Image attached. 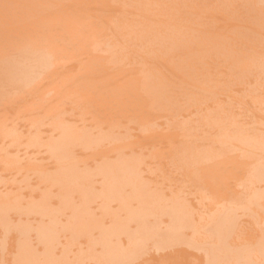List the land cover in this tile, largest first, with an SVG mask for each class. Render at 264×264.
I'll return each instance as SVG.
<instances>
[{
  "label": "rangeland",
  "instance_id": "374dc122",
  "mask_svg": "<svg viewBox=\"0 0 264 264\" xmlns=\"http://www.w3.org/2000/svg\"><path fill=\"white\" fill-rule=\"evenodd\" d=\"M3 1H4V3L5 4H2L3 3ZM12 1H13V3H12ZM18 2H23V4L22 3H17L16 2V0H7V2L5 1V0H2L1 1V3L0 4H2L1 6L3 7V8H10L9 9V12H8V10H6V9H3L1 6V10H0V12L2 13H0V33L3 35V37H6V38H4V40L2 39L3 37H0V39L1 40H3V42L2 41H0V112L2 113V112H4L5 114H3V115H1V113H0V197L1 196H3V197H1L0 198V200H2L1 202H0V239H2V241L3 242H0V251L2 252H0V264H8V260H10L9 261V264H10V262H11V264H17L18 262H19V260L21 259V257H20V252L19 251H21L20 249H26V243H28V244H30L29 245V247L30 246H34V247H27L28 249H31V250H33L34 249V251H36L37 253H36V257L35 258H33V259H36V260H34L32 263H29V264H40V262H39V260L40 259H42V257L43 256H41V257H38V258H40V259H38L37 260V255H38V253L39 252H43V248H45L46 246H45V242H43V240L44 241H46V240H49V239H44L43 237L45 236V232L46 231H49L48 233H50L51 232V235H52V230L50 231V230H47L46 228H50L51 229V226H53V227H55V225H56V227H57V231H56V229L55 228H53V229H55L54 230V232L56 231V234H54V235H52V236H55L56 235V240L53 238V237H50V238H52V239H54L52 242H51V240H50V242L53 244V252L54 251H56V252H54L55 254L53 255V257L55 258V262H53L54 260H52V258L53 257H51L50 255H51V253H49V255L47 254V253H43V255L44 254H47V255H44V257L43 258H45V256H49L48 258L54 263V264H63L62 262H64V264H75L76 263V260H77V257H78V260L80 259V261H82V262H80V261H78L77 262V264H98L99 263V260H100V263H103V261L101 262V260H103V259H106V257H104V255H103V259H101V257H100V259L98 258L97 259V253H99L100 254V256H101V253L103 252V254L104 253H106L107 251L109 252L110 250H108V249H111V251H113L114 249H115V247H116V245L118 244V243H120V242H122L123 244H121L122 246H123V248H122V250L125 248V247H127V246H132V245H134V243H136V242H134L133 241V243L130 241L132 238H135V240L137 241V238L138 237H141V236H146V235H143V234H141V233H146V230L145 229H142L143 227H145L144 226V223H143V227L141 228L140 226H139V224L136 222V221H134V222H136L137 224L136 225H138V226H136V225H134V224H132V221H130L129 223L125 220V215H126V213H124V211H122L121 209L118 211V213H112V212H115V210H117V200L115 201V202H111L112 200H110L109 202L110 203H112V204H108V206H110L111 205V207H108L107 206V210H106V207H104L105 205H107V204H105V205H103L104 204V201H106V195L105 194H103V200L101 199V197H96L97 195L98 196H102V195H100V191H101V193H102V189H104L103 187L104 186H107V183H108V181H107V179H105V174L103 173L104 171H105V169H104V167L106 168V166H102V168L104 169V171L102 172V174H104V175H102L100 172L98 173V169L101 167V165H104V164H110L111 162L112 163H116V162H120V160H121V162H123L124 161V163H125V161H133V160H136L137 161V163H138V165H139V168L141 167V169L140 170H143V172L141 171V173L143 174V176L142 177H144V181H149L150 183L152 182V184L149 186V183L147 184L148 186H147V190L150 192V190H151V192H153V194H159V190L161 191V187H162V189H164V190H162L161 192H162V201L163 202H165V204L167 203V206H168V203H169V205H171V200H172V204H173V206L171 207H169L170 209H168L167 207H166V209L164 208L165 207V204L161 201L159 204L160 205H162V208L164 209V210H169V212L171 213V211H172V213L173 212H177V208H176V210H174L173 208L176 206V207H178L179 205H178V203L180 204V206L178 207V209L180 208L181 209V211H182V215L187 219V220H182V218L180 217V215L178 216V213H175L174 215L177 217L176 219L177 220H171L172 219V216H171V214L170 213H168V215H170V216H168L167 215V211H164V210H162V208H160V210H158V212H157V215L158 216H160V218H161V220H162V223L159 221L160 219H159V217L156 215L155 216V214L153 215V217H155V219L153 218V217H151L150 216V218L151 219H148V223H149V221H150V223H152L153 221H158V223H156L155 222V224H154V222H153V224H151L150 226H152L153 227V229H151V230H155V226L158 228V224H160L159 225V227H162L163 229H165V228H170V225L171 224H173L172 225V227L170 228V230L172 229H174V231H178L177 229H179V228H181V227H183V230H182V228L178 231V232H175V234L177 233V235H178V233L180 232V234H181V236H179V237H181V238H179V241H177V242H173L174 241V239L176 238H172L173 239V241H172V239L170 240V241H172L173 243L172 244H174L173 245V248L174 249H177V250H175L176 251V254H175V251L173 250V249H171L172 247H170V246H172V244L170 243V241H166V239L165 238H168L169 236H170V234L169 233H171L169 230V233H167V234H169V236L167 237L166 235V232H168L167 230H166V232H163V231H165V230H163L162 228L160 229V231H159V229H156L155 231L157 232V231H159L160 233H157L159 236H162L161 235V233L163 234V233H165V235H163L164 237H162V238H164L165 240H163L164 242L166 241L167 243V245L169 246L170 244V248L168 249L167 247L168 246H166V244L163 246V243L161 244V242H163V241H161V237L159 238L160 240H158L157 239V241H160L159 243V247H160V245H161V248H159L158 249V245H156L157 247H155L153 244H155L157 241H156V239L155 240H153L154 238H158V235L156 234V235H154L155 233L154 232H152L151 230H149V233H151L152 232V236H155V237H153V239H152V236H151V238L150 239H152L153 241H155V242H153V243H151L152 242V240L150 241V239H148V237H146V239H143V240H145V241H147L146 243L145 242H143V243H145L146 244V246H149V247H145V246H143V249L141 248H139V247H137V248H139V251L135 248V250H137V251H134L133 249H134V247L132 246V252L134 251L135 252V255H133L134 253H131L129 250H127V252H130L131 253V257L130 258H126V257H129V254L130 253H128V255L126 254L127 252L126 251H122V252H126L124 255H127V256H125V258L123 257V253H121V251H119V249L118 250H115V254L117 253V255L118 256H120V254L122 255L121 257H118L116 260L118 261L119 260V258H124V259H128L129 260V262L127 261V260H125V262H124V259L122 260V261H120V262H118L119 264L121 263V264H131L132 263V261H133V263L134 264H182L183 263V261H184V263L183 264H204V263H207L208 264V260L210 259H208V255H210L209 253H211V255H212V253H213V251H214V253L213 254H215V252H216V249H212V247H208V250L210 251V252H208L207 251V249L205 248V246L207 247L208 245L210 246V245H212V244H210V243H212V241H211V239L210 238H212L213 239V237L211 236V235H215L217 238H215V239H213L214 241V246H215V244L217 243V241H219V233H217L218 234V236H217V234H214L213 232H216V231H220V237H222V239H224L223 241H221V239H220V243H222V242H225L224 244H219V242L217 243V244H219L220 245V247H221V245H222V247L224 246H227V245H230L231 244V246L234 244V245H239V243H240V246H241V244H242V242H244V240H245V244L243 243V245H248V247H249V250H251V248H253V245H255L256 246V244H254V242H255V239L254 238H259V237H262L261 236V234L262 233H264V208L262 207L261 208V210H260V207L262 206L261 204H263V206H264V203H262V197L264 198V186H263V188L261 187V183H262V185H264V181L262 180V178L264 177V175H262V173H264V160H262L261 162H257L254 166L257 168V170H260V166H262L261 167V171L259 172L258 171V173H257V175H259V177L258 176H255V177H253V178H255V179H258V180H255V179H253V182H252V180H251V175L249 176V174L248 173H250L251 171H250V169L248 170V169H246L245 171H243V170H241L240 171V173H238V175L236 174L235 176H234V178L231 180L230 179V183H231V189L229 188V190H228V192H227V190H225L223 193H224V195H226L225 193L227 192V195L229 196V197H232L233 199H234V197L233 196H240V194L242 193V195L237 199V200H233V199H230L227 195H226V197L227 198H229V199H227V198H224V200H226L225 202H222V203H226L227 204V206H229V207H227L226 206V204H225V207H227V209H228V213L226 212L227 210H226V208L224 207V209H225V212H224V209H223V207L222 206H224V204H222L221 203V205H219V203H217V204H215L217 201H214L215 203H213V201L211 200L212 199V195L211 196H209V197H207V195H210V191L211 190H209L208 191V189H206V190H204V187L202 188L204 191H202V192H204L205 193V195L206 196H200V195H203L204 193H202V192H199L198 194L196 193L197 191H196V187H194L195 186V184H193V182L191 183L190 181H188L183 175H181L182 173H181V171L180 170H178V168L176 167V165H175V162L173 161V158L169 155V153H168V151L166 150V149H164V150H161L162 148H165V146L166 147H170L171 145H172V143H173V141H174V139L175 140H177V141H181L180 139L182 138V140L184 139H186L187 137H188V139H190V141L193 139V140H195L196 139V137H195V134H198V133H202L203 134V131H208L209 130V128L206 126V125H204L205 124V122L204 121H206L205 120V118H207V116H208V114L209 113H213V114H215V113H217L219 110H228L229 108V110L230 111H233V112H236V113H234V115H235V117H237V115L239 114L240 115V117H238V118H235V117H233L234 115L232 114V113H230L229 115H227L228 113H226V115L225 116H227L226 118H228V120H229V118H231V120L232 121H236L237 122V120L239 119V121H241L242 120V123H246L247 121L248 122H250V120H256L260 115H258V114H261V113H264V109H263V107H264V94H263V96H262V92L264 93V86H261V85H264V73H262V72H264L263 71V67H264V64H263V67L261 66V68H263V69H261L262 70V72H261V74H260V71H258L257 70V73H255L256 72V70H254L255 72H253V70H252V74H250V72L249 73H247L248 72V67L247 68H243V66L241 67L242 69H247V72L246 73H242V72H245V71H242L241 72V68H239L238 69V66L239 65H237V63H236V61H235V58L237 57H239L241 54V52H242V50H244L242 53H244L245 52V50H246V47L244 46V45H241V46H244V49H242L241 48V46H240V49H242V50H240L239 52V56L238 55H236V56H233L234 54H236L237 53V51H238V49H239V47H237V44H240V43H243V44H245V42H248V40L247 41H245L246 39V37H247V35L248 36H250V33L251 32H253V35H252V33H251V35L252 36H250V40H252V39H255L256 37H258V36H260L261 35V33H260V31L262 32V33H264L263 31H264V21H262V20H260V19H263L264 20V15H263V13L264 12H262L261 13V11H260V5H261V9L262 8H264L263 6H264V3H259V4H257V1L258 0H252V1H255V2H251V1H249V4L251 3V5H249V4H247L248 3V1L247 0H245V1H247V3H245L244 2V0L243 1H241V0H234V1H231L235 6H236V2L235 1H237L238 3H240L241 4V7L239 6L238 8H236V7H234L233 6V4H230V3H226V10H227V7H228V9H230V8H232V9H235L234 11L232 10V9H230V11H226L225 9H223L224 11H225V18H228V20H226V22H227V24H224V23H222V22H224L225 20H223V19H225V18H223V19H221L222 20V22H221V24H222V26L221 27H219V26H217V24H219L217 21L220 19H217L218 17H220V16H222V15H220V13L221 12H219V10L220 9H222L224 6H225V3H224V0L222 1V4H224L223 5V7L221 6V5H219V3L217 4L216 2H213L216 6L218 5V15H217V12H216V9L215 10H209V11H211V14H208V16L210 17V15L212 16V13L214 12V14L216 15V16H218V17H216L215 18V16L213 15V17L216 19V20H214V23L212 22L213 20H211V18L209 19V17H208V19L206 20L207 22L209 21V20H211V22H212V24L211 25H213V24H216V22H217V24L215 25V26H217V27H219V29H218V32H221V33H219V35H221L219 38L220 39H227L226 41H228V40H230V41H232V42H234L235 43V41H236V46L235 47H237L236 49H237V51H236V53L234 52V51H232L231 49H232V45L234 44H232V42L230 43V41H229V44L231 45L230 47V49H229V51H226V53L227 54H229V52H230V50H231V52L233 53V58H231L232 56H230V57H228V58H231L232 59V61L230 60V59H228L227 58V56H222V54H221V52H220V50H215L214 52H213V54L212 53H210L209 51H208V48H209V44H207L208 46H206V43H205V40L202 38V40H204V41H202V42H204V43H202L201 42V45H200V47L202 46V51L204 52V54H205V57H202V55L201 56H198L197 57V59L195 58V56L193 55V56H191L192 55V53H191V51L189 52V54L186 52V53H183L182 55H183V58H184V63L185 64H187V63H194V64H197V67H196V69L197 70H199V68H202V69H204L205 71L206 70H209V71H211L210 69H212L213 71H214V73L211 71L210 73H213V74H211L212 75V77L213 78H210V74L207 72V74H209V75H207L206 73V75L203 77L202 75V77L200 76V78H199V80L201 79L203 82H201V81H197L198 80V77H197V79L195 78V77H193V78H191V76H190V74H187L186 76H184L183 77V74H182V76H175L176 75V73L175 72H177V70L176 71H172V68L171 67H173V69H176V67H178V70L179 71H181L182 70V65L180 64L179 65V62H177L176 61V59H177V56H174V54H173V57L174 58H171V60H168V61H166V60H164V59H159V57L160 56H158V58H157V60H156V58H155V54L152 52L153 50H154V48H152L153 47V45L151 46V44H155V46H157L156 44H158V43H160V45L163 43L162 41H165L166 39V41H167V44L168 43H174V45L176 44V46L178 45V44H180L181 46L184 44V45H186V44H188L189 46H192V44H191V40L194 42L195 40V38L197 37L196 35V33H198L201 29L203 30H205V29H208L209 27H207V24L205 25L204 24V20L207 18V16L205 15V13L204 14H202V15H205V16H203V17H205V19L204 18H201V13H203V12H201L202 11V9L201 8H203V7H205V5H203V7H201L200 8V6H202V5H200L199 3L198 4H196V2L197 1H199L200 3H201V1L200 0H192V1H194L195 2V5H194V2L193 3H186V1H183V2H185V3H183L181 0H176V2H177V4H178V1H179V5L181 6H183V4H185L184 5V7L188 4V6H186L185 7V9H187V7H188V9L186 10V12L189 10V12H192V11H190V10H195L193 7H195L196 8V10L197 11H199V10H201V11H199V13H200V15H199V13L197 12V14L199 15V16H197L196 14H194L195 13V11L194 12H192V16H190L191 18H194V15H196L197 16V18L198 17H200V20L202 19H204L203 21H200V22H203V24L200 26L197 22L199 21L198 19H197V21L196 22H194L195 20H192V19H190V21L188 22V20L186 21V18H184L185 19V21H183V12L180 10V9H182L179 5H176V2H175V0L173 1H171L170 0V3H169V1L167 0V1H165V0H163L164 2H168V3H166V5L167 6H165L164 4V2H162V0L161 1H159V5L161 4L162 5V8H167V7H170V8H172V5H176V6H178V7H180V9L179 8H177L176 9V6H175V9L176 10H174V12L175 11H181L180 12V15H177L176 13L174 14V15H169V14H173V13H170V11H167L169 8H167V10L166 9H163L165 12H166V15H165V13L164 14H161V15H159L160 13H162V12H164L162 9H160L159 8V6H158V10L160 9V11H157V9H156V5H154L153 7H155L154 9H156V10H154L153 8V10L155 11V12H157V14H155V12L154 13H142L143 15H141V12H139V11H137L136 9H133L131 6H126L125 8H123V11L120 9V7H117V6H115L114 7V3L112 4L113 5V7H112V5H111V7L109 8L108 6H106L105 7V11H104V6L103 5H101V4H98L99 2L98 1H93V0H91L90 2H89V0L87 1L89 4L88 5H84V6H82L81 5V2L80 1H83V0H77L78 1V3H77V1L76 0H61V1H59V0H55L56 1V4H55V2H53V0H46L47 2H45V3H48V4H51L52 5V2H53V6H55V7H53V6H51V5H44V0H43V2L41 3V1L42 0H36L37 2L39 1V3L41 4V5H43L44 7L43 8H41V5L39 4L38 6H37V4H36V2H35V0H17ZM27 1V2H26ZM31 1H32V3H33V1L35 2V4L33 3V5H32V3H31ZM64 1V2H63ZM72 2V5H78L79 7L80 6H82L83 7V9L84 8H88V7H90L89 9L91 10H93V8L96 6H93L94 4H96V2H98L97 4V6L99 7V6H101V7H99V9H98V7L96 6L95 8H97V11L94 9V11H92L91 10V14H88L89 16H86V14H85V12H83L84 14V16H85V18L86 17H88L86 20H87V22L85 21H83V20H85V19H81L83 22H84V24L82 23V24H78V20L75 22V24H73L74 22H68V20L66 21V23L64 24V26H63V23L61 24V26L60 25H58L57 27H54L55 26V22H54V20H52L54 17L53 16H49V15H52V10L53 11H55V12H59L60 10H62V9H60V8H62V7H64V10H63V12L65 11V9L66 10H68V5H66V8H65V4H67V2H68V4H70L71 2ZM180 1H181V3L182 4H180ZM207 1V0H206ZM210 1V0H209ZM214 1V0H213ZM216 1V0H215ZM218 1V0H217ZM220 1V0H219ZM225 1H227V0H225ZM229 1V2H230ZM8 2H10V3H8ZM25 2V3H24ZM57 2L60 4V6H58L57 7ZM63 2V3H62ZM76 2V3H75ZM80 2V3H79ZM91 2H95L94 4L92 3V7L91 6H89V5H91ZM123 2H124V0H123ZM161 2V3H160ZM188 2V1H187ZM191 2V1H190ZM202 2L204 3L205 1H203L202 0ZM12 3V4H11ZM124 3H126L127 5H128V0L126 1L125 0V2ZM172 3V5L170 6V4ZM175 3V4H174ZM202 3V4H203ZM207 4L209 3L208 1L206 2ZM205 3V4H206ZM210 3H212V0H211V2ZM253 3H255V4H253ZM22 4V5H21ZM31 4V5H30ZM58 4V5H59ZM62 4L64 5V6H62ZM80 4V5H79ZM245 4H247V5H245ZM252 4L253 5H257V6H259L258 8H257V6L255 7L256 9H258L257 11H258V13H259V11H260V13L263 15L262 17H261V14H259V18L257 19V16H256V14H257V12L256 13H254L255 11H256V9L254 10H251L250 11V9H251V7H253L252 6ZM7 5V6H6ZM11 5V6H10ZM13 5V6H12ZM14 5H15V7H14ZM71 4L69 5V6H72ZM161 5H160V7H161ZM165 7H164V6ZM169 5V6H168ZM198 5H200L199 7H198V9H197V6ZM213 5V4H212ZM212 5L210 6V5H207L206 7H207V9L206 10H208V6L211 8L212 7ZM230 7H229V6ZM5 6V7H4ZM8 6H10V7H8ZM19 6V7H18ZM21 6H23V7H21ZM25 6H27V7H25ZM30 6V7H29ZM33 8H32V7ZM37 6V7H36ZM48 6H49V10L47 9L46 11H44L45 10V8H48ZM78 6H76V7H78ZM86 6V7H85ZM191 6H192V8H191ZM214 6V5H213ZM219 6H220V8H219ZM232 6V7H231ZM250 6V7H249ZM13 7V8H12ZM18 7V8H17ZM36 7V8H35ZM38 7H39V9H42V11H44L43 13H45V14H47L48 12L47 11H49V15H46V17H44L43 15H41L42 14V12H41V10H40V12H37V11H39V10H37L38 9ZM51 7V8H50ZM57 7V8H56ZM81 7V8H82ZM190 7V8H189ZM215 7V6H214ZM214 7H213V9H214ZM234 7V8H233ZM24 8H26V10L24 9ZM35 8V10H37V11H34L33 9ZM81 8H79V9H81ZM100 8H101V10H100ZM128 10H131V12H134V14H137V16L136 15H133L135 18V20L134 19H132L133 18V16H132V14L133 13H131L130 11L128 12L127 11V9ZM130 8V9H129ZM209 8V9H210ZM216 8V7H215ZM254 8V7H253ZM15 9H17V12L18 13H16V15H13L15 12H16V10ZM23 9V10H22ZM31 11H30V10ZM50 9H52V10H50ZM60 9V10H59ZM83 9H81V10H83ZM85 9V10H86ZM89 9H87L88 11H90ZM109 9L110 10V13H111V15L114 17H111V15L110 16H108V18H110L111 17V20H113L114 21V19H115V21L116 20H118L119 19V17L120 18H122V21H124L125 23H123L122 21H121V24L119 23V26L118 25H116V24H111L112 26H110V27H113V29L112 28H109V30H108V28H107V24H108V21L110 20H107V16L106 15H108L109 14V11H108V13H107V10ZM116 10L117 9V12L116 11H112V10ZM119 9L123 12V14H124V12L125 11H127L126 12V14H131L130 16L129 15H126V18L123 16V14H121L122 12H120L119 11ZM174 8H172L171 10H173ZM204 9V8H203ZM3 10H4V12H3ZM26 12H25V11ZM57 10V11H56ZM78 10V9H77ZM99 10L101 11V13L99 12ZM102 10H103V12H102ZM162 10V11H161ZM264 10V9H263ZM262 10V11H263ZM5 11H7V12H5ZM13 11H15V12H13ZM22 11V12H21ZM70 11V10H69ZM72 11V10H71ZM74 11H75V9H74ZM78 11H80V10H78ZM84 11V10H83ZM87 11V12H88ZM120 13H119V12ZM254 11V12H253ZM12 12H13V14H12ZM25 12V13H24ZM35 12H36V14L39 16L40 15V18H41V20L42 21H44V23H42V21H39L40 20V18L35 14ZM47 12V13H46ZM61 12V11H60ZM66 12V11H65ZM68 12V11H67ZM81 12V11H80ZM80 12H77V14L78 13H80ZM93 12V13H92ZM106 12V13H105ZM136 12V13H135ZM160 12V13H159ZM184 12H185V10H184ZM189 12H187V13H189ZM235 12H236V14H235ZM3 13H4V15H3ZM12 15H11V14ZM20 13V14H19ZM21 13H23L24 15H22ZM27 13V14H26ZM28 13L30 14V15H28ZM34 13V15H32V14ZM40 13V14H39ZM75 13V12H74ZM90 13V12H89ZM100 13V14H99ZM112 13H114V14H112ZM116 13V14H115ZM159 13V14H158ZM167 13H169L168 14V19H167V22H163L164 23V25H163V23H162V21H164V19H165V16H167ZM187 13H184V14H187ZM208 13V12H207ZM206 13V14H207ZM210 13V12H209ZM227 13H229V17H232V16H235V18L233 19V17L231 18L232 20H230V18L229 17H227ZM253 13V14H252ZM6 14V15H5ZM11 16H10V15ZM44 14V15H45ZM61 14H62V12H61ZM61 14H55V15H61ZM81 14V13H80ZM78 15V17L80 16V17H83V15L81 16V15ZM98 14V15H97ZM103 14H105L104 16H106V17H104L103 16ZM118 14V15H117ZM182 14V15H181ZM191 14V13H190ZM221 14H223V13H221ZM254 14H255V16H254ZM21 16V19H24V20H26V21H24V20H22L21 21V19H18V17H20ZM25 15H27V18H26V16ZM35 15H36V17L38 18V19H35L34 17H35ZM90 15H91V17L93 16V18H95V19H97L96 21H95V19H92V18H90ZM122 15V16H121ZM145 15V16H144ZM163 15V16H162ZM165 15V16H164ZM188 15V14H187ZM258 15V14H257ZM34 16V17H33ZM48 16L50 17V18H52V19H50V18H48ZM77 16V15H76ZM98 16V17H97ZM100 16L102 17L101 19H100ZM143 16H144V18H143ZM154 16H155V18H154ZM157 16V17H156ZM170 16V17H169ZM171 16H173L174 17V19H176L177 17H182V18H178L179 20H181L182 19V23H180V31H181V29H182V27H184V26H186V25H188V26H194L195 28H196V37L193 39L192 37L190 38L189 36H191V35H189V33H185L184 32V35H183V37H180L179 35H181L180 34V32L178 33V30L177 29H175V28H179V23H177V22H175V21H179L178 19H176V20H174V21H172L173 20V17H172V20L170 21V28H169V24H168V20H170L171 19ZM188 16V17H189ZM5 17H6V19H5ZM10 17V18H9ZM12 17V18H11ZM16 17V18H15ZM30 19H29V18ZM97 17V18H96ZM131 17V18H130ZM137 17L139 18L137 21L138 22H141V23H146V21L148 20V18L150 19V18H153V19H155V20H160L161 22V24L158 22V21H154L153 19H151V22L150 23H148V24H155L154 26H156L157 25V27H159V26H163V27H161L162 29L161 30H164V31H161V30H159V31H157V30H155L156 28H154V30H152L151 32L152 33H155V34H153L152 35V33L151 32H149V33H151L150 35H152L153 37H155V35L157 34L158 35V33L161 35V32H162V36H161V38H163L162 40H161V38H160V35L159 36H157V39L155 40L154 38H152V36L150 37V35H149V33L148 32H145V31H142V28H141V31H142V34H144V35H146V33H148L147 34V36H148V40H150V41H148L147 40V37L146 36H143L142 35V37H144L146 40H144V41H146V42H148V46H147V43L145 42V45L147 46V49H146V51H145V49H144V47H145V45H144V43L142 42V43H140L141 41H138V40H141V39H143V38H139L140 36H141V31H140V29L137 31V28H139L141 25H139V26H137L135 23H132L131 21H135V22H137L136 21V19H137ZM145 17H146V19H145ZM148 17V18H147ZM158 17H159V19H158ZM163 18L162 20H161V18ZM186 17V16H185ZM223 17H224V15H223ZM4 18V20H2ZM34 20H37L38 21V23H40L41 22V24H37L38 25V27H37V25H36V27H35V25H34V23H33V25H34V27H33V25H31L32 24V22H30V20H32L33 21V19ZM44 18V19H43ZM47 18V19H46ZM71 18H73V17H71ZM84 18V17H83ZM89 18L91 19V20H89ZM123 18H125L126 19V21L123 19ZM157 18V19H156ZM167 18V17H166ZM196 18V17H195ZM256 18V19H255ZM9 19H11L10 21H9ZM15 19H17V20H15ZM103 19H106L107 21H103ZM143 19H145L146 21L145 22H142V20ZM188 19V18H187ZM213 19V18H212ZM6 20V21H5ZM29 20V21H28ZM52 21V22H54V24L52 23V24H50L49 25V23L50 22H48V21ZM81 20H80V22H81ZM102 22L103 21V24H99L100 22ZM111 20H110V22H111ZM120 20V19H119ZM128 20H130V21H128ZM221 20H219V21H221ZM255 20H257L256 22H262L261 23V27L263 28V31H262V28L260 27V26H257V24H255ZM259 20V21H258ZM6 23H4V22ZM18 21V22H17ZM19 21H20V23H19ZM47 21V22H46ZM133 21V22H134ZM192 21L195 23H193V25L192 24H190V23H192ZM228 21H230V23L228 24ZM231 21H232V24H231ZM13 22V23H12ZM22 22V23H21ZM60 22H62V21H60ZM60 22H58L57 20H56V23L57 24H59ZM68 22V23H67ZM79 22V23H80ZM117 22V21H116ZM129 22V23H128ZM173 22H175V24H172ZM180 22V21H179ZM185 22H188V23H185ZM210 21H209V23H211ZM29 24V25H27V24ZM71 23V25L72 26H70L69 24ZM76 23L78 24V26H76ZM92 23V24H91ZM97 23H98V25H97ZM104 23L107 25V26H105L104 25ZM123 23V24H122ZM167 23V24H166ZM197 23V24H196ZM206 23V22H205ZM208 23V24H209ZM260 23H258V24H260ZM7 24H9V25H7ZM10 24H11V26H10ZM13 24V25H12ZM23 24H25V25H23ZM56 24V25H57ZM66 24H68L67 26L68 27H66L65 25ZM93 24H95V25H93ZM133 24L134 25H136V29H135V27H133ZM173 25V27H174V25L176 26V27H174V29H175V31H176V33H175V31H173L174 29L172 28V25ZM181 24L183 25V26H181ZM190 24V25H189ZM220 24V25H221ZM254 24L256 25V28H255V26H254ZM263 24V25H262ZM73 25H75L76 27H73ZM79 25H81V26H79ZM100 25H104V26H100ZM114 25H116V26H118L117 28H115V26ZM120 25H121V27H120ZM210 25V24H209ZM208 25V26H209ZM1 26H2V28H1ZM41 26V27H40ZM43 26H47L46 28L45 27H43ZM60 26V27H59ZM90 26V28H88ZM93 27V29H92V27ZM97 26V27H96ZM124 26V27H123ZM153 25H152V27L151 28H153L154 27ZM164 26L167 28V29H169V30H166L165 28H164ZM178 26V27H177ZM202 26H206V27H202ZM214 26V27H215ZM6 29H4V28ZM10 29H9V28ZM12 27H15V28H17V29H14V28H12ZM21 27H23V28H21ZM25 27H27V28H25ZM29 27V28H28ZM49 27V28H48ZM59 27V28H58ZM69 27H71V29H68ZM102 27V28H101ZM106 29H105V28ZM130 27H132V28H134L132 31H133V33L135 34H137V32H139L140 34H137V35H132L133 33L131 32V29H129ZM261 28V30L259 29V28ZM36 30H35V29ZM99 28H100V30H99ZM103 28H104V31H102L103 30ZM115 28V29H114ZM120 28V29H119ZM160 28V27H159ZM164 28V29H163ZM171 28L173 29V30H171ZM185 28H189V27H185ZM216 28V27H215ZM15 31H14V30ZM21 29V30H20ZM31 29V30H30ZM50 29H52V30H50ZM67 29V30H66ZM112 29V30H111ZM126 29V30H125ZM184 29V28H183ZM212 29H213V26H212ZM256 29L259 31H257L258 32V34L256 33ZM4 30V31H3ZM13 30V31H12ZM20 30V31H19ZM50 30V31H49ZM76 30V31H75ZM107 30V31H106ZM113 30H114V32H113ZM116 30H118L117 31V33H116ZM134 30H136L137 32H134ZM171 30V31H170ZM185 30H187V29H185ZM189 30V32H190V29H188ZM188 30H187V32H188ZM202 30H201V32H199L198 34H201V33H203L202 32ZM216 30V29H215ZM70 31V32H69ZM131 33H130V32ZM165 31H167V32H169V33H166ZM174 32V34H177V36L178 37H180V38H183V39H181L182 40V42H179V43H177L178 41L177 40H180V38L178 39H175L176 38V35H174L173 33V35H174V39H172V38H170V39H168L167 37L169 36V37H173V35L171 36V35H169L171 32ZM198 31V32H197ZM30 32V33H29ZM109 34H108V33ZM125 32V33H124ZM129 32V33H128ZM157 32V33H156ZM182 32V31H181ZM193 31H191V33L190 34H193L192 33ZM206 33L208 32V30H206L205 31ZM254 32L256 33V35L257 36H255V34H254ZM16 33H17V35H16ZM19 33V34H18ZM21 33V34H20ZM80 33V34H79ZM111 33V34H110ZM115 33V34H114ZM121 33H122V35H121ZM105 34V35H104ZM120 34V35H119ZM130 34V35H129ZM165 34H167V35H165ZM186 34V35H185ZM208 34H211V32L209 31L208 32ZM208 34H206V35H208ZM216 34V33H215ZM12 35H14V37L12 36ZM18 35H20L21 36V38H19L18 37ZM165 35V36H164ZM203 35H205L204 33H203ZM205 35V36H206ZM224 35H227L228 37H225V38H223L224 37ZM263 35V34H262ZM261 35V36H262ZM35 36H37V37H34ZM77 36L79 37V38H77ZM108 36V37H107ZM115 36H119V38H118V40L115 38ZM131 36H134V37H131ZM243 36H245V38H243ZM254 36H255V38H254ZM261 36L260 37H258L257 39V41H256V39L255 40H252V42L253 41H255L257 44H260L259 42H261L262 40H261ZM110 37V38H109ZM128 37H130V39H132V38H135V37H138L139 39H132V40H129V42H128ZM158 37H159V39H158ZM164 37H166V39L164 38ZM190 38V40H189V38ZM251 37H253L252 39H251ZM20 40V42H18V39ZM32 38H34L33 40H32ZM76 38V39H75ZM88 38V39H87ZM248 38V37H247ZM260 38V39H259ZM263 38V40H264V36L262 37ZM11 39H12V41H11ZM91 39V40H90ZM122 39V41H119V40H121ZM249 39V38H248ZM6 40L7 41H9V42H6ZM13 40H14V42H13ZM17 40V41H16ZM41 40V41H40ZM53 40V41H52ZM66 40V41H65ZM95 40V41H94ZM115 40V41H114ZM176 40V41H175ZM184 40H185V42H184ZM249 40V42H250V44L249 43H247V44H249L248 46H250L251 45V41ZM260 40V41H259ZM16 41V42H15ZM83 41V42H82ZM92 41H93V43H92ZM157 41H161V42H158L157 43ZM190 41V42H189ZM4 42H6V43H4ZM18 42V43H17ZM40 42H41V44H40ZM94 42H96V43H94ZM120 42V43H119ZM125 42L127 43V44H125ZM133 42V43H132ZM139 43V44H141V45H143V49H144V54L147 52V55L145 56L144 54V57H143V55H141L143 52H141V50H142V48H140V47H142V46H139V45H137V46H135L137 43ZM188 42V43H187ZM192 42V43H193ZM239 42V43H238ZM255 42H253V45H255L253 48L255 49L256 48V43ZM263 42V45H264V41H262ZM262 42H261V44H262ZM1 43H3V44H5L4 46H3V44H1ZM8 43H9V45H8ZM11 43V44H10ZM13 43H15V44H13ZM17 43V44H16ZM44 43V44H43ZM52 43V44H51ZM88 45H87V44ZM181 43H183V44H181ZM186 43V44H185ZM255 43V44H254ZM13 44V45H12ZM66 44V45H65ZM92 44L94 45V46H92ZM114 46H113V45ZM130 44V45H129ZM166 44V45H167ZM167 45V46H165V48H167V47H170L171 48V46L173 45ZM195 44H200V43H196V41H195ZM203 44V45H202ZM247 44H245L246 46H247ZM260 44V45H261ZM1 45H2V47H1ZM15 45H17V46H15ZM41 45V46H40ZM62 45H65V46H62ZM97 45V46H96ZM150 45V46H149ZM159 44H158V46H160ZM183 45V46H184ZM198 45H196V46H198ZM211 45V44H210ZM252 45V46H253ZM9 47V48H6V47ZM122 46V47H121ZM128 47V48H126V47ZM132 46V47H131ZM164 46H162L161 45V48H163ZM175 46V48H177ZM181 46H178V48L179 49H175L174 51H179L180 49H183ZM187 47V45H186V47L187 48H191V47ZM193 46H194V44H193ZM192 46V47H193ZM239 46V45H238ZM262 46V45H261ZM118 47V49H116V48ZM123 47H125L126 48V50H125V48H123ZM134 47V48H133ZM148 47H151V49L149 50V48ZM199 46H198V48H200ZM208 47V48H207ZM234 47V45H233V49L235 48ZM258 47H259V45H258ZM264 47V46H263ZM5 48V49H4ZM63 48H65V49H63ZM70 48V49H69ZM158 50L156 51L155 50V53L156 54H158V51H159V54H160V52H161V57H162V54H163V56L165 55V56H171V55H169L170 53H168V49L170 50V48H167V49H161L160 47H156ZM160 48V49H159ZM187 48H185V46H184V49L183 50H187ZM248 48V47H247ZM253 48H252V50H253ZM3 51H2V50ZM12 49H14V51L12 50ZM115 49V50H114ZM130 49V50H129ZM248 49H250L251 50V47L250 48H248ZM257 49V48H256ZM251 50L252 52H254V55H256L255 54V52L257 51H259V52H263V51H260V50H264L263 48H261V49H259V50ZM125 50V51H124ZM128 50V51H127ZM148 50H149V53L151 52V54H152V56L148 53ZM162 50H164V51H167V53L165 54L164 52H162ZM225 50V49H224ZM228 50V49H227ZM249 50V51H250ZM11 51V52H10ZM15 52V53H13V52ZM45 51V52H44ZM49 51H50V53L52 54L50 57L48 56V54H50L49 53ZM122 51V52H121ZM124 51V52H123ZM247 52H248V50H246ZM3 52V53H2ZM5 52V53H4ZM10 52V53H9ZM46 52H48V53H46ZM57 52V53H56ZM116 52H121V54H120V57L122 58H118L119 57V53L117 54V56L115 55V53ZM127 52H129V53H131L130 55H129V53H127ZM141 54H140V53ZM173 52V51H172ZM246 52V53H247ZM256 52V53H257ZM258 52V53H259ZM7 53L9 54V55H7ZM12 53L14 54V55H12ZM98 53H100L99 55H104V56H102V57H107L106 59H107V61H108V59H110V57L109 56H107V55H109V53H110V55L113 57H116V58H118V60L116 61L115 59H114V62H112L111 61V63H110V61H108L109 63H108V66H109V64H116V65H118V64H120V60L122 61V60H130L135 54L137 55L136 57H139V59H136V58H134V60L135 61H132L133 62V64H134V66H131L132 68L134 67L135 69H137V70H134L133 72L135 73V74H137V75H141V73H140V71H138V69H140L141 70V72H143L142 74H145L144 73V71H143V69H141V66H143L142 68H144L145 66L147 67V66H149V68H150V65L148 64H146L148 61V63H150L151 64V60H153V61H159V63L161 64V66L163 67V69H165L164 71L165 72H167V73H169V75L171 76V79H172V81H171V83L169 84V85H167L166 87H165V97H164V101H166L167 102V104H165V102L163 101V103L161 102V99H160V101H158V102H160L159 104H158V106L159 107H162L161 109H163V108H165L166 107V105H168L167 107L169 108V106H170V109H168V111H166V112H162V111H165V110H167V109H164V110H160V108L158 107V106H155V105H153V106H155V107H153V109L154 108H156L157 110H154V111H156V113H155V115H158V116H154V120H152V118H153V116H152V118H150V116H149V114L152 112H150L149 110H151L152 108V106L150 107L146 102H145V104L143 103V102H141V101H138V100H136L135 99V93H133V92H131L130 90H128L129 88H127V87H130L129 85H131V84H133V83H131V81L130 80H128V79H126V83L124 84V85H127L128 83V85H127V89H125V90H127L128 91V94L127 93H124V89L123 88H120V89H118L119 91H121V93L126 97V98H123V100H121L120 102H121V104H120V106H118L117 104H118V100L116 99V101L114 102V103H116L117 101V104H116V106H118L119 108H117L116 106H115V104H114V108H111V107H113V104L112 103H110L111 101L113 102V98H117V96H120V95H117V94H121L120 92H117V94H115V92L117 91V89H116V91L115 90H111V92L110 91H108V92H110V96H109V99H108V104L106 103V99H105V101H104V97L106 98V96L108 97V95H107V93L106 94H104L103 95V97L102 96H99L100 94L102 95V93H99V95H98V84L96 83V78H97V76H100V75H104V74H106L107 72H105V73H98V72H96L95 70L97 69L96 67H94L95 66V64L96 63H94L95 61V59L93 60V57H95L96 56V54H97V56H99L98 55ZM138 53V54H137ZM174 53V52H173ZM232 53H230V55L232 54ZM251 53V52H250ZM257 53V54H258ZM264 53V52H263ZM263 53L261 54L262 56H263ZM112 54H114V55H112ZM134 54V55H133ZM148 54H149V56H148ZM154 54V55H153ZM252 54V53H251ZM6 56L7 55V58H5V60H3V56ZM11 55V56H10ZM124 55H129L130 56V59L129 58H127L126 59V56L124 57ZM139 55V56H138ZM140 55H141V57H140ZM243 55V54H242ZM245 56L247 55V54H244ZM254 55L252 56V57H254ZM63 56V57H62ZM123 56V57H122ZM128 56V57H129ZM147 56L151 59H149L148 60V58H147ZM151 56V57H150ZM164 56V57H165ZM167 56V57H168ZM229 56V55H228ZM250 56V55H249ZM12 57V58H11ZM46 57H49V59L50 58H52V60L50 59V63H49V59H45ZM70 57V58H69ZM109 57V58H108ZM166 57V58H167ZM247 57V56H246ZM255 57H257V55L255 56ZM254 57V58H255ZM10 58V59H9ZM42 58H43V60H42ZM55 58V59H54ZM63 58V59H62ZM65 58V59H64ZM99 58V57H98ZM125 58V59H124ZM133 58H132V60H133ZM141 58H145V59H147L146 61L144 60V62L145 63H142L140 60H141ZM154 58V59H153ZM240 58H242V57H240ZM259 57H257L256 59H258ZM263 58H264V56H263ZM11 59H13V61L11 62ZM142 59V60H143ZM182 59V58H181ZM242 59H244V56H243V58ZM248 59V62H251L252 63V59L249 57V58H247ZM247 59H246V61H247ZM249 59H251L250 61H249ZM10 61V62H8L7 64H6V61ZM45 60V61H44ZM46 60H47V62H46ZM53 60H55V62L53 61ZM57 60V61H56ZM78 60H80V61H78ZM254 60V59H253ZM259 60H260V58H259ZM258 60V61H259ZM261 60H263L262 58H261ZM5 61V62H4ZM42 61L44 62V63H42ZM75 61V62H74ZM78 61V62H77ZM240 61V59H238V61L237 62H239ZM242 61H245V60H242ZM241 61V62H242ZM14 62H16L15 64L16 65H18V66H16L15 64H14ZM45 62H46V64H45ZM77 62V63H76ZM123 63V65L125 64L126 65V63L124 62V61H122ZM138 62H141V63H138ZM234 62H235V64H234ZM3 65H2V64ZM128 63V62H127ZM240 63V62H239ZM254 63V62H253ZM255 63H256V60H255ZM254 63V64H255ZM257 63H259V62H257ZM9 64V65H8ZM14 65V67H13V65ZM47 64H49V65H47ZM90 64V65H89ZM137 64V65H136ZM138 64H141V65H138ZM146 64V65H145ZM162 64H165V65H162ZM4 65H5V67H4ZM7 65V66H6ZM11 65V67H9ZM50 66V68H48L47 66ZM63 65V66H62ZM72 65H73V67H72ZM113 65H112V67H113ZM121 65V64H120ZM125 65L123 66L124 68H123V72H121V73H124L123 74V76L125 75V73H127V71L129 70L130 72L133 70L132 68L131 69H129L130 68V66H126L125 67ZM154 66V64L152 63L151 64V66ZM168 65V66H167ZM240 65H242V63L240 64ZM22 66H24V68L26 67V68H28L29 69V67H30V70L33 72L32 74H37V75H32L31 73H29L30 75H32V78L34 79L33 81H32V78H26L28 75V72H30L28 69H26L25 68V70L26 71H28V72H26V71H24L23 69L24 68H21L20 69V67H22ZM115 66V65H114ZM137 66H139L138 68H137ZM152 66V67H153ZM165 66V67H164ZM167 66V67H166ZM8 67V68H7ZM15 68V69H13V68ZM18 67V68H17ZM61 67V68H60ZM112 67H111V69H112ZM120 66H118V68H119ZM145 67V68H146ZM9 68H12V70H13V72L12 73H10L11 71L10 70H8ZM73 68V69H72ZM90 68H93V69H90ZM114 68V67H113ZM128 68V70L126 71V69ZM144 68V69H145ZM251 68H255L254 67V65H252L251 66ZM250 67H249V69H251ZM260 68V67H259ZM258 68V69H259ZM6 69H7V71H6ZM114 69H117V68H114ZM125 69V70H124ZM147 69V68H146ZM256 69H257V66H256ZM15 70H16V73H15ZM20 70V71H19ZM36 72H35V71ZM17 71H19L18 73H17ZM23 72V75H24V78L23 77H21V78H23L22 80H21V78H19V79H17L19 76L18 75H15V74H20V72ZM87 72V74H86V72ZM112 72L114 71V70H111ZM116 71V70H115ZM148 70H145V72H147ZM204 71V72H205ZM41 72V75H40V77H39V73ZM56 72V73H55ZM133 72H131L133 75H134V73ZM14 73V74H13ZM260 75H259V74ZM7 74H10L9 76L10 77H8V75ZM62 74V75H61ZM254 74H258L259 76H262V77H259L260 79H258V76L256 77V75H254ZM11 75H12V77H11ZM15 75V76H14ZM21 75H22V73H21ZM20 75V76H21ZM22 75V76H23ZM25 75H27V76H25ZM49 75H51V77H53V78H51V77H49ZM53 75V76H52ZM55 75V76H54ZM58 75V77H56ZM122 75V74H121ZM121 75H118V77L121 79V81H122V79L123 78H125L126 76H124L123 78H122V76ZM127 75H129V72L127 73ZM139 75V76H140ZM18 76V77H17ZM36 76L38 77L37 79H36ZM45 76L47 77V78H45ZM71 76V77H70ZM77 76V77H76ZM240 76V77H239ZM244 76V77H243ZM255 76V77H254ZM43 77V78H42ZM51 78V79H49V78ZM61 77V78H60ZM76 77V78H75ZM10 78V79H9ZM15 78V79H14ZM77 78H78V80H77ZM80 78H86V80H88L89 82H85V83H83V84H85L86 85V87H87V89L85 88V85H82V83L80 82L78 85L76 84V81L75 80H77V82L78 81H81V80H79ZM135 78H136V76H135ZM217 78H219V80L217 79ZM16 79H17V82H16ZM24 79H25V81H24ZM30 80L29 82H28V80ZM41 79V80H40ZM44 79H46V80H44V81H46L48 84L50 83L49 81H51V83L48 85V84H46V82H42ZM49 81H48V80ZM69 79H71V80H69ZM119 79V80H120ZM252 81H251V80ZM18 80H19V82H18ZM26 80H27V82L28 83H26ZM108 80H113V76H112V79H110L109 77H108ZM107 80V81H108ZM115 80V79H114ZM123 80H125V79H123ZM215 80H217V82L215 81ZM248 80H250V81H248ZM261 80V81H260ZM41 81V83H42V85H41V83L39 84V82ZM61 83H60V82ZM110 81H109V83H110ZM206 81H208V84H207V82ZM209 81H212V82H210V83H214L213 81H215V85L213 84V86H211V85H209L210 83H209ZM239 81H241V82H239ZM15 82V83H14ZM23 82H25L26 84H28V85H25ZM32 82H34V85L32 84ZM53 82H55V84L53 83ZM73 82H75V84H73ZM101 82H102V79H101ZM123 82V81H122ZM201 82V83H200ZM244 82H248V85H246L247 83H245L244 85H246V86H244L243 84H241V83H244ZM37 85H36V84ZM46 84V85H44V84ZM131 83V84H130ZM202 83H206V84H202ZM253 84V85H251V84ZM263 83V84H262ZM21 84H23V85H21ZM60 84V85H59ZM255 84V85H254ZM34 86V89H32L33 88V86ZM41 85V86H40ZM51 85H53L52 87H51ZM63 85V86H62ZM123 85V86H124ZM37 86V87H36ZM40 86V87H39ZM43 86V87H42ZM49 86H50V88H49ZM57 86V87H56ZM81 86V87H80ZM120 86H122V85H120ZM253 86V87H252ZM22 87V88H21ZM46 87V88H45ZM67 87V88H66ZM247 87H249V88H247ZM40 88V89H39ZM134 88V91L136 90V88H138V85H136V86H134L133 87ZM245 88H247V89H245ZM25 89L27 90L25 93H24V91H25ZM95 89H96V93H94L95 92ZM260 89V90H259ZM21 90V91H20ZM36 90V91H35ZM122 90H124L123 92H122ZM23 91V92H22ZM31 91V92H30ZM87 91V92H86ZM91 91H93L92 93L93 94H91L90 93V95H88L89 94V92ZM114 91V92H113ZM127 91H125V92H127ZM249 91V92H248ZM23 94H22V93ZM28 92H30L29 94H28ZM33 92H34V94H33ZM52 92V93H51ZM73 92V93H72ZM74 92H75V94H74ZM77 92V93H76ZM141 92V91H140ZM19 93V94H18ZM55 93V94H54ZM83 93V94H82ZM87 93V94H86ZM105 93V92H104ZM111 93H113L112 94V96H111ZM143 93V92H142ZM261 93V94H260ZM26 94H28V95H26ZM32 94V95H31ZM53 94V95H52ZM61 94H62V96H61ZM74 94V95H73ZM80 94H82V95H80ZM85 94V95H84ZM96 94V96L98 95L100 98H98V96H97V98H98V102H97V99L95 98L96 96H94ZM147 94V93H146ZM145 93H144V97H147L148 98V96L146 95ZM152 94V93H151ZM150 94V95H151ZM49 95V96H48ZM51 95V96H50ZM66 95V96H65ZM93 95V96H92ZM123 95H121V97L123 96ZM143 95V94H142ZM33 96V97H32ZM34 96H36V97H38L40 100H37L38 98H35ZM76 98H75V97ZM78 96V97H77ZM80 96H82V97H80ZM262 96V97H261ZM61 97V98H60ZM92 97H94L95 99H93L92 100ZM101 97L103 98V100L101 99ZM113 97V98H112ZM128 97V98H127ZM151 97V96H150ZM77 98H78V100H77ZM89 98H90V100H89ZM119 98V97H118ZM146 98V99H147ZM153 98V97H152ZM239 99V101H238V99ZM79 99H81L82 100V102H81V100H79ZM112 99V100H111ZM150 99V98H149ZM148 99V100H149ZM154 99V101H155V99L156 98H153ZM162 99H163V97H162ZM241 99V100H240ZM44 100H45V103H44ZM53 100H55L54 102H52ZM96 100V101H95ZM100 100H102V101H100ZM115 100V99H114ZM120 100V99H119ZM131 100V101H130ZM138 101L139 102V104L140 105H142V106H138L137 104H136V101L135 102H133V101ZM157 100V99H156ZM159 100V99H158ZM231 100V101H230ZM233 100V101H232ZM245 100V101H244ZM262 100V101H261ZM28 101V102H27ZM78 101V102H77ZM94 101V102H93ZM125 101H130L129 103H126ZM154 101L152 102L153 104H156V102L154 103ZM261 101V102H260ZM119 102V103H120ZM229 102V103H228ZM82 103V104H81ZM102 103H104L105 104V106H104V104H102ZM123 103H125V105L124 106H122V104ZM232 105H231V104ZM245 105H244V104ZM247 103V104H246ZM61 106H60V105ZM81 106H80V105ZM112 104V105H111ZM78 105V106H77ZM85 105V106H84ZM108 105V106H107ZM111 107H110V106ZM157 105V104H156ZM233 106V107H231V106ZM36 106V107H35ZM94 106V107H93ZM122 106V107H121ZM262 106V107H261ZM41 107V108H40ZM79 107V108H78ZM85 107H87L86 109H85ZM229 107V108H228ZM245 107V108H244ZM250 107V108H249ZM27 108V109H26ZM70 109V110H68V109ZM71 108H74V109H71ZM159 108V109H158ZM231 108L233 109V110H231ZM262 108V109H261ZM33 109V110H32ZM87 109H89V111L87 110ZM246 109V110H245ZM14 110V111H13ZM46 110V111H45ZM62 110V111H61ZM71 110H73V111H71ZM248 110L250 111L249 113H248ZM258 110V111H257ZM263 110V111H262ZM10 111V113H9V115H8V112ZM11 111H13V112H11ZM32 111V112H31ZM38 111V112H37ZM83 111V112H82ZM92 111V112H91ZM145 111H149L150 113L147 115V117L148 118H150L152 121H149L148 119L146 120L145 119V116H144V112ZM247 111V112H246ZM22 114H21V113ZM29 112H31L30 113V115L31 116H29ZM41 112V113H40ZM62 112V113H61ZM64 112V113H63ZM72 112V113H71ZM89 112V113H88ZM91 112V113H90ZM94 112V113H93ZM96 112V113H95ZM158 112V113H157ZM59 113V114H58ZM93 113V114H92ZM112 113V114H111ZM6 114H7V116H6ZM21 114V115H20ZM26 114V115H25ZM33 114H35V115H33ZM37 114V115H36ZM89 114V115H88ZM99 114L102 116H99ZM152 114H153V112H152ZM152 114H150V115H152ZM5 115V116H4ZM20 116V117H18V116ZM56 115H57V117H56ZM81 115V116H80ZM88 115V116H87ZM98 115V116H97ZM258 115V117L256 118V116ZM24 117V119H23V117ZM26 116V117H25ZM46 116V117H45ZM53 116H54V118H53ZM91 116V117H90ZM97 116V117H96ZM109 116V117H108ZM245 116V117H244ZM255 116V117H254ZM4 117V118H3ZM11 117V118H10ZM13 117H15L16 119H14ZM45 117V118H44ZM65 117V118H64ZM94 117H96V119L94 118ZM106 117V118H105ZM108 117V118H107ZM115 117V118H114ZM254 119H253V118ZM2 118V119H1ZM13 118V119H12ZM19 118H22L23 120H20ZM33 118V119H32ZM48 118V119H47ZM92 118V119H91ZM102 118H104V119H102ZM111 118V119H110ZM244 118H245V121H244ZM7 119H8V121H7ZM19 119V120H18ZM40 119L42 120V121H40ZM45 119H46V121H45ZM69 121H68V120ZM75 121H74V120ZM103 120V122H102V120ZM108 121H107V120ZM111 121H110V120ZM114 119V120H113ZM38 120V121H37ZM53 120V121H52ZM59 120L60 121H62V124L59 122ZM65 120V121H64ZM88 120V121H87ZM101 120V121H100ZM258 121L257 122H259L260 123V121L259 120H264V114H263V117H262V119H257ZM15 121V122H14ZM44 121V122H43ZM71 121V122H70ZM186 121H188V122H190L189 124L186 122ZM238 121V122H239ZM14 122V123H13ZM50 122V123H49ZM89 123L88 125H87V123ZM108 122V123H107ZM149 122H151V123H149ZM155 122V123H154ZM184 122H186L188 125H186V123H184ZM256 121H255V123H257ZM5 123V124H4ZM17 123H19V124H17ZM22 123V124H21ZM28 123V124H27ZM42 124V126H41V124ZM44 123V124H43ZM65 123V125L63 126V124ZM73 123V124H72ZM152 123H153V125H152ZM158 123V124H157ZM177 124V126L179 127H177L176 129L178 130V132L180 131V129H182V131L181 132H183V133H181V132H179V134L181 135L180 137H178V138H180V139H176V137L174 136V137H171L172 139H173V141H171L169 138L167 139V138H165V137H162L161 135H163V134H166V135H170L172 132H174L176 129L174 128V125H172V124ZM182 123H184L185 125H186V127H184L183 126V124ZM239 123H241V122H239ZM259 123H257V124H254L255 125V127H257L259 130H261V131H264V121L262 122L261 121V123L259 124ZM14 124V125H13ZM72 124V125H71ZM91 124V125H90ZM107 124V125H106ZM110 124V125H109ZM180 124H182L181 126H179ZM194 127V129L196 130V129H199V132L197 131V133H194V129L192 128V126ZM12 127H11V126ZM22 125V126H21ZM27 125V126H26ZM39 125V126H38ZM46 125V126H45ZM68 125H70L69 127L70 128H68V130L70 129V132H72V135H71V133L67 130H64L65 129V127L67 126L68 127ZM87 125V126H86ZM100 125V126H99ZM116 125V126H115ZM190 125V126H189ZM259 125V126H258ZM14 126V127H13ZM34 126V127H33ZM60 126V127H59ZM61 126H63V127H61ZM72 126H74V127H72ZM84 126V127H83ZM96 126H99V127H96ZM108 126V127H107ZM149 128H148V127ZM153 126L155 127L154 128V131L152 130L153 129ZM173 126V127H172ZM187 126H189L190 128V130L189 129H187L188 127ZM17 127H20V128H18L19 129V131H18V129H17ZM33 128V129H31V128ZM37 127V128H36ZM40 127H41V129H40ZM117 127V128H116ZM120 127H122L123 129H121ZM146 127L148 128L147 130L149 131H147L146 130ZM181 127V128H180ZM183 127H184V129L186 128V130L187 131H189L188 133L191 135L192 133V135L190 136H188V134H187V132L185 133V130L183 131ZM4 128V129H3ZM23 130H22V129ZM30 128V129H29ZM61 128H63V129H61ZM74 128L76 129V132H78V134H76V132H74L75 130H74ZM90 128H92V129H90ZM103 128V129H102ZM106 128V129H105ZM111 128V129H110ZM170 128H173V129H170ZM37 131H36V130ZM42 129H44V132H46V133H42ZM46 129H48V132L46 131ZM52 129V130H51ZM71 129H73L72 131H71ZM84 129V130H83ZM108 129V130H107ZM110 129V130H109ZM113 129H114V132H113ZM116 129H119V133L121 134V133H125L126 132V135L125 134H119V136H121V137H119V136H117V134H115V133H118L117 131L118 130H116ZM9 130V131H8ZM39 130V131H38ZM83 130V131H82ZM89 130V131H88ZM112 130V131H111ZM174 130V131H173ZM192 130H194V131H192ZM201 130V131H200ZM21 131H23V132H21ZM34 131H35V133H34ZM65 133V135H64V133ZM66 131V132H65ZM79 131L80 132H83V134H79ZM88 131V132H87ZM100 131H102V132H100ZM148 133H151L152 135L154 134V136H152L151 134H148ZM195 131V132H196ZM215 130L214 129H212L210 132H211V134H209L210 132H207L206 134H205V136H208V137H210L211 139L209 140V142H212V144L213 145H220L219 143H218V140H217V137H215V135H216V133L214 132ZM60 132V133H59ZM67 132H68V134H67ZM84 132H86V133H84ZM31 133V134H30ZM39 133V134H38ZM42 133V134H41ZM69 133H70V135L73 137V139L71 138V140H69L68 141V145H69V147L67 148V149H69L70 147L71 148H73L72 150L76 153H73L72 151L69 153V155L68 156H66L68 153V151H67V149L66 150H63V155L64 154H66V155H64V159L62 160V158L61 159H59V161L57 160L58 159V154L60 153V154H62L61 153V147H62V144H63V141H62V139L63 140H65L64 142H67L66 140V138L69 136V137H71L70 135H69ZM89 135H88V134ZM93 133V134H92ZM95 133V134H94ZM99 133H101V134H99ZM103 133H107L106 135L105 134H103ZM144 133H145V135H144ZM147 133V134H146ZM176 133V132H175ZM205 133V132H204ZM29 134V135H28ZM48 134H50V135H48ZM54 134H55V136H54ZM60 134H62V136H60ZM86 136H85V135ZM127 134H130V135H127ZM131 134H133V135H131ZM161 134V135H160ZM201 134V135H202ZM20 135V136H19ZM24 135V136H23ZM26 135V136H25ZM35 135V136H34ZM43 135V136H42ZM67 135V137L65 138V137H63V136H66ZM76 135H82V137H77ZM84 135V136H83ZM90 135H93V136H95L96 137V141H94V142H90V145H89V142L87 143L86 141L88 140V138H90L91 137V139L92 140H90L89 139V141H93V136H90ZM111 135V136H110ZM112 135H114L115 137L114 138H112ZM140 137H142L144 140V143H143V141L141 142V140H142V138H138L139 136ZM152 137H151V136ZM187 135V137H185ZM2 136V137H1ZM39 136V137H38ZM42 136V137H41ZM46 136V137H45ZM74 136H76V138H74ZM90 136V137H89ZM104 138H102V137ZM109 136H110V138H109ZM185 138H184V137ZM193 136V137H192ZM198 136V135H197ZM7 137V138H6ZM28 137V138H27ZM44 137H45V139H44ZM61 137H62V139H61ZM68 137V138H69ZM84 137H88L87 138V140L84 138ZM119 137V138H118ZM131 137V141L132 142H130V141H128V140H130L129 138ZM192 137V138H191ZM195 137V138H194ZM198 137H200V136H198ZM1 138H2V140H1ZM37 138H40L39 140H37ZM43 138V139H42ZM57 138V139H56ZM77 138H79V139H77ZM80 138H82V140L80 139ZM102 138V139H101ZM109 138V139H108ZM9 139V140H8ZM17 139V140H16ZM24 142V143H26L27 144V142L28 143H34L33 144V146H31L32 144H30V146H29V144H27L28 145V147L30 148H28V147H25V144L24 143H22V141ZM25 139V140H24ZM32 139V140H31ZM70 139V138H69ZM74 139H75V141H74ZM76 139H77V141H76ZM101 141H100V140ZM106 139L107 140H109L108 141V143H107V141H106ZM113 139H115V140H113ZM119 139H121V140H119ZM132 139H135V140H132ZM153 139H154V141H155V143L153 142ZM156 139V140H155ZM27 140V141H26ZM43 140V141H42ZM57 140H60L59 142H61L62 144H60L59 143V145L58 146H60V148H58V151L57 150H55V149H57V144L56 143H58V142H55V141H57ZM72 140H73V142H72ZM82 141L81 143H80V141ZM125 140H126V142H125ZM138 140H140V142L142 143H140ZM198 140L201 142L202 141V138L200 137V139L198 138ZM20 141V142H19ZM83 141H84V145H83ZM100 141V142H99ZM105 141V142H104ZM111 141V142H110ZM113 141V142H112ZM136 141V142H135ZM148 141V143L149 142H151V143H145V142H147ZM186 142H189V140H185ZM184 141V142H185ZM21 143V144H19V143ZM36 142V143H35ZM45 142V143H44ZM48 142V143H47ZM54 142H55V146H56V148L54 149V147L55 146H53L54 145ZM80 144H78V143ZM130 142V143H129ZM133 142H135V143H133ZM42 143V144H41ZM52 143V144H51ZM71 143H72V145H71ZM74 143V144H73ZM80 146V148H81V150H80V148H79V146L77 145V144ZM100 144V145H98V144ZM101 143H102V145H101ZM105 143V144H104ZM117 143V144H116ZM128 143V144H127ZM137 143V145L135 146V144ZM10 144V145H9ZM23 144H24V146H23ZM50 145V149H49V145ZM66 144V145H67ZM86 144V145H85ZM93 144V145H92ZM115 146H114V145ZM120 144H121V146H120ZM130 144V145H129ZM140 144V145H139ZM145 144V145H144ZM16 147H15V146ZM26 145V146H27ZM38 145H40V146H38ZM46 145V146H45ZM64 145V144H63ZM106 145V146H105ZM108 145H109V147H108ZM110 145H111V147H110ZM120 147H119V146ZM139 145V146H138ZM143 145V146H142ZM146 145H147V147H146ZM158 145V146H157ZM5 146V147H4ZM22 146V147H21ZM47 146H48V148H47ZM51 146H53V148H51ZM75 146V147H74ZM84 147V146H86V147H84V149L82 148V147ZM90 146V147H89ZM95 147L94 149L92 148V147ZM97 146H99V147H97ZM101 146V147H100ZM126 146V147H125ZM130 148H129V147ZM135 146V147H134ZM175 146H176V144H175ZM174 146V147H175ZM11 147H13V148H11ZM18 147V148H17ZM21 147V148H20ZM64 147H65V145H64ZM63 147V148H64ZM78 149H77V148ZM139 147H142V149L143 150H145V151H143V152H141L142 150H139V149H141V148H139ZM66 148V147H65ZM64 148V149H65ZM75 148V149H74ZM86 148V149H85ZM90 148V149H89ZM92 148V149H91ZM98 148V149H97ZM112 148V149H111ZM122 148L124 149V150H122ZM138 148V149H137ZM145 148V149H144ZM151 148V149H150ZM178 148V147H177ZM12 151H11V150ZM33 149H35V151L33 150ZM49 149V150H48ZM100 149H102V150H100ZM118 149V150H117ZM126 149V150H125ZM129 149H130V151H129ZM132 149V150H131ZM159 149V150H158ZM28 152H27V151ZM43 152H42V151ZM45 150H48L50 153H49V156H50V154H52L51 156H53V158H50L49 156H47L48 155V151H45ZM54 150V151H53ZM69 150H71V149H69ZM83 150V151H82ZM90 152H89V151ZM94 152V153H92V151ZM108 152H107V151ZM113 150V151H112ZM115 150V151H114ZM123 151V153H122V151ZM45 151V152H44ZM54 153H53V152ZM60 151V152H59ZM64 151H67V152H65L64 153ZM79 151V152H78ZM85 151V152H84ZM96 151H97V153H96ZM101 151V152H100ZM104 151V152H103ZM117 151V152H116ZM118 151H120L119 153H121L122 155H120L119 153H118ZM149 151L151 152V153H149ZM154 151V152H153ZM18 152V153H17ZM26 152V153H25ZM33 152V154H31ZM36 152V153H35ZM55 152H57L58 154L57 155H54V154H56ZM80 152H82V153H80ZM99 152V153H98ZM103 152V153H102ZM113 152H115L116 153V156H115V153H113ZM135 152V153H134ZM139 152V153H138ZM161 152V153H160ZM28 153V154H27ZM30 153V154H29ZM41 153V156L39 155ZM42 153L44 154L43 156H42ZM47 153V154H46ZM71 153L74 155V157L71 155ZM88 153H90V154H88ZM113 155H112V154ZM118 153V154H117ZM130 153H131V156H130ZM133 153V154H132ZM155 153V154H154ZM157 153V154H156ZM4 154V155H3ZM6 154V155H5ZM20 154V155H19ZM27 154V155H26ZM59 154V155H60ZM78 154V155H77ZM87 154V155H86ZM91 154H92V157H91ZM96 154V155H95ZM100 154V155H99ZM129 154V155H128ZM149 154V155H148ZM152 154V155H151ZM166 154H168L169 156H170V160H172V161H170L169 160V157L167 158V156L168 155H166ZM3 155V156H2ZM34 155V156H33ZM75 155H77V156H75ZM81 155H82V157H81ZM89 155V156H88ZM94 155V156H93ZM102 155V156H101ZM106 157H105V156ZM109 155V156H108ZM127 155V156H126ZM148 155V157H149V159H147L148 157H146V156ZM154 155H156V156H154ZM158 155H160V156H158ZM164 155H166V158L165 157H163ZM16 156V157H15ZM21 156V157H20ZM23 156V157H22ZM32 156V157H31ZM41 157L40 159H39V157ZM73 157V160L72 161H70L71 159H72V157ZM85 156V157H84ZM122 156V157H121ZM126 156V157H125ZM144 156V157H143ZM30 157V158H29ZM55 157H57V158H55ZM60 157H62L61 155H60ZM59 157V158H60ZM68 157V158H67ZM88 157H89V159H88ZM103 157H104V160L106 161L105 163H104V160L102 161L101 159H103ZM108 157V158H107ZM115 157V158H114ZM120 159H119V158ZM141 159H140V158ZM146 157V158H145ZM150 157H151V159L154 161V163H155V165H157L156 166V168H155V165H154V163H153V161H149V160H151L150 159ZM153 157V158H152ZM159 157V159H157L156 160V158H158ZM162 157V158H161ZM14 158V159H13ZM26 158V159H25ZM29 158V159H28ZM34 158V159H33ZM41 161V164H40V161H38V159ZM50 158V159H49ZM55 158V160H53ZM70 158V159H69ZM77 158V159H76ZM85 158H86V160H85ZM107 158V159H106ZM114 158V159H113ZM117 158H118V160H117ZM139 158V159H138ZM36 159H37V161H36ZM49 161H48V160ZM66 159L69 161H66ZM129 159V160H128ZM147 159V160H146ZM162 159H163V161H162ZM5 160V161H4ZM23 161V163H22V161ZM34 160V161H33ZM45 162H44V161ZM47 160V161H46ZM52 160H53V162L55 161V163L54 164H52L53 162H52ZM60 160H62V163L64 162V163H68L69 164V166H65L66 167V170L68 171L69 170V168H70V165H74L75 163H76V161H78L79 160V163H76V165H78L77 166V168H75L76 167V165H74L75 167H73V169L75 170V169H77V170H75V172L76 171H79L82 167L85 169V171H84V169L82 168V170H80L78 173L76 172V173H74V171H73V169H72V167H71V169H72V172L73 173H71V170L70 171H68V172H70V174L69 175H67L68 177H69V179H68V177L67 178H64V180L62 179V178H58L59 180L58 181H65V180H67V181H69L70 180V177H71V180L72 179H74V178H72V177H74L72 174H75V179H76V175L77 174H84L85 172H86V170H87V167H88V171H91L90 172V174H89V172L85 175V176H88V174L90 175L89 176V178H90V182H89V184L87 183L89 180V178L87 177V181L85 180L86 179V177H81L80 179L83 181H81L80 179V182H82V183H87V184H83V186H86V188H87V191H89L90 192V194L88 193V192H86V188L85 187H83L80 183H79V180H76V181H78V184H76V183H74V180H73V182L70 180L69 181V183H68V185H70L69 187H71L72 185H73V187L75 186V184L77 185L76 187H78L79 188V190H78V188H77V190H76V188H75V190L73 189V191L71 192V190H72V188H71V190H69V192L70 193H66V191L68 192V189H69V187L67 188V184H66V182L64 183L63 182V184L65 185V188L66 189H64V185L62 184V182L60 183V184H62V186H61V188H60V186L58 185V181L55 179V174H56V172L54 173V171L55 170H57V169H60V167L59 166H61V165H63L62 163H61V161ZM75 160V163L73 162ZM98 160H99V162H98ZM112 160V161H111ZM146 160V161H145ZM167 160V161H166ZM36 161V162H35ZM66 161V162H65ZM84 161V162H83ZM88 161V162H87ZM108 161H111V162H108ZM148 161V162H147ZM158 161V162H157ZM165 161V162H164ZM8 162V163H7ZM29 162V163H28ZM42 162H44L45 163V165H43L44 163H42ZM48 162H52V163H49V164H47ZM59 162V163H58ZM73 163V164H71V163ZM94 162L96 163V164H98L97 165V168H96V166H95V164H94ZM139 162H142L143 164H141V163H139ZM150 162H151V164H150ZM163 164H162V163ZM171 162L173 163L172 165H171ZM5 163H6V165H5ZM26 163H28L27 165H26V169L24 168V166H25V164ZM60 163H61V165H60ZM104 163V164H103ZM146 163V164H145ZM149 163V164H148ZM158 163L159 164H161V166L160 165H158ZM167 163V164H166ZM258 163H261V164H259L258 165ZM83 164H84V166H83ZM3 165L5 166L4 167V169H3ZM48 165V166H47ZM56 167H55V166ZM59 165V166H58ZM65 165V164H64ZM85 165H87V166H85ZM90 165V166H89ZM140 165H142V166H140ZM147 165H150L149 167L150 168H148L150 171H148V169L146 168L147 167ZM22 166V167H21ZM30 166L31 167H33V170L35 169V171L33 172V170L30 168ZM43 166V167H42ZM45 166V167H44ZM52 166H54V167H52ZM95 166V167H94ZM98 166H100V167H98ZM144 166V167H143ZM154 166V167H153ZM165 166H167V167H165ZM173 166H175V167H173ZM58 167V168H57ZM69 167V168H68ZM157 167H158V169H157ZM42 168H45V171H44V169H42ZM47 168V169H46ZM55 168H57V169H55ZM68 168V169H67ZM80 168V169H79ZM94 168V169H93ZM143 168V169H142ZM153 168V169H152ZM162 168V169H161ZM174 168V169H173ZM23 169V170H22ZM25 169V170H24ZM39 171H38V170ZM93 169V170H92ZM157 169V170H156ZM166 169V170H165ZM29 172H28V171ZM50 170V171H49ZM100 170H102L101 168H100ZM145 170H146V173L144 174V172H145ZM164 170H165V172H164ZM21 171V172H20ZM38 171V172H37ZM51 171H53V172H51ZM58 171V170H57ZM66 171V172H67ZM84 173H83V172ZM95 171V172H94ZM148 171V172H147ZM153 171V172H152ZM173 171H175V172H173ZM263 171V172H262ZM6 172V173H5ZM20 172V173H19ZM27 172L28 173H30V174H27ZM40 172V173H39ZM65 172V171H64ZM97 172V173H96ZM173 172V173H172ZM179 172V173H178ZM246 174H245V173ZM4 173V174H3ZM8 173V174H7ZM25 173V174H24ZM39 173V174H38ZM49 173H53L52 175H53V177L54 178H52L51 177V174H49ZM60 172L58 171V174H59ZM96 173V176L94 175ZM162 173V174H161ZM169 173V174H168ZM261 175H260V174ZM2 174H3V176H2ZM32 174H36L35 176H32ZM40 174H42V176L40 175ZM46 174V175H45ZM50 176H49V175ZM60 174H62V173H60ZM93 174V176L96 178H94L93 176H91ZM149 174H152V175H149ZM157 174V175H156ZM174 174V175H173ZM177 174V175H176ZM179 174V175H178ZM240 174H241V176H240ZM247 175V179H249L250 180V182H251V184L252 185H250L249 186V188H251V189H246V187H245V185H247V182L246 183H244L243 182V180L244 181H246V176L244 177L243 175ZM7 175H8V177H7ZM29 175L31 176V177H29ZM38 175V176H37ZM40 175V176H39ZM43 175H44V177H43ZM71 175V176H70ZM97 175L99 176L98 178H97ZM100 175H102V176H100ZM154 175V176H153ZM164 175V176H163ZM169 175H171L172 177H174V178H170L169 179V177H171V176H169ZM49 176V177H48ZM57 176V175H56ZM59 176V175H58ZM84 176V175H83ZM260 176H263L262 178L260 177ZM12 177V178H11ZM23 177V178H22ZM32 177H33V179H32ZM43 177V181H45V182H43V181H41L42 178ZM63 177V176H62ZM65 177V176H64ZM77 177H79V175L77 176ZM94 178L95 179V181H94V179L93 180H91V178ZM151 177V178H150ZM156 177V178H155ZM159 177V178H158ZM164 177V178H163ZM179 177V178H178ZM239 177V179H238V181L240 180L241 181V183H240V181L238 182V184H241L240 186H238V184H237V178ZM258 177V178H257ZM16 178V179H15ZM20 178V179H19ZM35 178V179H34ZM39 178V180L38 181H40V182H37L36 180ZM45 178H47V179H49V180H51L50 182H49V180L47 181V179H45ZM57 178V177H56ZM102 178V179H101ZM107 178V177H106ZM158 178V179H157ZM244 178V179H243ZM259 178L263 181V182H261V180H259ZM29 181H28V180ZM56 180L55 181V183L58 185V187H55V186H57L55 183H53L54 182V180ZM60 179H62V180H60ZM78 179V178H77ZM101 181H99V180ZM165 179H167L166 181H165ZM173 179H180V180H174L173 181ZM184 179V182H185V179H186V183H184V185H183V182H181L182 180ZM264 179V178H263ZM12 180V181H11ZM32 180H35V181H32ZM97 180V181H96ZM151 180V181H150ZM153 180V181H152ZM17 181V182H16ZM20 181H22L21 183H20ZM27 181V182H26ZM75 181V182H76ZM96 183L97 182V184H93L94 182ZM158 181V182H157ZM169 181L171 182V183H169ZM178 183H177V182ZM261 183H260V182ZM19 182V183H18ZM41 182L43 183L42 185H41ZM52 182V183H51ZM71 182V183H70ZM91 182H93V183H91ZM105 182H107V183H105ZM156 182V183H155ZM159 182H160V184H159ZM165 182V183H164ZM259 182V183H258ZM24 183H26V184H28V185H26L25 184V186H24ZM31 183V184H30ZM32 183L34 184V185H32ZM37 183V184H36ZM38 183H40V184H38ZM47 183V184H46ZM50 183V184H49ZM100 185H99V184ZM104 183V184H103ZM146 183V182H145ZM155 183V184H154ZM196 183V182H195ZM72 184V185H71ZM92 185L91 187L89 186V185ZM159 186H158V185ZM165 185V186H162V185ZM169 184V185H168ZM172 184V185H171ZM180 184V185H179ZM188 184H190L189 186H188ZM260 184V185H259ZM2 185V186H1ZM30 185L33 187V188H31L30 187ZM36 185V186H35ZM40 185V186H39ZM44 185H45V189H44ZM49 185H51V186H49ZM55 185V186H54ZM88 185V186H87ZM174 185H176V186H174ZM186 185V186H185ZM249 185V184H248ZM256 185V186H255ZM259 185V186H258ZM10 186V187H9ZM12 186V187H11ZM19 186V187H18ZM21 186V187H20ZM100 186H102L101 188H100ZM152 186V187H151ZM156 186V187H155ZM161 186V187H160ZM172 186V187H171ZM180 186H182L183 187V189H182V187H179ZM184 186H185V188H184ZM251 186H254L253 188L251 187ZM3 187V188H2ZM6 187H9V188H6ZM13 187H15V189L13 188ZM51 187V188H50ZM53 187V188H52ZM63 187V188H62ZM82 187V188H81ZM90 187V189H88ZM94 187H95V189L96 190H98V191H96L95 192V189H94ZM151 187V188H150ZM158 187V188H157ZM164 187V188H163ZM174 187V188H173ZM178 187V188H177ZM256 187V188H255ZM260 188V190H258V188ZM12 188V189H11ZM27 188H28V190H27ZM31 188V189H30ZM39 188V190H40V188H41V192L39 191V190H37ZM59 188V189H58ZM84 188V189H83ZM156 188H157V192H155V190H156ZM9 189V190H8ZM22 189H24V191H22ZM32 190V191H30V190ZM33 189H35V190H33ZM43 189V190H42ZM47 189V190H46ZM50 189H52V190H50ZM61 189H63V191L61 190ZM94 190V191H92V190ZM106 189V188H105ZM153 189V190H152ZM170 189V190H169ZM186 189V190H185ZM195 189V190H194ZM4 190V191H3ZM14 190V191H13ZM17 190H19V192L20 193H18V191ZM44 190H45V193H44ZM60 190V191H59ZM82 190H84L83 191V193H82V195L80 194L81 192H82ZM175 190V191H174ZM190 190H191V192H190ZM249 190V191H248ZM253 190V191H252ZM6 191V192H5ZM9 191H11V192H9ZM28 191H30V192H28ZM35 191H37V192H35ZM50 191H52V192H50ZM65 191V192H64ZM75 191H76V193H75ZM78 191H80V192H78ZM126 192H130V188L129 187H127V190H125ZM168 191V192H167ZM194 191V192H193ZM243 191H245V192H243ZM252 191V192H251ZM254 191L255 192H257L256 194H258V192L260 191V194H258V195H256V197H255V195L254 194H252V193H254ZM261 191H263V192H261ZM4 192V193H3ZM8 192V193H7ZM25 192H27V193H25ZM47 192V193H46ZM53 193V194H49V193ZM60 192H63V193H66V194H61L60 196H59V194H60ZM93 192V193H92ZM166 194H165V193ZM170 192V193H169ZM172 192H173V194H172ZM176 192V193H175ZM182 192V193H181ZM187 192H188V194H187ZM210 192V193H209ZM234 192V193H233ZM19 195H18V194ZM39 193V194H38ZM55 193V194H54ZM71 193H73V194H71ZM79 194L80 195V197H79V195H77L76 196V194ZM85 193H87V194H85ZM94 193H96V196H95V194ZM178 193V194H177ZM190 193H192V195L190 194ZM196 193V194H195ZM202 193V194H201ZM229 193V194H228ZM246 193V194H245ZM251 193V194H250ZM2 194V195H1ZM10 194V195H9ZM24 194V195H23ZM31 194V195H30ZM41 194H44L43 196L41 195ZM48 194V195H47ZM94 194V195H93ZM161 194V193H160ZM165 194V195H164ZM170 194V195H169ZM180 194V195H179ZM189 194H190V196H189ZM237 194H239V195H237ZM5 195V196H4ZM20 195H22V196H20ZM26 195V196H25ZM38 195V196H37ZM68 195V196H67ZM69 195H72V196H69ZM90 195H93V196H95V197H93V196H90ZM105 195V196H104ZM169 195V196H168ZM187 196V197H185V196ZM200 197H204L203 198V200H202V202H205V204L206 205H204V203H203V205L201 206L200 204L202 203V202H200V204H197L196 202H198V199L197 198H199V196ZM223 195V194H222ZM231 195V196H230ZM233 195V196H232ZM250 195V196H249ZM252 195V196H251ZM10 196H12L11 197V199H10ZM41 196V197H40ZM58 196V197H57ZM73 196H74V199H73ZM166 196V197H165ZM170 197V199L168 198V197ZM173 196V197H172ZM243 196H244V198H243ZM246 196H247V198H250L249 199V208H247L248 207V205H247V201L246 200H248L247 198H246ZM253 196H254V198H253ZM14 197V198H13ZM28 197H31V198H28ZM38 197V198H37ZM67 197V198H66ZM79 197V198H78ZM108 197V196H107ZM178 200V202H176L175 201V203H174V200H175V198ZM181 198V200H179L180 198ZM182 197L184 198L185 197V199H186V201L185 202H187V204H188V206H190V204L191 203H193V204H191V206H192V208L191 207H188L187 206V204L183 201V200H185V199H182ZM192 197V198H191ZM197 197V198H196ZM211 197V199H210V201H212V204L210 203L209 205H207L208 204V202L209 201H205V199H207V200H209V198ZM17 198V199H16ZM24 198H25V200H24ZM43 198V199H42ZM47 200H46V199ZM53 198V199H52ZM57 198V199H56ZM67 200H66V199ZM81 198V199H80ZM90 198H92L91 200H90ZM108 198H110V197H108ZM108 198H107V200H108ZM194 198V199H193ZM251 198H253V200L251 201ZM5 199V200H4ZM33 199V200H32ZM38 201V207H39V205H41V206H43V208H45V210L44 209H41V208H38V209H34V208H32V207H34V204H37V202H36V200ZM43 201H45V202H43ZM71 199V201H73V202H71V201H69ZM88 199V200H87ZM93 199H94V202L96 203H93ZM96 199H97V201H96ZM100 199V200H99ZM111 199H113V198H111ZM167 199V200H166ZM200 199V198H199ZM240 199V200H239ZM243 201H242V200ZM255 199H256V201H255ZM260 199V200H259ZM17 201V203H16V201ZM32 200V201H31ZM80 200H82V201H80ZM195 200V201H194ZM223 200V201H224ZM227 200H232V201H227ZM238 200H239V202H238ZM20 201H22V202H24L23 204H22V207H21V203L22 202H20ZM39 201H41L42 202V204H41V202H39ZM90 201V202H89ZM91 201H92V203H91ZM167 201H169V202H167ZM180 201H182L183 202V204H181L182 202H180ZM188 201H189V203H188ZM193 201V202H192ZM200 201V200H199ZM222 201V200H221ZM233 201H235V202H238L237 204L234 202V205L236 204V205H238L239 204V206H240V204H242V202H243V204H244V207L246 206V209H247V211H245L244 210V208H243V210H242V207H243V204H242V207L241 208H237V206H236V208H235V206L233 205V206H230V205H228V203L229 204H231V202H232V204H233ZM257 201H259V204H257L258 202ZM4 202H5V205H4ZM27 202V203H26ZM36 202V203H35ZM65 202V204H63V203ZM98 202V203H97ZM241 202V203H240ZM253 202H255V203H253ZM264 202V201H263ZM14 203V204H13ZM33 203V204H32ZM60 203V204H59ZM72 203V204H71ZM84 203V204H83ZM88 203H90V206H89V204ZM106 203H108V202H106ZM117 203V204H116ZM177 203V204H176ZM195 203V204H194ZM253 203V204H252ZM261 203V204H260ZM7 204V205H6ZM19 204V205H18ZM28 204V205H27ZM32 204V205H31ZM48 204V205H47ZM57 204V205H56ZM67 204V205H66ZM70 204H71V206H70ZM74 204V206L72 207V205ZM88 204V205H87ZM97 206H95V205ZM102 204V205H101ZM138 203L137 202H133V205H137ZM188 207V209L189 210H191L193 213H191V215L188 213L189 211H188V209L186 208V210L188 211L187 213L189 214V217L191 216L192 217V219H191V222H190V220H188V216H187V213H184V211H185V209H183L184 207L183 206H185V205ZM196 204H197V206H199V207H197L196 206ZM215 205L214 207H219V209L221 210V208L223 209V213H222V211H220L217 207H216V209L212 206V205ZM231 204V205H232ZM250 204H252L253 206H255V207H253L252 205H250ZM46 205V206H45ZM50 205V206H49ZM84 205V206H83ZM101 205V206H100ZM175 205V206H174ZM178 205V206H177ZM181 205H183V206H181ZM211 205V206H210ZM256 205H258V206H256ZM14 206V207H13ZM15 206H18V207H15ZM23 206H25V207H23ZM27 206V207H26ZM29 206H31V207H29ZM36 206V205H35ZM54 206V207H53ZM60 206V207H59ZM79 206V207H78ZM134 206V207H135ZM207 206H210L209 208H207ZM238 206V207H239ZM68 207V208H67ZM70 207V208H69ZM75 207V208H74ZM85 207V208H84ZM87 207H88V209H87ZM95 209H94V208ZM104 207V208H103ZM115 208L114 210H112V209H110V208ZM183 207V208H182ZM202 207H204L203 208V210H202V212L204 211L205 212V214L204 213H202L201 211H200V213L198 212V210H201L202 209ZM206 207V208H205ZM211 207H212V211H211ZM221 207V208H220ZM230 207H233L235 210H236V214L235 213H232V212H234L233 210H232V208H230ZM254 209H253V208ZM257 207V208H256ZM5 208V210H3ZM49 208V209H48ZM84 208V209H83ZM91 208V209H90ZM103 208V209H102ZM172 208V209H171ZM191 208V209H190ZM196 210H195V209ZM197 208H199V209H197ZM250 208H252L249 212L250 213H248V210L250 209ZM41 209V210H40ZM78 209H80V212H78L79 210ZM81 209H82V212H81ZM86 209H87V211H86ZM104 209L106 210V211H108L109 209H110V211H111V213L112 214H108V213H110V212H106L107 214H108V218H107V214H104ZM118 209H119V207H118ZM179 209V210H180ZM215 209V210H214ZM15 210V211H14ZM24 210H25V212H24ZM33 210H35V211H33ZM40 210V211H39ZM44 210V211H43ZM74 212H73V211ZM171 210V211H170ZM184 210V211H183ZM207 210H210V211H208V213H207ZM216 210H218V211H220V213L218 212V215L219 216H217V215H215L216 213H217V211ZM230 210H232V212L230 211ZM253 210V212H251ZM19 211V212H18ZM22 211V212H21ZM28 211V212H27ZM31 211H32V213L34 214H32L31 213ZM52 211V212H51ZM90 211V212H89ZM97 211V212H96ZM122 211V213H120ZM216 213H215V212ZM230 211V212H229ZM254 211H255V214L257 213V215H255L254 214ZM2 212V213H1ZM4 212V213H3ZM10 213V216H8L9 215V213ZM40 214H39V213ZM77 212L78 213H80V214H78V215H80V216H82V215H85V217L86 216H88V218L89 217H93L94 215V212H96L97 214H99V215H97L96 213H95V216L93 217V218H89L88 220H90V219H92V221H93V223L91 222L90 223V225L89 226H91L92 228H90V227H88V225H86L87 227H88V229H86V228H84V230H85V232H83V233H81L82 231H80V230H82L83 228L82 227H78V225L76 224V223H79L81 220H80V216H79V218L77 217L78 215H77ZM102 212H103V214H102ZM117 212V211H116ZM162 212V213H161ZM163 212H164V214H163ZM166 212V213H165ZM198 212V213H197ZM20 214V215H18V214ZM23 213V214H22ZM52 213V214H51ZM56 213V214H55ZM91 213V214H90ZM101 213V214H100ZM214 213V215H211V214H213ZM225 213V214H224ZM232 213V214H231ZM253 213V214H252ZM29 214H31L30 215V218H29ZM69 214V215H68ZM77 215L76 217L74 216V215ZM82 214V215H81ZM117 214L118 216H115V215ZM120 214L124 217V218H122V216H120ZM160 214V215H159ZM201 214H204V215H201ZM208 214V215H207ZM221 214H224V216L223 215H221ZM228 214H231V215H228ZM242 214V215H241ZM8 217H6V216ZM12 215V216H11ZM26 215V216H25ZM35 215H37V216H35ZM38 215H40V216H38ZM44 215H46L47 217H45ZM61 215H64V217H62ZM66 215V216H65ZM91 215V216H90ZM105 215V216H104ZM186 215V216H185ZM197 217H196V216ZM206 215H207V217L209 218V219H211L212 218V220H209L207 217H206ZM210 215H211V218H210ZM225 215H227V216H225ZM235 215V216H234ZM236 215L238 216V218L236 217ZM14 216V217H13ZM17 216V217H16ZM21 216H22V218H21ZM32 216V217H31ZM50 218H49V217ZM57 216H59V217H57ZM110 216V217H109ZM113 216V217H112ZM162 216V217H161ZM199 216V217H198ZM201 216L203 217V219H204V225H205V227H203V224L199 227V225H200V221L201 220H203L202 218H201ZM204 216H205V218H204ZM213 216V217H212ZM214 216H216V217H218V219L220 220V218L222 217V219L219 221V222H215L214 224L216 225H214V227H212L213 226V223H212V221H214V219H216V218H214ZM229 216V217H228ZM231 216H233V217H235V219L237 218V221L239 222H237V221H235V219H233L232 221H231V219L233 218V217H231ZM5 217V218H4ZM9 217H10V219L12 220V218H14V221H15V223L13 222V220L11 221L10 219H9ZM16 217V218H15ZM25 217V218H24ZM34 217H35V219H34ZM44 217H45V219H44ZM56 217V218H55ZM73 217H75V219L76 218H78V220H80L79 222H77V221H75V219L73 220V219H71V218H73ZM84 217V216H83ZM83 217H81V218H83ZM100 217V218H99ZM104 217V218H103ZM111 217H112V220H111ZM115 217H117V219L115 218ZM121 217V218H120ZM156 217H158L157 219H159V220H157L156 219ZM174 217V216H173ZM179 217H180V219L182 220V221H180L179 220ZM183 217V218H184ZM230 218V221H229V219H227L226 221H228V222H226L225 221V219L226 218ZM2 218V219H1ZM19 218V220H17ZM27 218V219H26ZM29 218V219H28ZM33 218V219H32ZM39 218V219H38ZM48 218V219H47ZM65 218V219H64ZM69 218V219H68ZM87 218V217H86ZM94 218L96 219V221H94ZM102 218V220H100ZM118 218L120 219V220H122L123 222L124 221H126V223L128 224H125V225H127V226H125L124 228V230H122V229H120V230H122V232L123 231H126V233H128L127 231H129V233H131L132 231V236H131V234H130V236L129 235H126V233H122L121 231H119V233H118V231L117 232H115V235L118 233V236H115V237H117L116 239H114L113 238V240H112V242H111V244L113 243V241H114V244H115V241L116 242H118L117 244H112L111 246H112V248H111V246H109V248L107 249V246H105V245H103V249L101 248V246L99 245V244H101V242L99 243H96L98 240V238H99V236L101 235V232H104V231H100V229L103 227H101V225L99 224L100 223V221L103 223V225H104V227L103 228H105V229H108L109 230V225H110V228L113 226L114 227V222L116 223V222H119V220H118ZM149 218V217H148ZM153 218V219H152ZM168 218V219H167ZM194 218V219H193ZM198 218L200 219V221H198ZM208 219V221L207 220H205V219ZM25 219V220H24ZM32 219V220H31ZM42 219V220H41ZM58 219V220H57ZM63 219V220H62ZM84 219V218H83ZM111 221H110V220ZM113 219H116L117 221H113ZM217 219V220H218ZM247 219V220H246ZM249 219V220H248ZM5 220H6V222H5ZM24 222H23V221ZM36 220V222H34ZM39 220H41L42 222H40ZM50 220H52V221H50ZM55 220V221H54ZM65 220V221H64ZM75 222H73V221ZM86 220V219H85ZM84 220V221H85ZM97 220L99 221V223L97 222ZM152 220V221H151ZM179 220V221H178ZM194 220H195V222L196 223H199V224H197L198 225V231L200 230V229H202L203 231H205L207 228L208 229H210L211 231H212V229L210 228V227H212V228H215L216 227V231H212V232H209L210 230H206L205 232H206V236H207V233L209 232V239H208V237H206V236H203V234L205 235V232H203L202 230L201 231H199V232H196L197 230V228H195V232H194V229H193V225L196 227V223L194 222ZM217 220H215V221H217ZM224 220V221H223ZM246 220V221H245ZM261 220H263V223H261ZM3 221V222H2ZM17 221V222H16ZM20 221H22V223L20 222ZM31 221V222H30ZM54 221V222H53ZM60 221V222H59ZM91 221V220H90ZM109 221V222H108ZM169 221H171V222H169ZM173 221H175L174 223H176V225H174V223H173ZM176 221H178V225H179V223H180V226L181 227H179V226H177V222ZM185 221H186V223H185ZM188 221V222H187ZM194 223H193V222ZM205 221L206 222H208V223H206V224H208L209 225V221H211L210 223H212V226L210 225V227L208 226L207 228H206V224H205ZM233 221H235V224L233 223ZM29 222H30V224H29ZM58 222V223H57ZM64 222H66V223H64ZM68 222V223H67ZM72 222V223H71ZM86 222V221H85ZM88 222V221H87ZM85 223V224H88V223ZM94 222H96V223H94ZM160 222V223H159ZM163 222H164V224H163ZM166 222V223H165ZM185 224H184V223ZM190 222V223H189ZM203 222V221H202ZM201 222V223H202ZM220 222H222V223H220ZM226 222V223H225ZM4 225H3V224ZM6 223V224H5ZM19 223V224H18ZM40 223H42V224H40ZM53 223H55V224H53ZM70 223H71V225L74 223L79 229H77V228H75L76 229V231L77 230H79V231H75L74 230V224H73V226H71L70 225ZM82 223H83V220H82ZM81 222H80V225L82 224ZM97 223L99 224V225H97ZM105 223V224H104ZM146 224V222H145V225H146V227H147V225H148V227H149V224ZM171 223V224H170ZM187 223H189V225L187 224ZM192 223V224H191ZM217 223H219V224H217ZM231 223V224H230ZM237 223V224H236ZM260 223V224H259ZM1 224H2V226H1ZM7 224L10 226H8L7 227ZM16 226H15V225ZM51 224H53V225H51ZM67 225V226H65L66 227V229L67 228H69V229H67V231L65 232V227L63 226V225ZM84 224V223H83ZM85 224H84V226H85ZM95 226H94V225ZM114 224V225H113ZM119 224H120V222H119ZM133 226H135V227H132L131 225ZM166 224V225H165ZM170 224V225H169ZM182 224H183V226H182ZM191 224V225H190ZM226 224V225H225ZM228 224H230V228H228V229H226V227H224V226H227ZM233 224V225H232ZM251 224V225H250ZM28 225V226H27ZM32 225V226H31ZM37 225H39L38 227H36ZM41 225L42 226H45V227H43V230H44V228L46 229L45 231H43L42 229L40 230V228H41ZM71 227H69V226ZM79 225V226H80ZM116 225H118L117 223H116ZM115 225V226H116ZM121 225L122 224H120V228H123V227H121ZM124 225V224H123ZM167 225H169V227L167 226ZM184 225L186 226V225H188V226H186L185 228L186 229H184ZM222 225H224V226H222ZM256 225V226H255ZM13 226V227H12ZM20 226V227H19ZM50 226V227H49ZM81 226H83V225H81ZM99 227V228H95L94 229V227ZM175 226H176V229H175ZM192 227V228H187V227ZM218 226H220V228H223V229H219V227ZM229 226V225H228ZM259 226H261V227H259ZM34 227V228H33ZM64 227V228H63ZM73 227V228H72ZM113 227H112V229H113ZM119 227H117V229L119 228ZM128 229H127V228ZM141 228L142 230H139V229H137V228ZM152 227H149V228H152ZM174 227V228H173ZM178 227V228H177ZM217 227H218V230H217ZM233 227V228H232ZM238 227V228H237ZM13 228H15V229H13ZM23 228V229H22ZM90 228V229H89ZM225 228V229H224ZM232 228V229H231ZM242 228H243V230H242ZM16 229H17V232H16ZM20 229V230H19ZM60 229H62L63 230V233H64V235L61 233L62 231L60 230ZM73 229V230H72ZM94 231H92V230ZM114 229H116L115 227H114ZM113 229V230H114ZM188 229V230H187ZM193 229V230H192ZM240 229V230H239ZM33 230V231H32ZM68 230H69V234H68ZM71 230V231H70ZM87 230V231H86ZM88 230H90V231H88ZM96 230V231H95ZM98 230V231H97ZM102 230V229H101ZM107 230V231H108ZM111 230V229H110ZM119 230V229H118ZM132 230V231H131ZM134 230H135V232L138 230V232L139 231H144V232H139L140 233V236H139V234L137 235L138 237H136V235L134 234L135 232H134ZM161 230H163V231H161ZM182 230V231H181ZM221 230H222V232L224 233H222L221 234ZM227 230V231H226ZM232 230H233V232H232ZM237 230V231H236ZM247 230H249V231H247ZM263 230V232H261ZM5 231V232H4ZM13 231V232H12ZM19 231V232H18ZM23 231V232H22ZM30 231V232H29ZM32 231V232H31ZM131 231V232H130ZM184 231V232H183ZM225 231V232H224ZM229 231V232H228ZM231 231V232H230ZM234 231H236V234L234 233ZM238 231H240V232H238ZM246 231V232H245ZM10 232H12V233H10ZM16 232V233H15ZM28 232V233H27ZM39 232H41V233H43L44 232V236L40 239V235H41V233H39ZM74 232H75V234H74ZM90 232H92V233H90ZM100 232V233H99ZM110 232V231H109ZM111 232H113V231H111ZM148 232V231H147ZM183 234H182V233ZM201 232H203V234L201 235ZM253 232V233H252ZM259 232L261 233V234H259ZM7 233V234H6ZM11 235H10V234ZM21 234V235H18V234ZM48 233H47V235H48ZM58 233V234H57ZM61 233V234H60ZM71 233V234H70ZM72 233H73V236H74V240H73V236H72ZM77 233H81V234H78L77 235ZM88 233V235H86ZM128 233V234H129ZM173 233L174 232H172L171 234L173 235ZM198 233H200V234H198ZM212 233V234H211ZM225 233H227V234H225ZM231 233V234H230ZM237 233H239V234H237ZM243 233V234H242ZM248 233V234H247ZM258 233V234H257ZM6 234V235H5ZM15 234V235H14ZM35 234H37L36 235V237H35ZM40 234V235H39ZM91 234L94 236H91ZM96 235V239H95V235ZM121 234H123L122 236H121ZM126 236H125V235ZM174 234V235H175ZM186 234V235H185ZM233 234V235H232ZM241 234V235H240ZM248 236H247V235ZM8 235H10V236H8ZM50 235V234H49ZM61 235V236H60ZM75 235H77V236H75ZM82 235V237H80ZM86 237V238H84V236ZM90 235V236H89ZM120 235V236H119ZM135 235V236H134ZM147 235H148V233H147ZM150 235V234H149ZM174 235L172 236V237H174ZM183 235V236H182ZM223 235H228V237L226 238V237H223ZM237 235H239V236H237ZM245 235V238L247 237V238H249V239H251L253 236V240L251 239V242L250 241H248V239H245L243 236ZM252 237H251V236ZM258 235H260V236H258ZM263 235V234H262ZM6 236H8L9 238H7ZM60 236V237H59ZM63 236V237H62ZM69 236V237H68ZM79 236V238L82 240V242H80V239H78L77 241H76V239H75V237H78ZM98 236V237H97ZM102 236H103V233H102ZM111 236L113 237V235L111 234ZM111 236H108V237H110L111 239H112V237ZM128 236V237H127ZM157 236V237H156ZM187 236V237H186ZM214 236V237H215ZM229 236H230V239H229ZM3 237V238H2ZM12 237V240L14 241H10L11 238ZM24 237H25V239H24ZM49 237V236H48ZM67 237V238H66ZM91 237H92V239H91ZM126 237H127V239H126ZM130 237H132L131 239H130ZM183 237H184V239H183ZM193 237V238H192ZM195 237V238H194ZM198 237V238H197ZM203 237H206V239L205 238H203ZM237 237V238H236ZM238 237H240V238H238ZM242 237H243V239H242ZM18 238V239H17ZM20 238V239H19ZM32 238V239H31ZM34 238V239H33ZM36 238V239H35ZM45 238H47L46 236H45ZM87 238H89L88 240H87ZM110 238H108V239H110ZM122 238H123V241H122ZM170 238V237H169ZM168 238V239H169ZM226 238V239H225ZM235 238V239H234ZM257 238H256V241H259V239L257 240ZM61 239V240H60ZM64 239V240H63ZM68 239L70 240V241H68ZM92 240L91 242L89 241V240ZM100 239H101V237H100ZM110 239V240H111ZM128 239H130L129 241L131 242V244L128 242ZM199 239V240H198ZM216 239H217V241H216ZM234 239V240H233ZM238 239H240V240H238ZM5 240V241H4ZM27 240V241H26ZM33 240L35 241V242H33ZM40 240V241H39ZM58 240V241H57ZM67 240V241H66ZM97 240V241H96ZM134 240V239H133ZM140 241H142L141 240V238L139 239ZM138 240V241H139ZM176 240H178V238L176 239ZM183 240H185L183 243H182V241ZM192 240V241H191ZM197 240V241H196ZM210 240V241H209ZM1 241V240H0ZM8 241V242H7ZM9 241L11 242V244L9 243ZM43 243H42V242ZM60 241H62V242H60ZM72 241H74V242H72ZM94 241H96V242H94ZM101 241H102V239H101ZM109 241V240H108ZM120 241V242H119ZM125 241H126V243H125ZM196 241V242H195ZM235 241V242H234ZM246 241H248V242H246ZM254 241V242H253ZM260 241H261V239H260ZM48 242V241H47ZM55 242V243H54ZM58 242V243H57ZM66 242V243H65ZM68 242V243H67ZM70 242V243H69ZM77 242H79V243H77ZM87 242V243H86ZM168 242H169V244H168ZM185 242H187L188 243V245H186L187 243H185ZM191 242V243H190ZM199 242V243H198ZM210 242V243H209ZM216 242V243H215ZM251 244H250V243ZM264 242V235H263V237H262V242L261 243H263ZM14 245H13V244ZM34 243V244H33ZM37 243V244H36ZM42 243V244H41ZM62 243V244H61ZM71 243H72V245H75V246H72L71 245ZM82 243H83V245H82ZM93 243V244H92ZM103 243V242H102ZM129 243V244H128ZM137 243H141L142 244V242H137ZM148 243V244H147ZM208 243V244H207ZM229 243V244H228ZM249 243V244H248ZM258 243V242H257ZM33 244V245H32ZM41 244V245H40ZM47 244V243H46ZM54 244H56V245H54ZM59 245V247H58V245ZM64 244V245H63ZM67 244H69L68 246H69V248H71V249H68L67 247L68 246H66ZM78 244H79V246H78ZM91 244V245H90ZM98 245V247L96 248V246ZM103 244H105V243H103ZM125 244V245H124ZM144 244V245H145ZM157 244H158V242H157ZM176 244V245H175ZM183 244V245H182ZM192 244V245H191ZM206 244V245H205ZM264 244V243H263ZM262 244V246H260L259 244V247H260V249H261V247H263L264 245ZM6 245V246H5ZM23 245H24V247H23ZM39 245V246H38ZM62 245V246H61ZM89 245V246H88ZM108 245V244H107ZM109 245H110V243H109ZM113 245H114V247H113ZM119 245V244H118ZM117 245V246H118ZM178 245V246H177ZM180 245H182L181 247H179ZM185 245H186V249H185ZM195 245V246H194ZM202 245H203V247H202ZM250 245V246H249ZM257 245V246H258ZM19 247V249H18V247ZM45 246V247H44ZM49 246L51 247V244H49ZM48 246V247H49ZM64 246V247H63ZM86 247V249H84L85 247ZM105 246V247H104ZM177 246V247H176ZM213 246V245H212ZM213 246V247H214ZM218 246V245H217ZM217 246H215V248H219V246L217 247ZM230 246V247H231ZM252 246V247H251ZM256 246V248L254 247V251L252 250V252L253 253H251L250 251H248L247 252V249H245V246H242L241 247V249L240 250H242V249H244L243 251L244 252H247V254H245L243 251H242V253H244L245 255H248L249 254V252H250V256L252 257V254H254L255 256L256 255H258L259 256V252H256L257 251V247ZM15 247V248H14ZM47 247V248H48ZM49 247V248H50ZM62 247H63V249H62ZM76 249H75V248ZM78 247V248H77ZM95 247V248H94ZM119 247V246H118ZM141 247V246H140ZM145 247V248H144ZM163 247V248H162ZM188 247V248H187ZM222 248L221 250H220V248L218 249V252H219V250L220 251H222L223 249H224V251H227L228 250V252L230 251V249H227V250H225V248H229L228 246L227 247H225V248ZM232 247H234V246H232ZM231 247V248H232ZM244 247V248H243ZM247 247V248H248ZM251 247V248H250ZM10 250H9V249ZM48 248V249H49ZM100 248H101V251H100ZM104 248H106L105 250H104ZM128 248H130V247H128ZM127 248V249H128ZM178 248L179 249H181V252H180V250H179V252H178ZM191 248V249H190ZM196 249V251H195V253H194V251L193 250H195ZM197 248H198V250H197ZM206 249V251H207V253H206V255H205V253H204V249ZM237 248H239V247H237ZM236 248V249H237ZM22 249V250H23ZM28 249H26V251L28 250ZM52 249V248H51ZM50 249V250H51ZM55 249V250H54ZM56 249H58V250H56ZM60 249H62L63 251H61ZM94 249V250H93ZM117 249V248H116ZM126 249V248H125ZM145 249V250H144ZM153 249V250H152ZM162 249V250H161ZM165 249V250H164ZM193 249V250H192ZM210 249H212V252H211V250ZM232 249H234L235 250V247L234 248H232ZM231 249V250H232ZM259 249V248H258ZM259 249V250H260ZM262 249H264V247L262 248ZM5 250V251H4ZM13 250V251H12ZM18 251V252H16V251ZM31 250H29V251H31ZM80 250L82 251V252H80ZM97 250H99V251H97ZM147 250H149V251H147ZM160 250V253L158 252ZM168 250H170V251H168ZM182 250L184 251V253L182 252ZM239 249L238 250H236V252L237 253H235V255L236 254H238V256H240L241 255V257H242V254H240V251ZM256 250V251H255ZM25 250H23L22 252H24ZM33 251V252H34ZM45 251H48V250H46L45 249ZM44 251V252H45ZM73 251H76V253L75 252H73ZM79 251V252H78ZM97 251V252H96ZM110 251V257L108 256L107 257V261H108V258H109V262H106L105 264H108V263H110L111 262V260L112 259H110L112 256H113V252H111ZM143 251H145V252H143ZM146 251H147V253H146ZM157 251V252H156ZM165 251V252H164ZM167 251V252H166ZM193 251V252H192ZM14 252V253H13ZM22 252H21V254H22ZM32 252V253H33ZM50 252V251H49ZM52 252V251H51ZM52 252V253H53ZM72 252V253H71ZM78 252V253H77ZM84 252V253H83ZM86 252V253H85ZM138 252V253H137ZM142 252V253H141ZM163 252V253H162ZM173 252H174V256L172 255L173 254ZM177 252H178V254L179 255H177ZM188 252H190V253H188ZM199 252V253H198ZM203 252V253H202ZM231 252H233V251H231ZM235 252V251H234ZM233 252V253H234ZM255 252V253H254ZM262 252L264 253V250H262ZM261 252V250H260V253H262ZM30 253L31 252H27V254H29V256L32 258L33 256H32V254L30 255ZM58 253V254H57ZM60 253V254H59ZM61 253H63V254H61ZM80 253V254H79ZM90 253V254H89ZM92 253V254H91ZM94 253V254H93ZM119 253V254H118ZM141 253V254H140ZM144 253V254H143ZM165 253V254H164ZM187 253V255H185ZM201 253V254H200ZM217 253V252H216ZM233 253H231V254H233ZM262 253V255H261V257H263V254ZM9 254V255H8ZM10 254H11V258H10ZM25 254H26V252L24 253V254H22V260H23V262L25 263L26 261H24L25 260ZM35 254V253H34ZM42 254V253H41ZM69 254H71V255H69ZM74 254H76V255H74ZM81 254H83V257H82V255ZM87 254V255H86ZM89 254V255H88ZM107 255H109L108 253H106ZM153 255V256H155L156 255V257H154L153 258V256H149V255ZM159 254V255H158ZM162 254H163V257H162ZM168 254H171V256H173L174 258H171V256L170 255H168ZM191 254V255H190ZM203 254H204V256H203ZM221 254V253H220ZM219 254V255H220ZM231 254H229V259H227V261L228 260H230V256H231ZM240 254V255H239ZM39 255H40V253H39ZM38 255V256H39ZM59 255V256H58ZM73 255V256H72ZM137 255H140V256H137ZM160 255H161V257H160ZM190 256V258H189V256ZM219 255H217L216 254V256L215 255H213V256H215L217 259H215V261H214V257L213 258H211V259H213V260H209V261H213L212 263H215L216 262V260H218L219 258ZM24 256V257H23ZM63 256V257H62ZM68 256H69V258H68ZM73 257V259H71L72 257ZM77 256V257H76ZM137 256V257H136ZM179 256V257H178ZM183 256V257H182ZM188 256V257H187ZM205 256H207V258L205 257ZM218 256V257H217ZM224 258V257H226V255L225 254H221L220 255V259L219 260H221V261H223L224 259H222V257ZM250 256H248V257H250ZM254 256V258H255V260L253 261L252 259H253V257L252 258H250L251 259V264H255V263H252V262H256V259L257 258H259V264H264V263H261V261L262 260H264V257L263 258H260V257H255ZM8 258V260H7V258ZM27 257H28V255H27ZM29 257V258H30ZM46 257V258H47ZM96 257V258H95ZM99 257V256H98ZM115 257H117L116 255L115 256H113L112 258H115ZM144 257V258H143ZM146 257H149V259H147ZM176 257V258H175ZM186 257V258H185ZM201 257V258H200ZM210 257H212V256H210ZM240 257V259L242 260L243 259V257L241 258ZM4 258L6 259L5 261H4ZM14 258V259H13ZM24 258V259H23ZM28 258V259H29ZM30 258V260H32ZM68 258V259H67ZM86 258V259H85ZM92 258H93V261H92ZM95 258V259H94ZM137 258V262H136V260H134V259H136ZM140 258V259H139ZM226 258H228V257H226ZM47 260L48 262L50 261V260ZM61 259L62 260H64V261H61ZM89 259V260H88ZM139 259V260H138ZM142 259V260H141ZM156 259V260H155ZM157 259H159V263H157L158 262V260ZM175 259V260H174ZM187 261H186V260ZM202 259V260H201ZM205 259H207V261H205ZM240 259H238L239 261H237V262H241V260ZM247 261H246V260ZM245 264H250V261H249V258H246L245 257ZM3 260V261H2ZM15 260V261H14ZM30 260H27V261H30ZM46 260V259H45ZM116 260H114L115 262H111V264H115L117 261ZM121 260V259H120ZM170 260H171V262H170ZM190 260V262H188ZM258 260V259H257ZM17 261V262H16ZM21 261V260H20ZM37 261V262H36ZM40 261H43V259L42 260H40ZM86 261V262H85ZM90 261V262H89ZM96 261V262H95ZM104 261H106V260H104ZM130 261H131V263H130ZM144 263H143V262ZM154 261H156V262H154ZM193 261V262H192ZM2 262V263H1ZM4 262V263H3ZM7 262V263H6ZM16 262V263H15ZM31 262V261H30ZM58 262H60V263H58ZM70 262V263H69ZM73 262H75V263H73ZM89 262V263H88ZM124 262V263H123ZM154 262V263H153ZM237 262H236V264H237ZM262 262H264V261H262ZM22 263V262H21ZM24 263H22V264H24ZM47 263V262H46ZM51 263V262H50ZM49 263V264H50ZM52 263V264H53ZM99 263V264H100ZM132 263V264H133ZM243 264H244V261L242 262ZM241 263V264H242ZM258 263V261L256 262V264ZM19 264V263H18ZM26 264H27V262H26ZM41 264H44V262L42 263L41 262ZM48 264V263H47ZM209 264H211V263H209ZM240 264V263H239Z\"/></svg>",
  "mask_w": 264,
  "mask_h": 264
},
{
  "label": "bare ground",
  "instance_id": "6f19581e",
  "mask_svg": "<svg viewBox=\"0 0 264 264\" xmlns=\"http://www.w3.org/2000/svg\"><path fill=\"white\" fill-rule=\"evenodd\" d=\"M1 1H2V0H0V3H1ZM5 1L7 2V0H5ZM10 1H11V0H10ZM19 1H20V0H19ZM21 1H22V0H21ZM29 1H30V0H29ZM39 1H40V0H39ZM39 1L37 2V1L35 0L37 6L40 4ZM56 1H57V0H56ZM56 1L53 0V2H55V4H56ZM59 1H61V0H59ZM66 1H67V0H66ZM68 1H69V0H68ZM76 1H77V0H76ZM87 1H88V0L80 1V2H81V5H82V6H84V5H88L89 3H88ZM90 1H91V0H89V2H90ZM93 1H98L99 3L96 2V4H94L95 2H94V3L91 2V5H89V6L92 7V3L94 4L93 6H95V5L97 6L98 4H101V5L104 6V11H105V7H106V6H108V7L110 6V7H111V5L114 3V7H115V6L120 7V9H121L122 11H123V8H125L126 6H131L133 9H136L137 11L141 12V15H143V14H142L143 12H144V13H151V12L154 13V12H155L154 10H156V9H157V11H160V9H162V10H163V9H166V10H167V8H169L167 11H170V13H173L174 10H176L177 8L180 9V7H181L182 9H180V10L183 12V16H184V17H183V21H185L184 18H186V21L188 20V22L190 21V19L195 20L194 22H196L197 19H198L199 21H198L197 23H198L200 26H201V25L203 24V22L205 21L206 23L204 22V24H205V25L207 24V27H209V28H208V29H205V30H204V29H203V30L201 29L202 32H203L205 35L208 34L209 31L211 32V34H208V35H206V36L203 35V33L198 34L199 32H201V30H200L199 32L197 31L198 33H196V28H195L194 26H188V25H186V26L189 27V28H185L186 26H184V27H182V29H181L182 32H181V31H180V28H181V27H180V23H182V22H181L182 19H181V20H179V19L182 18V17H177V18H176V19L179 18L178 20L180 21V22H179V21H175V22L179 23V28H175V29L178 30V33L180 32L181 35H179V34L177 33L180 37H183L185 31H186L185 33H189V35H191V36H189L190 38H191V37H192V38H193V37L195 38V37L197 36L195 39H194V38H193V39L196 41V43H200L199 45H198V44H195V41L193 42L192 40H191V44H192V46H193V44H194L193 47H192V46H189L188 44L185 43V44L187 45V47H188V46L191 47L190 49L187 48L186 45H184L183 43H181V44H183V45L185 46V48H187V50H183V49H184V46L182 45V46H183V47H182L180 44H178L177 46H176V44L174 45V43H172L173 45H172L171 43H168V44H167V41H166L167 39H166V37H164L166 40H165V41H162L163 43H162L161 41H157V43H158V42H161V43H162V44H161L162 46H164V45L167 46V45H170V44H171V45H172L171 48H170V47H167V48H170V50L168 49L167 51H168V53L171 52L169 55H171V54H172V55H171V56H168V55H167L168 57L164 55V56H165V57H164L163 54H162V57H161V52H160V54H159V51H158V54H156L157 52L155 53V50H156V51L158 50L156 47H160V48H161L160 43H158L160 46H158V44H156L157 46H155V44H151V46L153 45L152 48L155 47L154 50L152 51V52L155 54V58H156V57L158 58V56H160L159 59H164V60L168 61V60H171V58H174V57H173V54H174V56H177L176 61L179 62V65H180V64L182 65V70L179 71V70H178V67H176V69H173V67H171V68H172V71H173V70H174V71L177 70V72H175V73H176L175 76H182V74H183V77H184V76H186L187 74H190L191 78L195 77V78L197 79V77H198V80H197V81H201V82L204 81V80L202 81L201 79L199 80V78H200L201 75L204 77V76L207 74V72H208L209 70H206V71H205V70L202 69V68H199V70H197V69H196L197 64H194V63H190V62H189V63L185 64V63H184V58H183V55H182L183 53H186V52L189 54V52L191 51V53H192L191 56L194 55L196 59H197L198 56H201V55H202V57H205V54H204V52L202 51V46L200 47L201 42L204 41V40H205L206 46H208L207 44H209V48H208V47H207V48H208V51H209L210 53L213 54V52L217 49V50H220V52L222 51V52H221L222 56H224V57L227 56V58L230 57V56H232L234 52L236 53V51H237V49H238L237 47H239V49H238L237 53L234 54L233 56L238 55V54L240 53L239 51L242 50V49H244V46H245V47H246V50H248V52L245 50V52L242 53V52L244 51V50H242V52L240 53L241 55L239 54L240 56L238 55L239 57H238V58H237V57L235 58V61H236L237 65H239V66H238V69L241 68L242 66H243V68H244V67H245V68L248 67V68H247V69H248V72H247V69H242V68H241V69H242L241 72H242V71H245V72H242V73H246V72L249 73V72H250V74H252L253 72H255L254 70H256L255 73H257V70L260 71L261 69L264 68V67H263V64H264V58H263L264 53H263V52H264V50H260V51H263V52H262V53H263V56L261 55V54H262L261 52L258 51V52H259V53H258V52L256 51L258 54L255 52V54L257 55V57L260 58V60H259V58L256 59V58H257V57H255L256 55H254V52H252V51L255 50L256 48H257L256 50H259V49H261V48L264 49V47H263L264 45H263V42H262V41H264L263 38H262V37L264 36V33H262V32L260 31L261 28L263 27V26H262V27L260 26L262 22H261V23H260V22H256L257 20H255V24H257V26H260V27H261V28L258 27V28L260 29L259 31H260L261 35L263 34L262 36L260 35V36H261V40H262V41H261L262 44H261V42H259L262 46H261L260 44H257L255 41H253V42H255L256 45H257L255 49L253 48L255 45H253L252 40H255V39H256V41H257V40H258L257 38L260 37V36H258V37L255 38V36H257L256 33L258 34V32H259L257 29H256V33L254 32V34H255L254 38H255V39H252L253 37H251L252 40H250V36L253 35V32H251L252 35H251V33H250V36L247 35V37H248L249 39H248L247 37L245 38V36H243V38L246 39L245 41L248 40V42H245V44H247V43L250 44L249 40L251 41V45H250V46H248L249 44H247V46H246L245 44L240 43V44H237V47H235V46H236V44H235L236 41H235V43H234V42H232V41H230V40L226 41L227 39H220V38H219V37L221 36V35H219V33H221V32H218V29H219V27L222 26V24H221L222 20H221V19L225 18V16H226V15H225L226 13H225V11H224L223 9L226 8V6H227L226 3L233 4L231 1H234V0H231V1H230V0H227V1L224 0V3H225V6H224V7H223L224 4H222V1H223V0H222V1H221V0H220V1H219V0H218V1H217V0H216V1L214 0V1H213V0H212V3H210L211 0H210V1L207 0V1L209 2L208 4L206 3V2H207L206 0H203V1H205L204 3L202 2V0H200L201 3H200L199 1L196 0V1H197L196 4L199 3L200 5H202V6L198 5V6H197V9H198L199 6H200V8H201V7H203V5H205V7H203L204 9L201 8L202 11L199 10V11H201V12H203V11H204V12L201 13V15H200L199 11H197L195 7H193L195 10H190V11H192V12L195 11L194 14H196L197 16L200 15L201 18H204V19H205V17H203V16L206 15L207 18H206L205 20L203 19L204 21H203L202 19L200 20V17L197 18L196 15H194V18H191L190 16L193 15L192 12H189V10L187 11V12H189V13L186 12V10L188 9V7H187V9H185V7L188 6L189 3H193L194 1H192V0H187L188 2H187L186 0H183V1H186V3H188L185 7H184V5L186 4L185 2H183V1L181 0V1H182L183 3H185V4H183V6H182V5L180 6V5H179V1H178V4H177V2H176V0H175L176 5H179L180 7H178V6H176V5H172V3H171L170 6L172 5V8H174L173 10H171L172 8H170V7L162 8V5H161L162 3H161V2H160V3H161V4H160L161 7H160V5H159V1H161V0H159V1H158V0H128V5H127L126 3H124L125 0H124V2H123V0H93ZM126 1H127V0H126ZM165 1H167V0H165ZM168 1H169V3H170V0H168ZM171 1H172V0H171ZM173 1H174V0H173ZM181 1H180V4H182ZM190 1H191V2H190ZM229 1H230V2H229ZM241 1H243V0H241ZM247 1H248V3H247ZM247 1L244 0L245 3L249 4V1H251V2H255L256 0H255V1L247 0ZM16 2H17V3H22V4H23V2H18L17 0H16ZM26 2H27V1H26ZM35 2L33 1L34 4H35ZM42 2H43V0L41 1V3H42ZM45 2H47V1L44 0V2H43L44 5H47L48 3H45ZM53 2H52V5H51V4H48V5L53 6V5H54ZM63 2H64V1H63ZM63 2H62V3H63ZM70 2H71V1H70ZM80 2H79V3H80ZM162 2H164V1L162 0ZM213 2H216V3L218 2L219 5L222 4L221 6H222L223 8L219 10V12L223 13V14L220 13V15H222V16H220V17L216 16V15H215L216 13L214 14L215 11L212 13V16H211V15H210V17L208 16V14H211V11H212V10H215V9H216L217 15H218V13H219L218 10H217V9H218V5L216 6ZM235 2H236V3H235L236 6L233 4L234 7H236V8H238L239 6L241 7V4H240L241 2H240V3H238L237 1H235ZM8 3H10V2H8ZM12 3H13V1H12ZM12 3H11V4H12ZM24 3H25V2H24ZM31 3H32V1H31ZM33 3H32V5H33ZM38 3H39V4H38ZM75 3H76V2H75ZM77 3H78V1H77ZM97 3H98V4H97ZM164 3H165L164 5L167 6L166 3H168V2H164ZM202 3H203V4H202ZM205 3H206V4H205ZM218 3H217V4H218ZM259 3H260V4H261V3H264V0H258V1H257V4H259ZM2 4H5L4 1H3ZM2 4H0V6H1ZM22 4H21V5H22ZM58 4H59V3L57 2V7L60 6L61 3H60L59 5H58ZM70 4L72 5V2H71ZM70 4H68V2H67V4H65V8H66V5H68V6H67V7H68V10L65 9L66 12H65V11L63 12L64 7L60 8V9H62V10L59 9V10L62 12V14H61L60 11H59V12H55V11H53L52 9H50V10H52V11H51V12H52V15H49V14L51 13V12L49 13V11H47L48 13L46 12L47 14L43 13V12L46 11L47 9L49 10V6H48V8H45L44 11H42V9H39V7H38V9H37V10H39V11L35 10V8H36L37 6H36L33 10H34V11H37V12H40V10H41V12H42L41 15H43L44 17H46V15H49V16H53V15H54L55 17L53 16V17H54L53 19L50 18V17L48 16V18L54 20V22H55V26H54V27H57L58 25L61 26L62 23H63V26H64V24L66 23L67 20H68V22H74L73 24H75V22H76L77 20H78V21H77L78 24H82V23L84 24L85 21L87 22L86 19H87L88 17L85 18L84 15L87 13L86 16H89L88 14H91V10H92V9L90 10V9H89L90 7H88L87 9L90 10V11H88L86 8L83 9L82 6L79 7V6L76 5V4H75V5H72V6H69ZM174 4H175V3H174ZM212 4H213L216 8H215ZM239 4H240V5H239ZM247 4H245V5H247ZM253 4H255V3H253ZM253 4H252V6H253L254 8L251 7L250 11L253 10V9H254V10L256 9L255 7H256L257 5L255 6V5H253ZM23 5H24V4H23ZM30 5H31V4H30ZM40 5H41V4H40ZM79 5H80V4H79ZM154 5H156V6H155L156 9H154V8H155V7H153ZM164 5H163V6H164ZM194 5H195V2H194ZM207 5H210V6L212 5V7L210 8V7L208 6V10H206V9H207V7H206ZM238 5H239V6H238ZM249 5H251V3H250ZM6 6H7V5H6ZM10 6H11V5H10ZM10 6H8V7H10ZM12 6H13V5H12ZM62 6H64V5L62 4ZM76 6H78V7H76ZM96 6H95V7H96ZM158 6H159V8H160L159 10H158ZM165 6H164V7H165ZM168 6H169V5H168ZM175 6H176V9H175ZM228 6H229V5H228ZM1 7H2V6H1ZM1 7H0V8H1ZM4 7H5V6H4ZM14 7H15V5H14ZM18 7H19V6H18ZM18 7H17V8H18ZM21 7H23V6H21ZM25 7H27V6H25ZM29 7H30V6H29ZM31 7H32V6H31ZM43 7H44V6L41 5V8H43ZM53 7H55V6H53ZM57 7H56V8H57ZM81 7H82V8H81ZM85 7H86V6H85ZM95 7L93 8L92 11H94V9L97 11V8H95ZM97 7H98V6H97ZM99 7H101V6H99ZM99 7H98V9H99ZM110 7H109V8H110ZM112 7H113V5H112ZM112 7H111V8H112ZM213 7H214V9H213ZM229 7H230V6H229ZM231 7H232V6H231ZM234 7H233V8H234ZM249 7H250V6H249ZM258 7H259V6H257V8H258ZM263 7H264V6H263ZM2 8H3V7H2ZM6 8H7V7H6ZM6 8H3V9H6ZM12 8H13V7H12ZM32 8H33V7H32ZM50 8H51V7H50ZM79 8L83 9L84 11L81 10V9H79ZM152 8H153L154 10H153ZM189 8H190V7H189ZM191 8H192V6H191ZM193 8H192V9H193ZM209 8H210V9H209ZM219 8H220V6H219ZM236 8H235V9H236ZM259 8H260L261 13L264 12V10H263L264 8L261 9V5H260ZM259 8H258V9H259ZM9 9H10V8H9ZM9 9L7 8L6 10H8V12H9ZM24 9L26 10V8H24ZM74 9H75V11H74ZM77 9L80 10L81 12L78 11ZM85 9H86V10H85ZM120 9H119V11L122 12ZM126 9H127V8H126ZM129 9H130V8H129ZM230 9H232V8H230ZM230 9H228V7H227V10H228V11H230ZM235 9H232V10L234 11ZM238 9H239V8H238ZM258 9H256L255 12L253 11L254 13L257 12V14H258V15L256 14L257 19L259 18V17H258L259 14H261L260 11H259V13H258V11H257ZM0 10H1V9H0ZM15 10H16V12L13 11V12H15L14 14H13V12H12L13 15H16V13L19 12V11L17 12V9H15ZM22 10H23V9H22ZM25 10H24V11H25ZM29 10H30V9H29ZM69 10H70V11H69ZM71 10H72V11H71ZM100 10H101V8H100ZM100 10H99V12L101 13ZM106 10H107V9H106ZM162 10H161V11H162ZM166 10H165V11H166ZM180 10H179V11H178V10L175 11L173 14H169V13H167V16H165V15H166V12H165L164 10H163L164 12H162V13L159 12L160 14H159V13H158V14L161 15V14H164V13H165V15H164V16H165V19H164V21H162V23H163V22H167L168 14H169V15H174L176 12H177V13L179 12L178 14H177V13H176V14H177V15H180V12H181ZM184 10H185V12H184ZM209 10H211V11H209ZM225 10H226V9H225ZM227 10H226V11H227ZM262 10H263V11H262ZM1 11H2V10H1ZM30 11H31V10H30ZM56 11H57V10H56ZM67 11H68V12H67ZM87 11H88V12H87ZM108 11H109V14L106 15V16H107V20H109V19L111 20V17H113V16L111 15L109 9L107 10V13H108ZM112 11H116V12H117V9H116V10L114 9V10H112ZM119 11H118V12H119ZM127 11H128V12H129V11L131 12V10H128V9H127ZM127 11H125L124 14H123V12L121 13V14H123V16H124L125 18H126V15H129V16L131 15L130 13H129V14H126ZM153 11H154V12H153ZM172 11H173V12H172ZM196 11L199 13V15L197 14ZM235 11H236V10H235ZM3 12H4V10H3ZM5 12H7V11H5ZM21 12H22V11H21ZM25 12H26V11H25ZM25 12H24V13H25ZM41 12H40V13H41ZM74 12H75V13H74ZM77 12H80L81 14H80V13L77 14ZM83 12H85V14H84ZM89 12H90V13H89ZM102 12H103V10H102ZM120 12H119V13H120ZM182 12H181V13H182ZM207 12H208V13H207ZM209 12H210V13H209ZM0 13H1V12H0ZM40 13H39V14H40ZM57 13H58V14H61V15H58V16L55 15V14H57ZM92 13H93V12H92ZM100 13H99V14H100ZM105 13H106V12H105ZM131 13H133L132 16H133V15H136V16H137V14H134V12H131ZM135 13H136V12H135ZM184 13H187L188 15H187V14H184ZM190 13H191V14H190ZM204 13H205V15H202V14H204ZM206 13H207V14H206ZM224 13H225V14H224ZM1 14H2V13H1ZM10 14H11V13H10ZM10 14H9V15H10ZM12 14H11V15H12ZM19 14H20V13H19ZM21 14L24 15L23 13H21ZM26 14H27V13H26ZM31 14H32V13H31ZM35 14H36V12H35ZM44 14H45V15H44ZM79 14H80L81 16L84 14V15H83L84 18H83V17H80V16L78 17ZM112 14H114V13H112ZM115 14H116V13H115ZM155 14H157V12H155ZM227 14H228L227 17H229V13H227ZM235 14H236V12H235ZM252 14H253V13H252ZM3 15H4V13H3ZM5 15H6V14H5ZM11 15H10V16H11ZM28 15H30V14L28 13ZM32 15H34V13H33ZM36 15H37V14H36ZM36 15H35V17H34V16H33V17H34L35 19H38V18L36 17ZM76 15H77V16H76ZM91 15H92V14H91ZM91 15H90V18L95 19V18H93L94 15H93L92 17H91ZM97 15H98V14H97ZM104 15H105V14H103V16H104ZM110 15H111V17L108 18V16H110ZM117 15H118V14H117ZM181 15H182V14H181ZM189 15H190V16H189ZM213 15L215 16V18L218 17L217 19L220 18L219 20H221V21H219V20L217 21L219 24H217V22H216L217 26H219V27L215 26L216 24L211 25L212 22L214 23V20H216V19L213 17ZM223 15H224V17H223ZM263 15H264V13H263ZM263 15L261 14V17H262ZM19 16H20V15H19ZM25 16H26V18H27V15H25ZM37 16H38V15H37ZM106 16H104V17H106ZM121 16H122V15H121ZM136 16H135V17H136ZM144 16H145V15H144ZM144 16H143V18H144ZM162 16H163V15H162ZM185 16H186V17H185ZM188 16H189V17H188ZM254 16H255V14H254ZM256 16H255V17H256ZM38 17L40 18V15H39ZM71 17H73V18H71ZM97 17H98V16H97ZM97 17H96V18H97ZM114 17H115V16H114ZM114 17H113V18H114ZM135 17L133 16L132 19H134ZM156 17H157V16H156ZM166 17H167V18H166ZM169 17H170V16H169ZM172 17H173V16H171V19L168 20V21H169L168 24H169L170 21L172 20ZM192 17H193V16H192ZM195 17H196V18H195ZM208 17H209V19L211 18V20H213L212 22H211V20H209L211 23H209V21H208V22L206 21V20L208 19ZM232 17H233V19L235 18V16H232ZM232 17H229L230 20H232V19H231ZM263 17H264V16H263ZM9 18H10V17H9ZM11 18H12V17H11ZM15 18H16V17H15ZM28 18H29V17H28ZM80 18H81L82 20L85 19V20H83L84 22H83ZM90 18H89V20H91ZM101 18H102V17L100 16V19H101ZM125 18H123V19L126 21ZM130 18H131V17H130ZM147 18H148V17H147ZM154 18H155V16H154ZM160 18H161V17H160ZM187 18H188V19H187ZM212 18H213V19H212ZM5 19H6V17H5ZM18 19H21V16L18 17ZM24 19H25V18H24ZM24 19H21V21L24 20ZM29 19H30V18H29ZM32 19H33V18H32ZM43 19H44V18H43ZM46 19H47V18H46ZM119 19H120V20H119ZM119 19L116 20L117 22L115 21V19H114L115 22H114L113 20H111V22H110V20H109V21H108V24L106 23L108 26H107L105 23H104V25L107 26L108 30H109V28H112V29H113V27H110V26H112L111 24L114 22L113 24H116V23H117L116 25L119 26V23L121 24L122 18L119 17ZM138 19H139V18L137 17L136 21H137ZM145 19H146V17H145ZM145 19H143L142 22H145V21H146ZM151 19H153V18H150V19L148 18V20L146 21V23L138 22L139 20H138L137 22H135V21H134L135 19L133 20L134 22H133V21H131V22H132V23H135V24L137 23V24H136L137 26L141 25L139 28H137L136 25L133 24V27H135V29L137 28V31H138L139 29H140V31H141V28H142V31H145V32H148V33H149V32H151L152 30H154V28L157 27V25L154 26L155 24H151V25L148 24V23L151 22ZM156 19H157V18H156ZM158 19H159V17H158ZM162 19H163V18H161V20H162ZM176 19H174V17H173V20H172V21H174V20H176ZM255 19H256V18H255ZM2 20H4V18H3ZM10 20H11V19H9V21H10ZM15 20H17V19H15ZM26 20H27V19H26ZM26 20H24V21H26ZM56 20H57L58 22H60V21H62V22H60L59 24H57V23H56ZM75 20H76V21H75ZM80 20H81V22H80ZM96 20H97V19H95V21H96ZM104 20L107 21L106 19H103V21H104ZM153 20H154V21H158V20H155V19H153ZM223 20H225V21L222 22V23L227 24L226 20H228V18H225V19H223ZM260 20L264 21L263 19H260ZM5 21H6V20H5ZM11 21H12V20H11ZM28 21H29V20H28ZM39 21H42L41 18H40ZM98 21H99V20H98ZM103 21H102V22L99 21V22H100L99 24H103ZM105 21H104V22H105ZM128 21H130V20H128ZM149 21H150V22H149ZM200 21H203V22H200ZM258 21H259V20H258ZM3 22H4V21H3ZM17 22H18V21H17ZM30 22H32L31 25H33L34 22H35L34 25H35L36 23H37V24H41V22L38 23V21H37V20H34V19H33V21L30 20ZM46 22H47V21H46ZM48 22H50L49 25L52 24V23L54 24V22H52L51 20L48 21ZM68 22H67V23H68ZM79 22H80V23H79ZM122 22L125 23L124 21H122ZM147 22H148V23H147ZM158 22L160 23L161 21L159 20ZM175 22H173V23L171 22V23H172V24H175ZM188 22H185V23H188ZM194 22L192 21V23H190V24L193 25ZM4 23H5V22H4ZM12 23H13V22H12ZM19 23H20V21H19ZM21 23H22V22H21ZM42 23H44V21H42ZM123 23H122V24H123ZM128 23H129V22H128ZM183 23H184V22H183ZM183 23H182V24H183ZM197 23H196V24H197ZM208 23H209L210 25H209ZM229 23H230V21H228V24H229ZM258 23H260V24H258ZM263 23H264V22H263ZM5 24H6V23H5ZM26 24H27V23H26ZM37 24H36V25H37ZM56 24H57V25H56ZM78 24L76 23V26H78ZM91 24H92V23H91ZM160 24H161V23H160ZM166 24H167V23H166ZM172 24H171V25H172ZM182 24H181V26H183ZM190 24H189V25H190ZM194 24H195V23H194ZM220 24H221V25H220ZM231 24H232V21H231ZM255 24H254V26H255V28H256V25H255ZM0 25H1V24H0ZM7 25H9V24H7ZM12 25H13V24H12ZM23 25H25V24H23ZM27 25H29V24H27ZM34 25H33V27H34ZM36 25H35V27H36ZM41 25H42V24H41ZM67 25H68V24H66L65 26H66V27H68L69 25L72 26L71 23H70L68 26H67ZM93 25H95V24H93ZM97 25H98V23H97ZM104 25H100V26H104ZM109 25H110V26H109ZM116 25H114L115 28L118 27V26H116ZM152 25L154 26L153 28H151ZM163 25H164V23H163ZM208 25H209V26H208ZM262 25H263V24H262ZM10 26H11V24H10ZM60 26H59V27H60ZM76 26L73 25V27H76ZM79 26H81V25H79ZM98 26H99V25H98ZM168 26H169V28L171 27L170 24H169ZM212 26H213V29H212ZM214 26H215L216 28H215ZM37 27H38V25H37ZM40 27H41V26H40ZM43 27H45V26H43ZM46 27H47V26H46ZM46 27H45V28H46ZM59 27H58V28H59ZM91 27H92V26H91ZM96 27H97V26H96ZM120 27H121V25H120ZM123 27H124V26H123ZM159 27H160V28H159ZM159 27H157L155 30L158 29L157 31H159V30L162 29L161 27H163V26H159ZM166 27H167V26H166ZM166 27L164 26V28H165L166 30H169V29H167L168 27H167V28H166ZM174 27H176V26L174 25ZM174 27H173V25H172V28H173V29H174ZM177 27H178V26H177ZM202 27H206V26H202ZM1 28H2V26H1ZM3 28H4V27H3ZM8 28H9V27H8ZM12 28L17 29V28H15V27H12ZM21 28H23V27H21ZM25 28H27V27H25ZM28 28H29V27H28ZM48 28H49V27H48ZM76 28H77V27H76ZM88 28H90V26H89ZM101 28H102V27H101ZM104 28H105V27H104ZM104 28H103L102 31H104ZM115 28H114V29H115ZM121 28H122V27H121ZM164 28H163V29H164ZM172 28H171V30H173ZM183 28H184V29H183ZM4 29H5V28H4ZM9 29H10V28H9ZM14 29H13V30H14ZM23 29H24V28H23ZM34 29H35V28H34ZM36 29H37V28H36ZM36 29H35V30H36ZM68 29H71V27H69ZM72 29H73V28H72ZM72 29H71V30H72ZM92 29H93V27H92ZM105 29H106V28H105ZM112 29H111V30H112ZM117 29H118V28H117ZM119 29H120V28H119ZM129 29H131V32L133 33L132 30H133L134 28L130 27ZM175 29H174L173 31H175ZM185 29H187V30L190 29V32H189V30H188V32H187V30H185ZM215 29H216V30H215ZM5 30H6V29H5ZM13 30H12V31H13ZM20 30H21V29H20ZM20 30H19V31H20ZM30 30H31V29H30ZM50 30H52V29H50ZM50 30H49V31H50ZM66 30H67V29H66ZM99 30H100V28H99ZM125 30H126V29H125ZM171 30H170V31H171ZM206 30H208L207 33L205 32ZM0 31H1V30H0ZM3 31H4V30H3ZM14 31H15V30H14ZM52 31H53V30H52ZM75 31H76V30H75ZM106 31H107V30H106ZM117 31H118V30H116V33H117ZM137 31L134 30V32H137ZM142 31L140 32V33H141V36H140L139 38H143V39L138 40V41H141L140 43L143 42L144 45H145V42H146V41H144V40H146V39H145L144 37H142V35H143V36H146V37H147V40H148V36H149L152 32L149 33V35L147 36L148 33H146V35H144V34H142ZM161 31H164V30H161ZM170 31H169V32H170ZM173 31H172L169 35H171L172 33L174 34ZM191 31H193V32H192L193 34H190ZM257 31H258V32H257ZM262 31H263V28H262ZM69 32H70V31H69ZM113 32H114V30H113ZM129 32H130V31H129ZM129 32H128V33H129ZM131 32H130V33H131ZM165 32H166V33H169V32H167V31H165ZM263 32H264V31H263ZM1 33H2V32H1ZM1 33H0V37H3V35H2ZM29 33H30V32H29ZM107 33H108V32H107ZM124 33H125V32H124ZM140 33L137 32V34H140ZM156 33H157V32H156ZM175 33H176V31H175ZM195 33H196L197 35H196ZM215 33H216V34H215ZM18 34H19V33H18ZM20 34H21V33H20ZM79 34H80V33H79ZM108 34H109V33H108ZM110 34H111V33H110ZM114 34H115V33H114ZM137 34H136V33H135V34L133 33L132 35H137ZM153 34H155V33H152V35H153ZM173 34H172V35H173ZM177 34H174V35H176V38H175V39H177V38L179 39V38H180V37L177 36ZM16 35H17V33H16ZM104 35H105V34H104ZM119 35H120V34H119ZM121 35H122V33H121ZM129 35H130V34H129ZM152 35H150V37H151ZM156 35H157V34H156ZM156 35H155V37L152 36V38H154V39L156 38V39H157V36H159L160 34L158 33V35H157V36H156ZM165 35H167V34H165ZM165 35H164V36H165ZM172 35H171V36H172ZM174 35H173V37H169V36H168L167 38H168V39H170V38L174 39ZM185 35H186V34H185ZM195 35H196V36H195ZM12 36L14 37V35H12ZM161 36H162V32H161L160 38H161ZM18 37L21 38L20 35H18ZM33 37H34V36H33ZM35 37H37V36H35ZM35 37H34V38H35ZM107 37H108V36H107ZM131 37H134V36H131ZM162 37H163V36H162ZM184 37H185V36H184ZM184 37H183V38H184ZM189 37H188V38H189ZM225 37H228V36H227V35H224L223 38H225ZM4 38H6V37H3L2 39L4 40ZM34 38H32V40H33ZM77 38H79V37L77 36ZM109 38H110V37H109ZM115 38L118 40L119 36H115ZM128 38H129V39H128V42H129V40H132V39H136V38L139 39L138 37H135V38H132V39H130V37H128ZM183 38H180V40H177V41H178L177 43L182 42L181 39H183ZM190 38H189V40H190ZM202 38H203L204 40H202ZM6 39H7V38H6ZM17 39H18V38H17ZM75 39H76V38H75ZM87 39H88V38H87ZM156 39H155V40H156ZM158 39H159V37H158ZM162 39H163V38H161V40H162ZM259 39H260V38H259ZM3 40L0 39V41H2V42H3ZM34 40H35V39H34ZM90 40H91V39H90ZM4 41H5V40H4ZM11 41H12V39H11ZM16 41H17V40H16ZM16 41H15V42H16ZM40 41H41V40H40ZM52 41H53V40H52ZM65 41H66V40H65ZM94 41H95V40H94ZM114 41H115V40H114ZM119 41H122V39L119 40ZM148 41H150V40H148ZM175 41H176V40H175ZM229 41H230V43L232 42V44L234 43L233 45H234L235 48L233 49V45L231 44V45H232V49H231V50L234 51V52L232 53L231 50H230L229 54H227L226 51H229V49L231 48V47H230L231 45L229 44ZM259 41H260V40H259ZM6 42H9V41L6 40ZM6 42H4V43H6ZM13 42H14V40H13ZM18 42H20L19 39H18ZM18 42H17V43H18ZM82 42H83V41H82ZM184 42H185V40H184ZM189 42H190V41H189ZM192 42H193V43H192ZM257 42H258V41H257ZM17 43H16V44H17ZM92 43H93V41H92ZM94 43H96V42H94ZM119 43H120V42H119ZM129 43H130V42H129ZM132 43H133V42H132ZM136 43H137V42H136ZM146 43H147V46H148V42H146ZM187 43H188V42H187ZM202 43H204V42H202ZM238 43H239V42H238ZM255 43H254V44H255ZM1 44H3V43H1ZM10 44H11V43H10ZM13 44H15V43H13ZM13 44H12V45H13ZM40 44H41V42H40ZM43 44H44V43H43ZM51 44H52V43H51ZM86 44H87V43H86ZM125 44H127V43L125 42ZM166 44H167V45H166ZM210 44H211V45H210ZM4 45H5V44H3V46H4ZM8 45H9V43H8ZM65 45H66V44H65ZM65 45H62V46H65ZM87 45H88V44H87ZM94 45H95V44H94ZM94 45L92 44V46H94ZM112 45H113V44H112ZM129 45H130V44H129ZM137 45L142 46V47H140V48H142L141 52H143V53H142V54H141L140 52H139V53H140L141 55H143V54H144V49H145V48L147 49V46L145 45V47H144V49H143V45L137 43L135 46H137ZM196 45H198L200 48H198V46H196ZM202 45H203V44H202ZM238 45H239V46H238ZM241 45H244V46H241ZM252 45H253V46H252ZM258 45H259V47H258ZM15 46H17V45H15ZM40 46H41V45H40ZM96 46H97V45H96ZM113 46H114V45H113ZM149 46H150V45H149ZM165 46H164L163 48H161V49H164ZM175 46H176L177 48H175ZM178 46H181L183 49H180L179 51H178V50H177V51H174L175 49H179V48H180V47L178 48ZM240 46H241L242 49H240ZM1 47H2V45H1ZM4 47H5V46H4ZM121 47H122V46H121ZM125 47H126V46H125ZM125 47H123V48H125ZM131 47H132V46H131ZM137 47H138V46H137ZM247 47H248V48L251 47V50H252V48H253V50L251 51V50L248 49ZM2 48H3V47H2ZM6 48H9V47L7 46ZM115 48H116V47H115ZM126 48H128V47H126ZM126 48H125V50H126ZM133 48H134V47H133ZM138 48H139V47H138ZM148 48H149V50L151 49V47H148ZM160 48H159V49H160ZM167 48H165V49H167ZM236 48H237V49H236ZM258 48H259V49H258ZM4 49H5V48H4ZM4 49H3V50H4ZM63 49H65V48H63ZM69 49H70V48H69ZM116 49H118V47H117ZM146 49H145V51H146ZM224 49H225V50H224ZM227 49H228V50H227ZM1 50H2V49H1ZM3 50H2V51H3ZM12 50L14 51V49H12ZM114 50H115V49H114ZM125 50H124V51H125ZM129 50H130V49H129ZM149 50H148V53H149ZM235 50H236V51H235ZM249 50H250V51H249ZM13 51H12V52H13ZM124 51H123V52H124ZM127 51H128V50H127ZM167 51L162 50V52H164L165 54L167 53ZM172 51H173L174 53H173ZM10 52H11V51H10ZM10 52H9V53H10ZM44 52H45V51H44ZM121 52H122V51H121ZM121 52H116V53L114 52V53H115L116 56H117V54L119 53V54H118V55H119L118 58H121V57H120ZM246 52H247V53H246ZM250 52H251L252 54H251ZM2 53H3V52H2ZM4 53H5V52H4ZM13 53H15V52H13ZM13 53H12V55H14ZM46 53H48V52H46ZM49 53H50V51H49ZM56 53H57V52H56ZM127 53H129V52H127ZM230 53H232V54L230 55ZM15 54H16V53H15ZM99 54H100V53H98V55H99ZM130 54H131V53H129V55H130ZM137 54H138V53H137ZM145 54L147 55V52H146ZM145 54H144V55H145ZM149 54L152 56L151 52H150ZM149 54H148V56H149ZM154 54H153V55H154ZM242 54H243V55H242ZM244 54H247V55H246L247 57H246ZM7 55H9V54L7 53ZM7 55H6V56H3V55H2V56H3V57H2L3 60H5V58H7ZM49 55L51 56L52 54L50 53V54H48V56H49ZM101 55H102V54H101ZM101 55L97 56V54H96V56L93 57V60L95 59V60H94V61H95L94 63H96L94 67L97 68L95 71L98 72V73H105V72H107L106 74H104V75H100V76H97V78H96V83L99 85V86H98V91H97V92H98V95H99V93H102V95L100 94L99 96H102V97H103V95L107 93L108 97H107V96H106V98L104 97V101H105V99H106V103L108 104V102H109L108 99H109V96H110V92H111V90H115V91H116V89H117V91L115 92V94H117V92H120V93H121V91H119L118 89L123 88V89L125 90V89L129 88L128 90H130L131 92L135 93V99H136V100L141 101V102H143L144 104H145V102H146L150 107L152 106V107H151L152 109L149 110V111H150V112L152 111L153 114H152V112L150 113L149 111H145L143 114H144V116L146 115V116H145V119H146V120H147V119L149 120L150 118H152V116H153L152 120H154V116H158V115H155L156 111H154V110H157V109H156V108L153 109V107L158 106V104L160 103V102H158V101H160V99H161V102L163 103V101H164V97H165L164 95H165V92H166L164 89H165V87H166L167 85H169V84L171 83V81H172L171 76L169 75V73H167V72L164 71L165 69H163V67L161 66V64L159 63V61H157V62H156V61H153V60H151L152 58L150 59V58L147 56L148 60L150 59V60H151V61H150L151 64L153 63L154 66L152 65V66H153V67H152L151 64L148 63L149 61H148V62L146 61L147 59H145V58H144V59L141 58L140 61H141V62L143 61L142 63H145V62H144V60H145V61L147 62L146 64H147V65H148V64L150 65V68H149V66H147V67L145 66L147 69H146L145 67H144V68H145V69H144V68H142V67L144 66V65H143V66H141V69H143V71H144L145 74H142L143 72H141L140 69H138V71H140L141 75L139 74V75H140V76H139V75L135 74V73H134V72H135L134 70H137V69L134 68L135 66H134V64H133L132 61H135L134 58L139 59V57H136L137 55H136V54H135V55L133 54V55H134V56H133L134 58L132 57L133 60H132V58L130 59V56H129V55H128L129 57H128L127 55H124V57L126 56V59L129 58L130 60H129V61H128V60H122V61H124V62L126 63V65L124 64L125 67H126V66H130L129 69L132 68L131 66H134V67L132 68L133 70L131 71V72L134 71V72H133L134 75L128 70V68H127V69L125 68L126 71L128 70L127 73L129 72V75H127V73H125L124 76H126V77L123 78V77H124V76H123L124 73H121V72H123L122 70H123V68H124V67H123L124 65L122 64L123 62L120 60V64H121V65H120V64H118V65L114 64V65H115V66H114L113 64H109V66H108V63H109L108 61H110V63H111V61L114 62V59L117 61L118 58H116V57H114V56L112 57V56L110 55V53H109V55H107V56H109L110 59H108V61H107V59H106L107 57L105 58V57H102V56H104V55H102V56H101ZM112 55H114V54H112ZM141 55H140V57H141ZM144 55H143V57H144ZM146 55H145V56H146ZM157 55H158V56H157ZM228 55H229V56H228ZM249 55H250V56H249ZM251 55H252V56L254 55L255 58L252 57ZM0 56H1V55H0ZM10 56H11V55H10ZM50 56H49V57H50ZM138 56H139V55H138ZM151 56H150V57H151ZM233 56H232L231 58H233ZM243 56H244V59H242ZM4 57H5V58H4ZM49 57H46L45 59H49ZM62 57H63V56H62ZM98 57H99V58H98ZM109 57H108V58H109ZM122 57H123V56H122ZM166 57H167V58H166ZM240 57H242V58H240ZM249 57H250L251 59H252V58L254 59V60H253V59H252V60L249 59V61L251 60L252 63H251V62H248V59H247V58H249ZM11 58H12V57H11ZM69 58H70V57H69ZM157 58H156V60H157ZM181 58H182V59H181ZM231 58H228V59H230V60L232 61ZM261 58H262L263 60H261ZM7 59H8V58H7ZM9 59H10V58H9ZM50 59L52 60V58H50ZM50 59L48 60L49 63H50ZM54 59H55V58H54ZM62 59H63V58H62ZM64 59H65V58H64ZM121 59H122V58H121ZM124 59H125V58H124ZM142 59H143V60H142ZM153 59H154V58H153ZM238 59H240V61H239L240 63L237 62ZM246 59H247V61H246ZM0 60H1V59H0ZM42 60H43V58H42ZM242 60H245V61H242ZM255 60H256V63H255ZM258 60H259V61H258ZM12 61H13V59H11V62H12ZM44 61H45V60H44ZM53 61L55 62V60H53ZM56 61H57V60H56ZM78 61H80V60H78ZM78 61H77V62H78ZM241 61H242V62H241ZM0 62H1V61H0ZM4 62H5V61H4ZM8 62H10V61H9V60L6 61V64H7ZM46 62H47V60H46ZM46 62H45V64H46ZM74 62H75V61H74ZM77 62H76V63H77ZM127 62H128V63H127ZM141 62H138V63H141ZM253 62H254L255 64H254ZM257 62H259V63H257ZM15 63H16V62H14V64H15ZM42 63H44V62L42 61ZM47 63H48V62H47ZM241 63H242V65H240ZM1 64H2V63H1ZM146 64H145V65H146ZM234 64H235V62H234ZM2 65H3V64H2ZM8 65H9V64H8ZM12 65H13V64H12ZM15 65H16V64H15ZM18 65H19V64H18ZM18 65H16V66H18ZM47 65H49V64H47ZM47 65H46V66H47ZM89 65H90V64H89ZM112 65H113L114 68H117V69H114V68L112 67ZM136 65H137V64H136ZM138 65H141V64H138ZM162 65H165V64H162ZM252 65H254L255 68H251ZM6 66H7V65H6ZM19 66H20V65H19ZM62 66H63V65H62ZM118 66H120V67L118 68ZM167 66H168V65H167ZM167 66H166V67H167ZM256 66H257V69H256ZM261 66H262L263 68H261ZM4 67H5V65H4ZM9 67H11V65H10ZM13 67H14V65H13ZM13 67H12V68H13ZM47 67L50 68V66H47ZM72 67H73V65H72ZM111 67H112V69H111ZM138 67H139V66H137V68H138ZM164 67H165V66H164ZM249 67H250L251 69H249ZM259 67H260V68H259ZM7 68H8V67H7ZM12 68H9V69H8V70L11 71L10 73L13 72ZM17 68H18V67H17ZM21 68H24V66L20 67V69H21ZM25 68H26V67H25ZM25 68L23 69L24 71H26ZM60 68H61V67H60ZM139 68H140V67H139ZM258 68H259V69H258ZM13 69H15V68H13ZM26 69H28V68H26ZM50 69H51V68H50ZM72 69H73V68H72ZM90 69H93V68H90ZM125 69H124V70H125ZM253 69H254V70H253ZM21 70H22V69H21ZM23 70H22V71H23ZM28 70H29L30 72L26 71V72H28V74H27L28 76L25 75V76H27L26 78L29 79V78H32V75H37V74H35V73L32 74L33 72L30 70V67H29ZM111 70H114V71L112 72ZM115 70H116V71H115ZM145 70H148V71L145 72ZM210 70L214 73V71H213L212 69H210ZM252 70H253V72H252ZM6 71H7V69H6ZM19 71H20V70H19ZM19 71H17V73H18ZM22 71L20 72V74H15V75H18V76H19V77L17 76V77H18L17 79H19V78H21V77L24 78V75H23V72H22ZM34 71H35V70H34ZM204 71H205V72H204ZM211 71L208 72L210 75L213 74V73H210ZM263 71H264V69H263ZM35 72H36V71H35ZM85 72H86V71H85ZM251 72H252V73H251ZM261 72H262V70L260 71V74H261ZM15 73H16V70H15ZM21 73H22L23 76L21 75ZM29 73H31L32 75H30ZM38 73H39V72H38ZM55 73H56V72H55ZM205 73H206V74H205ZM262 73H264V72H262ZM13 74H14V73H13ZM86 74H87V72H86ZM121 74H122V75H121ZM209 74H207V75H209ZM258 74H259V73H258ZM258 74H257V75L254 74V75H256V77L258 76V79H260L259 77H262V76H259L260 74H259V75H258ZM7 75H8V77H10V76H9L10 74H7ZM15 75H14V76H15ZM20 75H21V76H20ZM40 75H41V72L39 73V77H40ZM61 75H62V74H61ZM118 75H121L122 78L125 79V80L122 79V81H123V82H122L121 79L118 77ZM52 76H53V75H52ZM54 76H55V75H54ZM112 76H113V80H111V81L108 80V77H109L110 79H112ZM135 76H136V78H135ZM202 76H201V77H202ZM11 77H12V75H11ZM49 77H51V75H49ZM49 77H48V78H49ZM56 77H58V75H57ZM70 77H71V76H70ZM76 77H77V76H76ZM76 77H75V78H76ZM203 77H202V78H203ZM239 77H240V76H239ZM243 77H244V76H243ZM254 77H255V76H254ZM23 78H21V80H22ZM37 78H38V77L36 76V79H37ZM42 78H43V77H42ZM45 78H47V77L45 76ZM51 78H53V77H51ZM51 78H49V79H51ZM60 78H61V77H60ZM210 78H213L212 75L210 76ZM9 79H10V78H9ZM14 79H15V78H14ZM17 79H16V82H17ZM28 79H27V80H28ZM101 79H102V82H101ZM114 79H115V80H114ZM119 79H120V80H119ZM126 79L130 80L131 83H133V84L130 83V84H131V85H129L130 87H127V85H128L129 83H128L127 85H124V84L128 81V80L126 81ZM217 79L219 80V78H217ZM263 79H264V78H263ZM27 80H26V83H28V82L30 81V80H28V82H27ZM33 80H34V79L32 78V81H33ZM40 80H41V79H40ZM42 80H43V79H42ZM44 80H46V79H44ZM44 80H43L42 82H46V81H44ZM47 80H48V79H47ZM69 80H71V79H69ZM77 80H78V78H77ZM77 80H75L77 85H78L80 82L82 83V85H85V84H83V83H85V82H86V83L89 82L88 80H86V78H80L79 80H81V81H78V82H77ZM107 80H108V81H107ZM250 80H251V79H250ZM250 80H248V81H250ZM24 81H25V79H24ZM48 81H49V80H48ZM109 81H110V83H109ZM215 81L217 82V80H215ZM215 81H213V82L215 83ZM251 81H252V80H251ZM260 81H261V80H260ZM18 82H19V80H18ZM49 82L51 83V81H49ZM59 82H60V81H59ZM201 82H200V83H201ZM204 82H205V81H204ZM206 82H207V84H208V81H206ZM210 82H212V81H209V83H210ZM239 82H241V81H239ZM14 83H15V82H14ZM19 83H20V82H19ZM23 83H24L25 85H28V84H26L25 82H23ZM40 83H41V81L39 82V84H40ZM50 83H49V84H50ZM53 83L55 84V82H53ZM60 83H61V82H60ZM214 83H213V84H214ZM245 83H247L246 85H248V82H244V83H241V84L244 85ZM32 84L34 85V82H32ZM35 84H36V83H35ZM43 84H44V83H43ZM46 84H48V83L46 82ZM46 84H44V85H46ZM49 84H48V85H49ZM73 84H75V82H73ZM202 84H206V83H202ZM211 84H212V83H210L209 85H211ZM213 84H212L211 86H213ZM215 84H216V83H215ZM215 84H214V85H215ZM250 84H251V83H250ZM262 84H263V83H262ZM21 85H23V84H21ZM33 85H32V86H33ZM36 85H37V84H36ZM41 85H42V83H41ZM41 85H40V86H41ZM59 85H60V84H59ZM120 85H122V86H120ZM123 85H124V86H123ZM136 85H138V88H136V90L134 91V88H133V87L136 86ZM246 85H244V86H246ZM251 85H253V84H251ZM254 85H255V84H254ZM28 86H29V85H28ZM40 86H39V87H40ZM52 86H53V85H51V87H52ZM62 86H63V85H62ZM261 86H264V85H261ZM36 87H37V86H36ZM42 87H43V86H42ZM56 87H57V86H56ZM80 87H81V86H80ZM126 87H127V88H126ZM252 87H253V86H252ZM21 88H22V87H21ZM45 88H46V87H45ZM49 88H50V86H49ZM66 88H67V87H66ZM85 88L87 89L86 85H85ZM247 88H249V87H247ZM247 88H245V89H247ZM32 89H34V86H33ZM39 89H40V88H39ZM124 90H122V92H123ZM259 90H260V89H259ZM20 91H21V90H20ZM26 91H27V90L25 89L24 93H25ZM35 91H36V90H35ZM108 91H110V92H108ZM125 91H127V90H125ZM125 91H124V93H127V94H128V91H127V92H125ZM140 91H141V92H140ZM22 92H23V91H22ZM22 92H21V93H22ZM30 92H31V91H30ZM30 92H28V94H29ZM86 92H87V91H86ZM88 92H89V91H88ZM92 92H93V91H92ZM92 92L90 91L88 95H90V93L93 94ZM104 92H105V93H104ZM113 92H114V91H113ZM142 92H143V93H142ZM248 92H249V91H248ZM51 93H52V92H51ZM72 93H73V92H72ZM76 93H77V92H76ZM94 93H96V89H95V92H94ZM144 93H145V94L147 93L146 95L148 96V98H147V97H144ZM151 93H152V94H151ZM18 94H19V93H18ZM22 94H23V93H22ZM28 94H26V95H28ZM33 94H34V92H33ZM54 94H55V93H54ZM74 94H75V92H74ZM74 94H73V95H74ZM82 94H83V93H82ZM82 94H80V95H82ZM86 94H87V93H86ZM96 94H97V93H96ZM96 94H95L94 96H96ZM112 94H113V93H111V96H112ZM142 94H143V95H142ZM150 94H151V95H150ZM260 94H261V93H260ZM263 94H264V93L262 92V96H263ZM31 95H32V94H31ZM52 95H53V94H52ZM84 95H85V94H84ZM98 95H97V96H98ZM113 95H114V94H113ZM117 95H120V96H117V98H113V97H112V98H113V102L111 101L110 103L113 104V103L116 101V99L120 102L121 100H123V98H126V97L124 96L125 94L123 95V94L121 93V94H117ZM121 95H123V96L121 97ZM48 96H49V95H48ZM50 96H51V95H50ZM61 96H62V94H61ZM65 96H66V95H65ZM92 96H93V95H92ZM97 96H96L95 98L97 99V102H98V98H100V97L98 96V98H97ZM104 96H105V95H104ZM150 96H151V97H150ZM262 96H261V97H262ZM32 97H33V96H32ZM34 97H35V98H38V97H36V96H34ZM74 97H75V96H74ZM77 97H78V96H77ZM80 97H82V96H80ZM102 97H101V99L103 100ZM118 97H119V98H118ZM152 97H153V98H156L157 100L155 99V101H154V99H153ZM162 97H163V99H162ZM263 97H264V96H263ZM60 98H61V97H60ZM75 98H76V97H75ZM95 98L92 97V100L95 99ZM127 98H128V97H127ZM146 98H147V99H146ZM149 98H150V99H149ZM114 99H115V100H114ZM119 99H120V100H119ZM148 99H149V100H148ZM158 99H159V100H158ZM237 99H238V98H237ZM37 100H40V99L38 98ZM77 100H78V98H77ZM79 100H81V99H79ZM89 100H90V98H89ZM102 100H100V101H102ZM111 100H112V99H111ZM136 100H135V101H136ZM240 100H241V99H240ZM54 101H55V100H53L52 102H54ZM95 101H96V100H95ZM118 101H117V102H118ZM130 101H131V100H130ZM130 101H129V102H130ZM132 101H133V100H132ZM135 101H133V102H135ZM138 101H136V104H137L138 106H142V105L139 104ZM151 101H152V102L154 101V103L156 102L157 105H156V104H153ZM230 101H231V100H230ZM232 101H233V100H232ZM238 101H239V99H238ZM244 101H245V100H244ZM261 101H262V100H261ZM261 101H260V102H261ZM263 101H264V100H263ZM27 102H28V101H27ZM77 102H78V101H77ZM81 102H82V100H81ZM93 102H94V101H93ZM117 102L114 103L115 106H116ZM119 102H118V104H117L118 106H120V104H121V102H120V103H119ZM125 102H126V103H129L128 101H125ZM164 102H165V104H167L166 101H164ZM44 103H45V100H44ZM228 103H229V102H228ZM81 104H82V103H81ZM102 104H104V103H102ZM112 104H111V105H112ZM114 104H113V107H111L110 105H109V106H110L111 108H114V107H115ZM230 104H231V103H230ZM243 104H244V103H243ZM246 104H247V103H246ZM59 105H60V104H59ZM79 105H80V104H79ZM124 105H125V103L122 104V106H124ZM153 105H155V106H153ZM231 105H232V104H231ZM231 105H230V106H231ZM244 105H245V104H244ZM60 106H61V105H60ZM77 106H78V105H77ZM80 106H81V105H80ZM84 106H85V105H84ZM104 106H105V104H104ZM107 106H108V105H107ZM118 106H116V107L119 108ZM122 106H121V107H122ZM167 106H168V105H166V107L163 108V109H161L162 107H159V106H158V107L160 108V110L167 109V110H165V111H162V112H166V111H168V109H170V106H169V108H168ZM35 107H36V106H35ZM93 107H94V106H93ZM231 107H233V106H231ZM261 107H262V106H261ZM40 108H41V107H40ZM78 108H79V107H78ZM86 108H87V107H85V109H86ZM159 108H158V109H159ZM228 108H229V107H228ZM244 108H245V107H244ZM249 108H250V107H249ZM26 109H27V108H26ZM67 109H68V108H67ZM71 109H74V108H71ZM114 109H115V108H114ZM229 109H230V108H229ZM229 109H228V110H222V109H221V110H219V111H218L217 113H215V114H213V113H209L208 116H207V118H205L206 121H204V122H205L204 125H206V126L209 128V130H208V131H203V134H202V133L195 134V137H196L195 140L192 139V140L190 141V139H188L187 135L185 136V137H187L185 140H189V142H186L184 139L182 140V138L180 137L182 134H181V135L179 134V132H181L182 129H180V131L178 132V130L176 129L178 126H177V124L175 125L174 123L172 124V125H174V128L176 129L175 131L173 130L174 132H172L170 135H166V134L161 135V134H160L162 137H165V138H167V139L169 138L171 141H173V139H172L171 137H174V136L176 137V139H177L178 137L181 138V139L178 138V139H180L181 141H177V140L174 139V141H173V143H172V145H171L170 147H166V146H165V148H162L161 150L166 149V150L168 151L169 155L173 158V161L175 162L176 167L178 168V170L181 171V173H182L181 175H183V176H184L188 181H190L191 183L193 182V184H195L194 187H196L195 189H196V191H197V192H196L197 194H198L199 192H202V191L206 190V189H208V191L211 190V191H210L211 193L209 192L210 195H207V197H209V196L212 195V196H211L212 199H211V197L209 198V200L205 199V201H209L207 205H209L210 203L212 204V201H213V200H214V201H217L216 203L213 201V203H215V204L219 203V205H221L222 202H225V201H226V200H224V198H227V197H226L227 192H228L229 188L231 189L230 179L232 180L236 174L238 175V173H240L241 170L245 171L246 169H248V170L250 169L251 172L248 173V174H249V176L251 175L250 177H251V180H252V182H253V179H255V178H253V177H255V176H258V177H259V175H257V173H258V171H259V172L261 171V167H262V166H260V170H257V168H256L254 165H255L259 160H260L259 162H261L262 160H264V131L259 130V129H258L257 127H255V125H254V124L259 123V122H257V121H258L257 119H259V118L262 119L264 113L258 114V115H260V116L258 117V115H257L256 118H257V117H258V118H257L256 120L252 117L254 120H250V122L247 121L246 123H242V120L239 121V119H238L237 122H236V121H232L231 118H229V120H228V118H226V117H227V116H225L226 113H228L227 115H229L230 113H232V114L234 115V113H236V112L230 111ZM261 109H262V108H261ZM263 109H264V107H263ZM32 110H33V109H32ZM68 110H70V109H68ZM87 110L89 111V109H87ZM231 110H233V109L231 108ZM245 110H246V109H245ZM13 111H14V110H13ZM13 111H11V112H13ZM45 111H46V110H45ZM61 111H62V110H61ZM71 111H73V110H71ZM257 111H258V110H257ZM262 111H263V110H262ZM31 112H32V111H31ZM31 112H29V116H31V115H30ZM37 112H38V111H37ZM82 112H83V111H82ZM91 112H92V111H91ZM91 112H90V113H91ZM154 112H155V113H154ZM246 112H247V111H246ZM249 112H250V111L248 110V113H249ZM0 113H1V112H0ZM2 113L5 114L4 112H2ZM2 113H1V115H3ZM9 113H10V111L8 112V115H9ZM20 113H21V112H20ZM40 113H41V112H40ZM61 113H62V112H61ZM63 113H64V112H63ZM71 113H72V112H71ZM88 113H89V112H88ZM93 113H94V112H93ZM93 113H92V114H93ZM95 113H96V112H95ZM149 113L152 114V115H150ZM157 113H158V112H157ZM21 114H22V113H21ZM21 114H20V115H21ZM58 114H59V113H58ZM111 114H112V113H111ZM148 114H149L150 118L147 117ZM224 114H225V115H224ZM239 114H240V113H239ZM239 114L237 115V117H235V115H234L233 117L238 118V117H240ZM25 115H26V114H25ZM33 115H35V114H33ZM36 115H37V114H36ZM88 115H89V114H88ZM88 115H87V116H88ZM101 115H102V114H101ZM101 115L99 114V116H101ZM230 115H231V114H230ZM4 116H5V115H4ZM6 116H7V114H6ZM17 116H18V115H17ZM80 116H81V115H80ZM97 116H98V115H97ZM97 116H96V117H97ZM18 117H20V116H18ZM22 117H23V116H22ZM25 117H26V116H25ZM45 117H46V116H45ZM45 117H44V118H45ZM56 117H57V115H56ZM90 117H91V116H90ZM96 117H94V118L96 119ZM101 117H102V116H101ZM108 117H109V116H108ZM108 117H107V118H108ZM244 117H245V116H244ZM254 117H255V116H254ZM3 118H4V117H3ZM10 118H11V117H10ZM13 118L16 119L15 117H13ZM13 118H12V119H13ZM53 118H54V116H53ZM64 118H65V117H64ZM105 118H106V117H105ZM114 118H115V117H114ZM1 119H2V118H1ZM19 119H20V120H23L24 117H23V119H22V118H19ZM19 119H18V120H19ZM32 119H33V118H32ZM47 119H48V118H47ZM91 119H92V118H91ZM102 119H104V118H102ZM102 119H101V120H102ZM110 119H111V118H110ZM110 119H109V120H110ZM67 120H68V119H67ZM73 120H74V119H73ZM101 120H100V121H101ZM106 120H107V119H106ZM113 120H114V119H113ZM152 120L150 119L149 121H152ZM7 121H8V119H7ZM37 121H38V120H37ZM40 121H42V120L40 119ZM45 121H46V119H45ZM52 121H53V120H52ZM64 121H65V120H64ZM68 121H69V120H68ZM74 121H75V120H74ZM87 121H88V120H87ZM107 121H108V120H107ZM110 121H111V120H110ZM238 121L241 122V123H239ZM244 121H245V118H244ZM255 121H256L257 123H255ZM259 121H260V123H261V121L263 122L264 120H259ZM14 122H15V121H14ZM14 122H13V123H14ZM43 122H44V121H43ZM59 122L62 124V121L59 120ZM70 122H71V121H70ZM102 122H103V120H102ZM186 122H187L188 124L190 123V122H188V121H186ZM186 122H184V123H186ZM49 123H50V122H49ZM86 123H87V122H86ZM89 123H90V122H89ZM89 123H87V125H88ZM107 123H108V122H107ZM149 123H151V122H149ZM154 123H155V122H154ZM184 123H182V124H183L184 127H186V125H188V124L186 123V125H185ZM260 123H259V124H260ZM4 124H5V123H4ZM17 124H19V123H17ZM21 124H22V123H21ZM27 124H28V123H27ZM40 124H41V123H40ZM43 124H44V123H43ZM72 124H73V123H72ZM72 124H71V125H72ZM157 124H158V123H157ZM182 124H180L179 126H181ZM13 125H14V124H13ZM64 125H65V123L63 124V126H64ZM87 125H86V126H87ZM90 125H91V124H90ZM106 125H107V124H106ZM109 125H110V124H109ZM152 125H153V123H152ZM190 125H191V124H190ZM190 125H189V126H190ZM10 126H11V125H10ZM21 126H22V125H21ZM26 126H27V125H26ZM38 126H39V125H38ZM41 126H42V124H41ZM45 126H46V125H45ZM63 126H61V127H63ZM69 126H70V125H68V127L66 126L64 130L67 131L68 128H70ZM99 126H100V125H99ZM99 126H96V127H99ZM115 126H116V125H115ZM176 126H177V127H176ZM189 126H187V127H188L187 129L190 128ZM191 126H192V125H191ZM258 126H259V125H258ZM11 127H12V126H11ZM13 127H14V126H13ZM33 127H34V126H33ZM59 127H60V126H59ZM72 127H74V126H72ZM83 127H84V126H83ZM107 127H108V126H107ZM147 127H148V126H147ZM147 127H146V130L149 128V127H148V128H147ZM172 127H173V126H172ZM181 127H182V126H181ZM181 127H180V128H181ZM184 127H183V131L185 130V133L187 132V134H188V136H189V135H190V134L188 133L189 131H187L186 128L184 129ZM18 128H20V127H17V129H18ZM30 128H31V127H30ZM30 128H29V129H30ZM36 128H37V127H36ZM63 128H64V127H63ZM63 128H61V129H63ZM116 128H117V127H116ZM120 128L123 129L122 127H120ZM154 128H155V127L153 126V129H152L153 131H154ZM178 128H179V127H178ZM192 128L194 129L193 126H192ZM3 129H4V128H3ZM21 129H22V128H21ZM31 129H33V128H31ZM40 129H41V127H40ZM90 129H92V128H90ZM102 129H103V128H102ZM105 129H106V128H105ZM110 129H111V128H110ZM110 129H109V130H110ZM170 129H173V128H170ZM190 129H191V128H190ZM190 129H189V130H190ZM212 129L215 130V131H214V132L216 133L215 137H217L218 143H219L220 145H213L212 142H209V140H210L211 138L208 137V136H205V134H206L207 132H210ZM22 130H23V129H22ZM35 130H36V129H35ZM42 130H43V131H42V133H43V132H44V129H42ZM51 130H52V129H51ZM72 130H73V129H71V131H72ZM74 130H75L74 132H76V129H75V128H74ZM83 130H84V129H83ZM83 130H82V131H83ZM107 130H108V129H107ZM116 130H118V131H117L118 133H115V134H117V136H119V134H120V133H119V129H116ZM194 130H195V129H194ZM194 130H192V131H194ZM196 130L199 132V129H196ZM196 130H195V131H196ZM8 131H9V130H8ZM18 131H19V129H18ZM36 131H37V130H36ZM38 131H39V130H38ZM46 131L48 132V129H46ZM66 131H65V132H66ZM68 131L70 132V129H69ZM88 131H89V130H88ZM88 131H87V132H88ZM111 131H112V130H111ZM147 131H148V130H147ZM147 131H146V132H147ZM195 131H194V133H197V131H196V132H195ZM200 131H201V130H200ZM21 132H23V131H21ZM62 132H63V131H62ZM100 132H102V131H100ZM113 132H114V129H113ZM148 132H149V131H148ZM148 132H147V133H148ZM175 132H176V133H175ZM204 132H205V133H204ZM34 133H35V131H34ZM42 133H41V134H42ZM44 133H46V132H44ZM59 133H60V132H59ZM63 133H64V132H63ZM70 133H71V135H72V132H70ZM70 133H69V135H70ZM80 133L83 134V132H80V131H79V134H80ZM84 133H86V132H84ZM147 133H146V134H147ZM181 133H183V132H181ZM30 134H31V133H30ZM38 134H39V133H38ZM67 134H68V132H67ZM76 134H78V132H76ZM87 134H88V133H87ZM87 134H86V135H87ZM92 134H93V133H92ZM94 134H95V133H94ZM99 134H101V133H99ZM103 134L106 135L107 133H103ZM121 134H122V135H123V134L126 135V132H125V133H121ZM121 134H120V135H121ZM148 134H151V133H148ZM192 134H193V133H192ZM192 134H191V135H192ZM201 134H202V135H201ZM209 134H211V132H210ZM28 135H29V134H28ZM48 135H50V134H48ZM64 135H65V133H64ZM71 135H70V136H71ZM84 135H85V134H84ZM84 135H83V136H84ZM86 135H85V136H86ZM88 135H89V134H88ZM88 135H87V136H88ZM122 135H121V136H122ZM127 135H130V134H127ZM131 135H133V134H131ZM144 135H145V133H144ZM151 135H152V134H151ZM151 135H150V136H151ZM191 135H190V136H191ZM197 135L200 136V137L202 138V141H201V142L198 140V138L200 139V137H198ZM19 136H20V135H19ZM23 136H24V135H23ZM25 136H26V135H25ZM34 136H35V135H34ZM42 136H43V135H42ZM42 136H41V137H42ZM54 136H55V134H54ZM60 136H62V134H60ZM76 136H77V137H82V135H76ZM76 136H74V138H76ZM90 136H93V135H90ZM90 136H89V137H90ZM110 136H111V135H110ZM110 136H109V138H110ZM121 136H119V137H121ZM138 136H139V135H138ZM152 136H154V134H153ZM152 136H151V137H152ZM1 137H2V136H1ZM38 137H39V136H38ZM45 137H46V136H45ZM45 137H44V139H45ZM63 137L66 138L67 135H66V136H63ZM68 137H69V136H68ZM68 137L66 138V139H67V140H66L67 142H64L65 140H63L62 137H61V139H62V141H63V144L65 145L66 148L64 147V145H63L61 142H59L60 140L55 141V142H58V143H56L57 146L59 145V143L62 144V147H61V153H62V154L59 153L62 157H60V155H59L57 152H55L56 154H54V155H57V154H58V155H57V156H58V159H57L58 161H59V159H61V158H62V160H63L66 156L69 155V153H70L71 151H72L73 153L76 152L75 150H74V151H75V152H74V151L72 150L73 148H71V147L69 148V149H71V150L67 149V148L69 147L68 144L71 142V141H70V142L68 143V141L71 140V138L73 139L72 136L69 137L70 139H69ZM93 137H94V138H93V141H89V139L92 140L91 137H90V138L87 137L88 140H87L86 137H84V138L87 140V141H86L87 143L89 142V145H90V142H94V141L97 140L95 136H93ZM101 137H102V136H101ZM103 137H104V136H103ZM103 137H102V138H103ZM114 137H115V136L112 135V138H114ZM119 137H118V138H119ZM122 137H123V136H122ZM183 137H184V136H183ZM185 137H184V138H185ZM192 137H193V136H192ZM192 137H191V138H192ZM195 137H194V138H195ZM6 138H7V137H6ZM27 138H28V137H27ZM82 138H83V137H82ZM82 138H80V139L82 140ZM102 138H101V139H102ZM109 138H108V139H109ZM138 138H142V137L139 136ZM39 139H40V138H37V140H39ZM42 139H43V138H42ZM56 139H57V138H56ZM77 139H79V138H77ZM77 139H76V141H77ZM103 139H104V138H103ZM129 139H130V140H128V141L132 142V141H131V137H130ZM1 140H2V138H1ZM8 140H9V139H8ZM16 140H17V139H16ZM20 140H21V139H20ZM22 140H23V139H22ZM22 140H21V141H22ZM24 140H25V139H24ZM31 140H32V139H31ZM40 140H41V139H40ZM99 140H100V139H99ZM113 140H115V139H113ZM119 140H121V139H119ZM132 140H135V139H132ZM143 140H144V139L142 138L141 142H142ZM155 140H156V139H155ZM26 141H27V140H26ZM42 141H43V140H42ZM74 141H75V139H74ZM79 141H80V140H79ZM100 141H101V140H100ZM100 141H99V142H100ZM106 141H107V143H108L109 140L106 139ZM115 141H116V140H115ZM138 141L140 142V140H138ZM144 141H145V140H144ZM144 141H143V143H144ZM184 141H185V142H184ZM19 142H20V141H19ZM19 142H18V143H19ZM55 142H54V145H53V146L56 145ZM72 142H73V140H72ZM81 142H82V141H80V143H81ZM96 142H97V141H96ZM104 142H105V141H104ZM110 142H111V141H110ZM112 142H113V141H112ZM125 142H126V140H125ZM130 142H129V143H130ZM135 142H136V141H135ZM135 142H133V143H135ZM141 142H140V143H141ZM153 142L155 143L154 139H153ZM22 143H24V142L22 141ZM35 143H36V142H35ZM44 143H45V142H44ZM47 143H48V142H47ZM67 143H68V144H67ZM77 143H78V142H77ZM77 143H76V144H77ZM145 143L147 144L148 141L145 142ZM149 143H151V142H149ZM149 143H148V144H149ZM19 144H21V143H19ZM24 144H25V147H28L27 144H29V146H30V144H32V143H28V142H27V144H26V143H24ZM24 144H23V146H24ZM33 144H34V143H33ZM33 144H32L31 146H33ZM41 144H42V143H41ZM51 144H52V143H51ZM51 144H50V145H51ZM66 144H67V145H66ZM73 144H74V143H73ZM78 144H79V143H78ZM78 144H77V145H78ZM97 144H98V143H97ZM104 144H105V143H104ZM116 144H117V143H116ZM127 144H128V143H127ZM141 144H142V143H141ZM175 144H176V146H175ZM9 145H10V144H9ZM26 145H27V146H26ZM34 145H35V144H34ZM48 145H49V144H48ZM50 145H49V149H50ZM71 145H72V143H71ZM79 145H80V144H79ZM79 145H78V146H79ZM83 145H84V141H83ZM85 145H86V144H85ZM92 145H93V144H92ZM98 145H100V144H98ZM101 145H102V143H101ZM113 145H114V144H113ZM129 145H130V144H129ZM136 145H137V143L135 144V146H136ZM139 145H140V144H139ZM139 145H138V146H139ZM144 145H145V144H144ZM14 146H15V145H14ZM38 146H40V145H38ZM45 146H46V145H45ZM53 146H51V148H53ZM60 146H61V145H60ZM60 146H58L57 149H55V148H56V146H55L54 149L58 151V148H60ZM105 146H106V145H105ZM114 146H115V145H114ZM118 146H119V145H118ZM120 146H121V144H120ZM120 146H119V147H120ZM135 146H134V147H135ZM142 146H143V145H142ZM157 146H158V145H157ZM174 146H175V147H174ZM4 147H5V146H4ZM15 147H16V146H15ZM21 147H22V146H21ZM21 147H20V148H21ZM63 147H64L65 149H64ZM74 147H75V146H74ZM81 147H82V146H81ZM84 147H86V146H84ZM84 147H82V148L84 149ZM89 147H90V146H89ZM97 147H99V146H97ZM100 147H101V146H100ZM108 147H109V145H108ZM110 147H111V145H110ZM125 147H126V146H125ZM128 147H129V146H128ZM146 147H147V145H146ZM177 147H178V148H177ZM11 148H13V147H11ZM17 148H18V147H17ZM28 148H29V147H28ZM47 148H48V146H47ZM76 148H77V147H76ZM79 148H80V146H79ZM92 148L94 149L95 147L93 146ZM92 148H91V149H92ZM129 148H130V147H129ZM139 148H141V149H139V150H142L141 152L145 151V150L142 149V147H139ZM29 149H30V148H29ZM49 149H48V150H49ZM66 149H67L68 152H67V151H64V153L67 152L68 154H67V155L64 154V155H66V156L64 157V155H63V150H66ZM74 149H75V148H74ZM77 149H78V148H77ZM85 149H86V148H85ZM89 149H90V148H89ZM95 149H96V148H95ZM97 149H98V148H97ZM111 149H112V148H111ZM137 149H138V148H137ZM144 149H145V148H144ZM150 149H151V148H150ZM10 150H11V149H10ZM33 150L35 151V149H33ZM48 150H45V151H48ZM50 150H51V149H50ZM80 150H81V148H80ZM100 150H102V149H100ZM117 150H118V149H117ZM122 150H124V149L122 148ZM122 150H121V151H122ZM125 150H126V149H125ZM131 150H132V149H131ZM158 150H159V149H158ZM11 151H12V150H11ZM26 151H27V150H26ZM41 151H42V150H41ZM45 151H44V152H45ZM53 151H54V150H53ZM53 151H52V152H53ZM69 151H70V152H69ZM82 151H83V150H82ZM88 151H89V150H88ZM91 151H92V150H91ZM106 151H107V150H106ZM112 151H113V150H112ZM114 151H115V150H114ZM129 151H130V149H129ZM164 151H165V150H164ZM0 152H1V151H0ZM27 152H28V151H27ZM42 152H43V151H42ZM59 152H60V151H59ZM78 152H79V151H78ZM84 152H85V151H84ZM89 152H90V151H89ZM100 152H101V151H100ZM103 152H104V151H103ZM103 152H102V153H103ZM107 152H108V151H107ZM116 152H117V151H116ZM119 152H120V151H118V153H119ZM145 152H146V151H145ZM153 152H154V151H153ZM17 153H18V152H17ZM25 153H26V152H25ZM35 153H36V152H35ZM47 153H48L47 156H49V153H50V152L48 151ZM47 153H46V154H47ZM53 153H54V152H53ZM80 153H82V152H80ZM92 153H94V152L92 151ZM96 153H97V151H96ZM98 153H99V152H98ZM113 153H115V152H113ZM118 153H117V154H118ZM122 153H123V151H122ZM134 153H135V152H134ZM138 153H139V152H138ZM149 153H151V152L149 151ZM160 153H161V152H160ZM1 154H2V153H1ZM1 154H0V155H1ZM27 154H28V153H27ZM27 154H26V155H27ZM29 154H30V153H29ZM31 154H33V152H32ZM75 154H76V153H75ZM88 154H90V153H88ZM111 154H112V153H111ZM119 154L122 155L121 153H119ZM123 154H124V153H123ZM132 154H133V153H132ZM154 154H155V153H154ZM156 154H157V153H156ZM3 155H4V154H3ZM3 155H2V156H3ZM5 155H6V154H5ZM19 155H20V154H19ZM39 155L41 156V153H40ZM43 155H44V154L42 153V156H43ZM51 155H52V154H50L49 157H50V158H53V156H51ZM71 155L74 157V155H73L72 153H71ZM77 155H78V154H77ZM77 155H75V156H77ZM86 155H87V154H86ZM95 155H96V154H95ZM99 155H100V154H99ZM112 155H113V154H112ZM128 155H129V154H128ZM148 155H149V154H148ZM148 155H147V156L145 155V156L148 157ZM151 155H152V154H151ZM166 155H168V154H166ZM166 155H164L163 157L166 158ZM169 155L167 156V158L169 157V160H170V156H169ZM33 156H34V155H33ZM69 156H70V155H69ZM72 156H71V157H72ZM88 156H89V155H88ZM93 156H94V155H93ZM101 156H102V155H101ZM104 156H105V155H104ZM106 156H107V155H106ZM106 156H105V157H106ZM108 156H109V155H108ZM115 156H116V153H115ZM122 156H123V155H122ZM122 156H121V157H122ZM126 156H127V155H126ZM126 156H125V157H126ZM130 156H131V153H130ZM154 156H156V155H154ZM158 156H160V155H158ZM15 157H16V156H15ZM20 157H21V156H20ZM22 157H23V156H22ZM31 157H32V156H31ZM38 157H39V156H38ZM59 157H60V158H59ZM63 157H64V158H63ZM73 157H72V159H71L70 161L73 160ZM77 157H78V156H77ZM81 157H82V155H81ZM84 157H85V156H84ZM91 157H92V154H91ZM143 157H144V156H143ZM146 157H145V158H146ZM29 158H30V157H29ZM29 158H28V159H29ZM40 158H41V157H39V159H40ZM50 158H49V159H50ZM55 158H57V157H55ZM55 158H54L53 160H55ZM67 158H68V157H67ZM107 158H108V157H107ZM107 158H106V159H107ZM114 158H115V157H114ZM114 158H113V159H114ZM118 158H119V157H118ZM118 158H117V160H118ZM139 158H140V157H139ZM139 158H138V159H139ZM141 158H142V157H141ZM141 158H140V159H141ZM152 158H153V157H152ZM161 158H162V157H161ZM13 159H14V158H13ZM25 159H26V158H25ZM33 159H34V158H33ZM37 159H38V158H37ZM37 159H36V161H37ZM39 159H38V161H40ZM41 159H42V158H41ZM69 159H70V158H69ZM76 159H77V158H76ZM88 159H89V157H88ZM119 159H120V158H119ZM147 159H149V157H148ZM147 159H146V160H147ZM150 159H151V157H150ZM157 159H159V157L156 158V160H157ZM47 160H48V159H47ZM47 160H46V161H47ZM53 160H52V162H53ZM62 160H60L61 163H62ZM85 160H86V158H85ZM101 160L103 161V160H104V157H103V159H101ZM128 160H129V159H128ZM146 160H145V161H146ZM4 161H5V160H4ZM21 161H22V160H21ZM33 161H34V160H33ZM36 161H35V162H36ZM38 161H37V162H38ZM43 161H44V160H43ZM48 161H49V160H48ZM66 161H68V160L66 159ZM66 161H65V162H66ZM111 161H112V160H111ZM111 161H108V162H111ZM149 161H153V160L151 159V160H149ZM162 161H163V159H162ZM166 161H167V160H166ZM170 161H172V160H170ZM44 162H45V161H44ZM44 162H42V163H44ZM52 162H48L47 164L52 163ZM68 162H69V161H68ZM73 162L75 163V160H74ZM83 162H84V161H83ZM87 162H88V161H87ZM98 162H99V160H98ZM105 162H106V161L104 160V163H105ZM147 162H148V161H147ZM157 162H158V161H157ZM164 162H165V161H164ZM263 162H264V161H263ZM7 163H8V162H7ZM22 163H23V161H22ZM28 163H29V162H28ZM28 163L25 164V166H24L25 169H26V165H27ZM54 163H55V161H54L52 164H54ZM58 163H59V162H58ZM61 163H60V165H61ZM70 163H71V162H70ZM76 163H79V160L76 161ZM76 163H75L74 165H76ZM99 163H100V162H99ZM104 163H103V164H104ZM139 163L143 164L142 162H139ZM153 163H154V161H153ZM153 163H152V164H153ZM161 163H162V162H161ZM40 164H41V161H40ZM62 164H63V165H61V166L58 165V166L60 167V169H57L58 167L55 168V169H57V170H58L60 173H62V174H60V173L58 174V171H57V170L54 171V173L56 172V174H55V179H56L57 181L59 180L58 178H62L63 180H64V178H67V177H68L67 175L70 174V172H68V171L71 170V173H73V172H72V169H73V167H75L74 165H73V166L70 165V168L68 167L69 170L67 171L65 166H69V164H68V163H64V162H63ZM64 164H65V165H64ZM71 164H73V163H71ZM79 164H80V163H79ZM94 164H95V166H96V168H97V165H98V164H96L95 162H94ZM145 164H146V163H145ZM148 164H149V163H148ZM150 164H151V162H150ZM152 164H151V165H152ZM162 164H163V163H162ZM166 164H167V163H166ZM172 164H173V163L171 162V165H172ZM259 164H261V163H258V165H259ZM5 165H6V163H5ZM28 165H29V164H28ZM41 165H42V164H41ZM43 165H45V163H44ZM154 165H155V163H154ZM158 165L161 166V164H159V163H158ZM47 166H48V165H47ZM54 166H55V165H54ZM54 166H52V167H54ZM77 166H78V165H76L75 168H77ZM83 166H84V164H83ZM85 166H87V165H85ZM89 166H90V165H89ZM95 166H94V167H95ZM102 166H103V167L106 166V168L104 167L105 171H104V169L102 168ZM140 166H142V165H140ZM149 166H150V165H147L146 168H147V169L150 168ZM156 166H157V165H155V168H156ZM263 166H264V165H263ZM4 167H5V166L3 165V169H4ZM21 167H22V166H21ZM42 167H43V166H42ZM44 167H45V166H44ZM55 167H56V166H55ZM71 167H72V169H71ZM98 167H100V166H98ZM143 167H144V166H143ZM153 167H154V166H153ZM165 167H167V166H165ZM173 167H175V166H173ZM30 168L33 170V167L30 166ZM68 168H67V169H68ZM82 168H83V167H82ZM82 168H81V169L79 168V169L82 170ZM84 168H85V167H84ZM84 168H83V169H84ZM100 168H101L102 170H100ZM100 168L98 169V173L100 172V173L102 174V172L104 171V172H103V173L105 174L104 177H105V179H107L108 183L105 182V183H107V186H104V187H103L104 189H102V190H103L102 193H101V191H100V195H102V196H98V195L96 196V193H97L96 191H98L99 189L96 190L95 187H94L95 192H96V193H94L95 196L98 197V198L101 197L102 200L106 197V198H105L106 201H104V204H103V205L107 204V205L104 206V207H106V210L108 209L107 206H108V204L110 203V202H109L110 200H112L111 202H115V201L117 200V201H116V202L118 203V204L116 203V204L118 205V206L116 207L117 210H115V212H112V213H118V211L121 209L122 211H124V213H126V215H125V216L123 215V216L125 217V220H126L128 223H129L130 221H132V224L135 223L134 225H136V224L138 223L139 226L141 225L142 227H143V223H144V226H145V227H143V228H142L141 226H140V227H141L142 229H145V230H146V233H141V234L146 235V236L138 237V236H137L138 234H139V236H140V233H139V232H144V231H139V232H138V230H137V231H136V232L138 233V234H137V233L135 232V230H134V232H135L134 234L136 235V237H138V238H137V241L135 240V238L130 237V239H131V238H132V239H131V240L128 239V242H129L130 244H131V242L133 243V241L136 242V243H134V245H132V246L134 247V249H133L134 251H137V250L139 251V248H140V249H141V248L143 249V246H145L146 248L149 247L150 245H149V246H146L145 243H146L147 241H145V240H143V239H146V237H148V236H149L148 239H150L151 236H152V232H154L156 229H159V231H160V229L163 227V226H162V227H159V225L162 223V220H161L160 216L157 215V212H158V210H160V208H162V205H163V204L160 205L159 203L162 201V197H163V196H162V192H161V191L164 190V189H162V187L160 186V187H161V188H160L161 191H160V190L158 191V190H157L158 187H157L156 190H155V192L158 191L159 194H157V193H156V194H153V192H151V190H150V192L148 191L149 189L147 190V186H148L147 184L149 183V186H150V185L152 184V182L150 183L148 180H147V181H144L146 178L144 179V177H142L143 174L141 173V171L143 172V170H140L141 167L139 168V165H138V163H137L136 160H133V161H125V163H124V161L121 162V160H120V162L118 161V162H116V163H112V162H111L110 164H107V163H106V164H104V165H101ZM263 168H264V167H263ZM25 169H24V170H25ZM42 169H44V171H45V168H42ZM46 169H47V168H46ZM93 169H94V168H93ZM93 169H92V170H93ZM142 169H143V168H142ZM152 169H153V168H152ZM157 169H158V167H157ZM157 169H156V170H157ZM161 169H162V168H161ZM173 169H174V168H173ZM22 170H23V169H22ZM37 170H38V169H37ZM75 170H77V169H75ZM75 170L73 169L74 173H76V172L78 173V172L80 171V170H79V171H76V172H75ZM88 170H89V169H88V167H87L86 172H87V173L89 172V174H90L91 171H88ZM165 170H166V169H165ZM165 170H164V172H165ZM0 171H1V170H0ZM27 171H28V170H27ZM34 171H35V169L33 170V172H34ZM38 171H39V170H38ZM38 171H37V172H38ZM49 171H50V170H49ZM64 171H65V172H64ZM66 171H67V172H66ZM84 171H85V169H84ZM148 171H150V170L148 169ZM148 171H147V172H148ZM263 171H264V170H263ZM263 171H262V172H263ZM20 172H21V171H20ZM20 172H19V173H20ZM28 172H29V171H28ZM28 172H27V174H30V173H28ZM51 172H53V171H51ZM82 172H83V171H82ZM86 172H85V173H86ZM94 172H95V171H94ZM150 172H151V171H150ZM152 172H153V171H152ZM173 172H175V171H173ZM173 172H172V173H173ZM5 173H6V172H5ZM39 173H40V172H39ZM39 173H38V174H39ZM83 173H84V172H83ZM85 173H84V174H77V175H76V179H75V174H72V175L74 176V177H72V178H74V179L71 180V177H70V180H71L72 182H73V180H74V183L78 184V181H76V180H79L81 177H83V178L86 177L85 180L87 181V177L89 178L90 175L88 174V176H85V175L87 174V173H86V174H85ZM91 173H92V172H91ZM96 173H97V172H96ZM96 173L94 174L95 176H96ZM145 173H146V170H145L144 174H145ZM178 173H179V172H178ZM244 173H245V172H244ZM3 174H4V173H3ZM3 174H2V176H3ZM7 174H8V173H7ZM24 174H25V173H24ZM49 174H51V177L54 178L53 175H52L53 173H49ZM49 174H48V175H49ZM104 174H102V175H104ZM161 174H162V173H161ZM168 174H169V173H168ZM245 174H246V173H245ZM245 174H244L243 176H244V177L246 176V181H244L245 179L243 178V179H244L243 182L246 183V182L248 181V182H247V185H245V187L247 186L246 189H251V188H249V186L252 185L253 183L251 184L250 180L247 179L248 177H247V175H245ZM259 174H260V173H259ZM30 175H31V174H30ZM30 175H29V177H31ZM35 175H36V174H32V176H35ZM40 175L42 176V174H40ZM40 175H39V176H40ZM45 175H46V174H45ZM56 175H57V176H56ZM58 175H59V176H58ZM78 175H79V177H77ZM83 175H84V176H83ZM102 175H100V176H102ZM149 175H152V174H149ZM156 175H157V174H156ZM173 175H174V174H173ZM176 175H177V174H176ZM178 175H179V174H178ZM260 175H261V174H260ZM262 175H264V173H262ZM37 176H38V175H37ZM49 176H50V175H49ZM49 176H48V177H49ZM62 176H63V177H62ZM64 176H65V177H64ZM66 176H67V177H66ZM70 176H71V175H70ZM91 176H93V174H92ZM153 176H154V175H153ZM163 176H164V175H163ZM169 176H171V175H169ZM240 176H241V174H240ZM7 177H8V175H7ZM43 177H44V175H43ZM43 177L41 178V179H42L41 181H43ZM56 177H57V178H56ZM93 177H94V176H93ZM93 177L91 178V180H93V179L95 178V177H94V178H93ZM98 177H99V176L97 175V178H98ZM106 177H107V178H106ZM258 177H257V178H258ZM260 177L262 178L263 176H260ZM11 178H12V177H11ZM22 178H23V177H22ZM77 178H78V179H77ZM150 178H151V177H150ZM155 178H156V177H155ZM158 178H159V177H158ZM158 178H157V179H158ZM163 178H164V177H163ZM170 178H174V177L171 176V177H169V179H170ZM178 178H179V177H178ZM252 178H253V179H252ZM263 178H264V177H263ZM263 178H262V180L264 181ZM15 179H16V178H15ZM19 179H20V178H19ZM32 179H33V177H32ZM34 179H35V178H34ZM36 179H37V178H36ZM45 179H47V178H45ZM62 179H60V180H62ZM68 179H69V177H68ZM68 179H67V180H68ZM81 179H82V178H81ZM81 179H80V180H81ZM95 179H96V178H95ZM95 179H94V181H95ZM101 179H102V178H101ZM143 179H144V180H143ZM186 179H185V182H184V179L181 181V182H183V185H184V183H186ZM238 179H239V177L237 178V184H238V182L240 181V180L238 181ZM27 180H28V179H27ZM38 180H39V178H38L36 181H37V182H40V181H38ZM48 180H49V179H47V181H48ZM51 180H52V179H51ZM51 180H49V182H50ZM53 180H54V179H53ZM56 180H54L53 183H55ZM63 180H62V181H58V182H59L58 185H59L61 182H62V184H63V182L65 183V182L67 181V180H65V181H63ZM70 180H69V181H70ZM80 180H79V183L81 184L84 180L82 179V180H83V181L81 180L82 182H80ZM88 180H89V181H88L87 183L89 184V182H90V178H89ZM98 180H99V179H98ZM166 180H167V179H165V181H166ZM174 180H180V179H173V181H174ZM255 180H258V179H255ZM259 180H261V179L259 178ZM262 180H261V182H263ZM11 181H12V180H11ZM28 181H29V180H28ZM32 181H35V180H32ZM69 181L66 182L67 185H68ZM75 181H76V182H75ZM94 181H93V182H94ZM96 181H97V180H96ZM99 181H100V180H99ZM150 181H151V180H150ZM152 181H153V180H152ZM16 182H17V181H16ZM21 182H22V181H20V183H21ZM26 182H27V181H26ZM43 182H45V181H43ZM84 182H85V181H84ZM93 182H91V183H93ZM100 182H101V181H100ZM145 182H146V183H145ZM157 182H158V181H157ZM176 182H177V181H176ZM195 182H196V183H195ZM259 182H260V181H259ZM259 182H258V183H259ZM261 182H260V183H261ZM18 183H19V182H18ZM22 183H23V182H22ZM51 183H52V182H51ZM70 183H71V182H70ZM87 183H82L81 185L83 186V184H87ZM155 183H156V182H155ZM155 183H154V184H155ZM164 183H165V182H164ZM169 183H171V182L169 181ZM177 183H178V182H177ZM240 183H241V181H240ZM25 184H26V183H24V186H25ZM30 184H31V183H30ZM36 184H37V183H36ZM38 184H40V183H38ZM42 184H43V183L41 182V185H42ZM46 184H47V183H46ZM49 184H50V183H49ZM55 184H56V183H55ZM62 184H60V185L62 186ZM66 184H65V185H66ZM76 184H75L74 187H75L76 190H77L78 187H76V186H77ZM93 184H97V182H96V183L94 182ZM98 184H99V183H98ZM103 184H104V183H103ZM159 184H160V182H159ZM248 184H249V185H248ZM26 185H28V184H26ZM32 185H34V184L32 183ZM56 185H57V184H56ZM58 185H57V186L54 185V186H55V187H58ZM60 185H59V186H60ZM63 185H64V184H63ZM65 185L63 186L64 189H66V188H65ZM67 185H66V186H67ZM71 185H72V184H71ZM99 185H100V184H99ZM157 185H158V184H157ZM168 185H169V184H168ZM171 185H172V184H171ZM179 185H180V184H179ZM189 185H190V184H188V186H189ZM240 185H241V184H238V186H240ZM259 185H260V184H259ZM259 185H258V186H259ZM1 186H2V185H1ZM28 186H29V185H28ZM35 186H36V185H35ZM39 186H40V185H39ZM49 186H51V185H49ZM61 186H60V188H61ZM69 186H70V185H68L67 188H68ZM87 186H88V185H87ZM89 186L91 187L92 185L90 184ZM158 186H159V185H158ZM162 186H165V185L163 184ZM174 186H176V185H174ZM185 186H186V185H185ZM185 186H184V188H185ZM255 186H256V185H255ZM263 186H264V185H262V183H261V187H262V188H263ZM9 187H10V186H9ZM9 187H6V188H9ZM11 187H12V186H11ZM18 187H19V186H18ZM20 187H21V186H20ZM30 187L33 188L31 185H30ZM63 187H62V188H63ZM72 187H73V185H72L71 187H69L68 192L66 191V193H70L69 190H71ZM74 187L72 188L71 192L73 191V189L75 190ZM83 187L86 188V186H83ZM90 187H89L88 189H90ZM92 187H93V186H92ZM92 187H91V188H92ZM101 187H102V186H100V188H101ZM127 187L130 188V192H126V191H125V190H127ZM151 187H152V186H151ZM151 187H150V188H151ZM155 187H156V186H155ZM171 187H172V186H171ZM178 187H179V186H178ZM178 187H177V188H178ZM180 187H182V186H180ZM180 187H179V188H180ZM201 187H202V188L204 187V190H203ZM251 187L253 188L254 186H251ZM0 188H1V187H0ZM2 188H3V187H2ZM13 188L15 189V187H13ZM31 188H30V189H31ZM50 188H51V187H50ZM52 188H53V187H52ZM81 188H82V187H81ZM105 188H106V189H105ZM163 188H164V187H163ZM173 188H174V187H173ZM205 188H206V189H205ZM255 188H256V187H255ZM257 188H258V187H257ZM11 189H12V188H11ZM30 189H29V190H30ZM44 189H45V185H44ZM58 189H59V188H58ZM83 189H84V188H83ZM182 189H183V187H182ZM195 189H194V190H195ZM8 190H9V189H8ZM27 190H28V188H27ZM33 190H35V189H33ZM37 190H39V188H38ZM42 190H43V189H42ZM46 190H47V189H46ZM50 190H52V189H50ZM61 190L63 191V189H61ZM78 190H79V188H78ZM85 190H86V192H88V193L90 194V192L87 191V188H86ZM91 190H92V189H91ZM152 190H153V189H152ZM169 190H170V189H169ZM185 190H186V189H185ZM225 190H227V192L225 193L226 195H224V193H223ZM258 190H260V188H258ZM3 191H4V190H3ZM13 191H14V190H13ZM17 191H18V193H20L19 190H17ZM22 191H24V189H22ZM30 191H32V190H30ZM30 191H28V192H30ZM39 191L41 192V188H40ZM59 191H60V190H59ZM83 191H84V190H82V192L80 193L81 195H82ZM92 191H94V190H92ZM174 191H175V190H174ZM248 191H249V190H248ZM252 191H253V190H252ZM252 191H251V192H252ZM263 191H264V190H263ZM263 191H261V192H263ZM5 192H6V191H5ZM9 192H11V191H9ZM35 192H37V191H35ZM50 192H52V191H50ZM64 192H65V191H64ZM78 192H80V191H78ZM167 192H168V191H167ZM190 192H191V190H190ZM193 192H194V191H193ZM243 192H245V191H243ZM3 193H4V192H3ZM7 193H8V192H7ZM18 193H17V194H18ZM25 193H27V192H25ZM44 193H45V190H44ZM46 193H47V192H46ZM48 193H49V192H48ZM66 193L60 192L59 196H60L61 194L64 195V194H66ZM75 193H76V191H75ZM92 193H93V192H92ZM160 193H161V194H160ZM164 193H165V192H164ZM169 193H170V192H169ZM175 193H176V192H175ZM181 193H182V192H181ZM196 193H195V194H196ZM202 193H204V192H202ZM202 193H201V194H202ZM233 193H234V192H233ZM256 193H257V192L254 191V193H252V194L255 195ZM27 194H28V193H27ZM38 194H39V193H38ZM49 194H53V193H49ZM54 194H55V193H54ZM71 194H73V193H71ZM83 194H84V193H83ZM85 194H87V193H85ZM94 194H93V195H94ZM103 194L106 195V196L104 195V196H105L104 198H103ZM165 194H166V193H165ZM165 194H164V195H165ZM172 194H173V192H172ZM177 194H178V193H177ZM187 194H188V192H187ZM190 194L192 195V193H190ZM190 194H189V196H190ZM199 194H200V193H199ZM222 194H223V195H222ZM228 194H229V193H228ZM245 194H246V193H245ZM250 194H251V193H250ZM258 194H260V191L258 192ZM258 194H256V195H258ZM263 194H264V193H263ZM1 195H2V194H1ZM9 195H10V194H9ZM18 195H19V194H18ZM23 195H24V194H23ZM30 195H31V194H30ZM41 195L43 196L44 194H41ZM47 195H48V194H47ZM77 195H79V194L77 193L76 196H77ZM93 195H90V196H93ZM169 195H170V194H169ZM169 195H168V196H169ZM179 195H180V194H179ZM237 195H239V194H237ZM241 195H242V193L240 194V196H241ZM256 195H255V197H256ZM4 196H5V195H4ZM20 196H22V195H20ZM25 196H26V195H25ZM37 196H38V195H37ZM44 196H45V195H44ZM67 196H68V195H67ZM69 196H72V195H69ZM95 196H93V197H95ZM107 196L110 197V198H108ZM168 196H167V197H168ZM184 196H185V195H184ZM187 196H188V195H187ZM187 196H185V197H187ZM198 196H199V195H198ZM200 196H206V195H205V193H204L203 195H200ZM200 196H199L200 199L196 197V198L198 199V202H196L197 204H200V202H202V200H203V198H204V197L202 198V197H200ZM227 196H228V195H227ZM230 196H231V195H230ZM232 196H233V195H232ZM240 196H233L234 199H233L232 197H229V196H228V197H229L230 199L237 200ZM249 196H250V195H249ZM251 196H252V195H251ZM1 197H3V196H1ZM1 197H0V198H1ZM11 197H12V196H10V199H11ZM40 197H41V196H40ZM45 197H46V196H45ZM57 197H58V196H57ZM79 197H80V195H79ZM79 197H78V198H79ZM165 197H166V196H165ZM172 197H173V196H172ZM185 197H184V198L182 197V199H185ZM13 198H14V197H13ZM28 198H31V197H28ZM37 198H38V197H37ZM66 198H67V197H66ZM66 198H65V199H66ZM107 198H108V200H107ZM111 198H113V199H111ZM168 198L170 199V197H168ZM174 198H175V197H174ZM179 198H180V197H179ZM191 198H192V197H191ZM229 198H227V199H229ZM243 198H244V196H243ZM246 198H247V196H246ZM253 198H254V196H253ZM253 198H251V201L253 200ZM16 199H17V198H16ZM42 199H43V198H42ZM42 199H41V200H42ZM45 199H46V198H45ZM52 199H53V198H52ZM56 199H57V198H56ZM73 199H74V196H73ZM80 199H81V198H80ZM91 199H92V198H90V200H91ZM115 199H116V200H115ZM186 199H187V198H186ZM186 199L183 200V201L185 202ZM193 199H194V198H193ZM201 199H202V200H201ZM210 199H211L212 201H210ZM247 199H248V200H246V201L248 202L250 198H247ZM4 200H5V199H4ZM24 200H25V198H24ZM32 200H33V199H32ZM32 200H31V201H32ZM35 200H36V199H35ZM46 200H47V199H46ZM46 200H45V201H46ZM66 200H67V199H66ZM87 200H88V199H87ZM99 200H100V199H99ZM160 200H161V201H160ZM166 200H167V199H166ZM172 200H173V199H172ZM172 200L170 201V202H171V205H169V203H168V206H169V207H170V206H171V207L173 206V204H172ZM176 200H177V199L175 198L174 203H175ZM179 200H181V198H180ZM199 200H200V201H199ZM221 200H222V201H221ZM223 200H224V201H223ZM239 200H240V199H239ZM239 200H238V202H239ZM241 200H242V199H241ZM259 200H260V199H259ZM262 200L264 201V198H263V197H262ZM1 201H2V200H0V202H1ZM15 201H16V200H15ZM17 201H18V200H17ZM17 201H16V203H17ZM42 201H43V200H42ZM45 201H43V202H45ZM69 201H71V199H70ZM80 201H82V200H80ZM96 201H97V199H96ZM194 201H195V200H194ZM227 201L230 202V201H232V200H227ZM242 201H243V200H242ZM253 201H254V200H253ZM255 201H256V199H255ZM263 201H262V203H264ZM20 202H22V201H20ZM36 202H37V204H34V207H32V208H34V209H38V208H41V207H42L41 209H44V210H45V208H43V206H41V205H39V207H38V206H37V205H38V201L36 200ZM36 202H35V203H36ZM39 202H41V201H39ZM71 202H73V201H71ZM89 202H90V201H89ZM106 202H108V203H106ZM133 202H137L138 204L135 206V205H133ZM162 202H163V201H162ZM167 202H169V201H167ZM176 202H178V200H177ZM180 202H182V201H180ZM192 202H193V201H192ZM234 202H235V201H233V204H232V202H231L232 205L229 204V203H228V205L233 206V205H234ZM238 202H235V203L237 204ZM249 202H250V201H249ZM249 202L247 203V205L249 204ZM257 202H258L257 204H259V201H257ZM23 203H24V202L21 203V207H22V204H23ZM26 203H27V202H26ZM62 203H63V202H62ZM91 203H92V201H91ZM93 203H95V202H94V199H93ZM97 203H98V202H97ZM163 203L165 204V202H163ZM185 203L187 204V202H185ZM188 203H189V201H188ZM203 203H204V205H206L205 202H202L200 205L202 206ZM240 203H241V202H240ZM253 203H255V202H253ZM253 203H252V204H253ZM13 204H14V203H13ZM32 204H33V203H32ZM32 204H31V205H32ZM41 204H42V202H41ZM59 204H60V203H59ZM63 204H65V202H64ZM71 204H72V203H71ZM71 204H70V206H71ZM83 204H84V203H83ZM88 204H89V206H90V203H88ZM88 204H87V205H88ZM95 204H96V203H95ZM95 204H94V205H95ZM110 204H112V203H110ZM176 204H177V203H176ZM181 204H183V202H182ZM191 204H193V203H191ZM191 204H190V206H188V204H187V206L192 208ZM194 204H195V203H194ZM197 204H196V206H197ZM222 204H224V206L221 205V206L223 207V209H224L226 203H222ZM236 204H235V205H236ZM242 204H243V202H242ZM242 204H240V206H239V204L236 205L237 208H238V209L241 208V207H242ZM252 204H250V205H252ZM260 204H261V203H260ZM0 205H1V204H0ZM4 205H5V202H4ZM6 205H7V204H6ZM18 205H19V204H18ZM27 205H28V204H27ZM35 205H36V206H35ZM47 205H48V204H47ZM56 205H57V204H56ZM66 205H67V204H66ZM101 205H102V204H101ZM101 205H100V206H101ZM178 205L180 206L179 203H178ZM178 205H177V206H178ZM184 205H185V204H184ZM204 205H203V206H204ZM235 205H234V206H235ZM247 205H246V206H247ZM261 205H262V206L260 207V210H261L262 207L264 208L263 204H261ZM40 206H41V207H40ZM45 206H46V205H45ZM49 206H50V205H49ZM73 206H74V204L72 205V207H73ZM83 206H84V205H83ZM95 206H96V205H95ZM134 206H135V207H134ZM163 206H164V205H163ZM168 206H167V203H166L164 208L166 209V207H167L168 209H170ZM174 206H175V205H174ZM179 206H178V207H179ZM181 206H183V205H181ZM187 206L185 205V206H183L184 208L182 207L183 209H185V211H184V210H183V211H184V213H187V212L189 211L188 213L191 215V213H193V212H192L191 210H189ZM210 206H211V205H210ZM210 206H207V208H209ZM212 206L214 207L215 205L213 204ZM226 206H227V204H226ZM236 206H235V208H236ZM238 206H239V207H238ZM246 206L244 207V204H243L242 210H243V208H244V210L247 211ZM252 206H253V205H252ZM256 206H258V205H256ZM13 207H14V206H13ZM15 207H18V206H15ZM23 207H25V206H23ZM26 207H27V206H26ZM29 207H31V206H29ZM53 207H54V206H53ZM59 207H60V206H59ZM78 207H79V206H78ZM96 207H97V206H96ZM104 207H103V208H104ZM108 207H111V205L108 206ZM118 207H119V209H118ZM178 207L175 206V207L173 208L174 210H176V208H177V212L175 211V212L172 213V211L170 210L172 214L169 212L168 209H167V210H164V209L162 208V210L167 211V215H168V213L171 214V216H172V219H171V220H173V219H174V220H177V219H176V218H177V217H176L177 215H176L175 213H178V216L180 215V217L182 218V220H184V219L187 220V219L182 215V211H181V209H180L181 207L179 208L180 210L178 209ZM185 207L188 209V211L186 210ZM197 207H199V206H197ZM216 207H217V206H216ZM216 207H214V208L216 209ZM227 207H229V206H227ZM227 207H225V208H226V210H227L226 212L228 213V209H227ZM249 207H250V206L248 205L247 208H249ZM253 207H255V206H253ZM253 207H252V208H253ZM67 208H68V207H67ZM69 208H70V207H69ZM74 208H75V207H74ZM84 208H85V207H84ZM84 208H83V209H84ZM93 208H94V207H93ZM103 208H102V209H103ZM191 208H190V209H191ZM199 208H200V207H199ZM199 208H197V209H199ZM203 208H204V207H202L201 210H198V212H199V213H200V211L202 212ZM205 208H206V207H205ZM217 208L219 209V207H217ZM220 208H221V207H220ZM230 208H232L233 211L235 210L233 207H230ZM252 208H250V209L248 210V213H250L249 211H250ZM256 208H257V207H256ZM41 209H40V210H41ZM48 209H49V208H48ZM87 209H88V207H87ZM87 209H86V211H87ZM90 209H91V208H90ZM94 209H95V208H94ZM110 209L114 210L115 208L112 207V208H110ZM110 209H109L108 211H106V210L104 209V211H105L104 214H107L108 212H110V213H108L109 215L112 214L111 211H110ZM171 209H172V208H171ZM194 209H195V208H194ZM215 209H214V210H215ZM223 209L221 208V210H220V209H219V210L222 211V213H223ZM253 209H254V208H253ZM3 210H5V208H4ZM40 210H39V211H40ZM44 210H43V211H44ZM78 210H79L78 212H80V209H78ZM195 210H196V209H195ZM232 210H230V211L232 212ZM236 210H237V209H236ZM236 210H235L234 212H232V213H235V214H236ZM14 211H15V210H14ZM33 211H35V210H33ZM72 211H73V210H72ZM116 211H117V212H116ZM122 211H121L120 213H122ZM208 211H210V210H207V213H208ZM211 211H212V207H211ZM216 211H217V213L214 211V212L216 213L215 215L219 216V215H218V212L220 213V211H218V210H216ZM230 211H229V212H230ZM18 212H19V211H18ZM21 212H22V211H21ZM24 212H25V210H24ZM27 212H28V211H27ZM51 212H52V211H51ZM73 212H74V211H73ZM78 212H77V215L80 214V213H78ZM81 212H82V209H81ZM89 212H90V211H89ZM96 212H97V211H96ZM96 212H94V214H93L94 216H95V213H96ZM106 212H107V213H106ZM198 212H197V213H198ZM212 212H213V211H212ZM224 212H225V209H224ZM251 212H253V210H252ZM1 213H2V212H1ZM3 213H4V212H3ZM8 213H9V212H8ZM31 213H32V211H31ZM38 213H39V212H38ZM155 213H156V214H155ZM161 213H162V212H161ZM165 213H166V212H165ZM188 213H187V216L189 217V214H188ZM202 213L205 214L204 211H203ZM232 213H231V214H232ZM17 214H18V213H17ZM22 214H23V213H22ZM32 214H33V213H32ZM39 214H40V213H39ZM51 214H52V213H51ZM55 214H56V213H55ZM90 214H91V213H90ZM96 214H97V213H96ZM100 214H101V213H100ZM102 214H103V212H102ZM108 214H107V218H108ZM154 214H155V216L157 215V216L159 217L160 220L157 219L158 217H156V219L159 220L161 223L159 222L160 224L157 225L158 228L155 226V227H154L155 230L153 231V230H151V229H153V227L150 226V225L153 224V222H154V224H155V222L158 223V221H153L152 223H150V221H149L150 224H149L147 221H148V219H151L150 216L153 217ZM163 214H164V212H163ZM174 214H175L176 216H175ZM204 214H201V215H204ZM224 214H225V213H224ZM224 214H221V215L224 216ZM231 214H228V215H231ZM252 214H253V213H252ZM254 214H255V211H254ZM18 215H20V214H18ZM30 215H31V214H29V218H30ZM33 215H34V214H33ZM68 215H69V214H68ZM77 215L75 214L74 216L76 217ZM81 215H82V214H81ZM97 215H99V214H97ZM114 215H115V214H114ZM159 215H160V214H159ZM207 215H208V214H207ZM207 215H206V217H207ZM211 215H214V213L211 214ZM211 215H210V218H211ZM241 215H242V214H241ZM255 215H257V213H256ZM5 216H6V215H5ZM8 216H10V213H9ZM11 216H12V215H11ZM25 216H26V215H25ZM35 216H37V215H35ZM38 216H40V215H38ZM44 216L47 217L46 215H44ZM61 216L64 217V215H61ZM65 216H66V215H65ZM79 216H80V215H78L77 217L79 218ZM83 216H84V217H83ZM90 216H91V215H90ZM94 216H93V217H94ZM104 216H105V215H104ZM115 216H118V215L116 214ZM120 216H122V215L120 214ZM123 216H122V218H124ZM168 216H170V215H168ZM171 216H170V217H171ZM173 216H174V217H173ZM185 216H186V215H185ZM195 216H196V215H195ZM225 216H227V215H225ZM234 216H235V215H234ZM0 217H1V216H0ZM6 217H7V216H6ZM13 217H14V216H13ZM16 217H17V216H16ZM16 217H15V218H16ZM31 217H32V216H31ZM40 217H41V216H40ZM45 217H44V219H45ZM48 217H49V216H48ZM57 217H59V216H57ZM75 217H73V218H71V219L74 220ZM81 217H83L84 219L81 218ZM86 217H87V218H86ZM86 217H85V215L80 216V220L82 219L84 224L88 221V222H87L88 224H85V226H84V224L82 223V220L80 221V220H78V218L75 219V221L78 220L77 222L80 221V222L82 223L81 225H83V226H81V225H80V222H79V223H76V224L78 225V227H82V228L84 227V228H86V227H87L86 225H88V227L92 228V227H91L92 225H91V226H89V225H90L91 222L93 223V221H92V219H90L91 221L88 220V219H89V218H93V217H89V218H88V216H86ZM109 217H110V216H109ZM112 217H113V216H112ZM112 217H111V220H112ZM118 217H119V216H118ZM148 217H149V218H148ZM161 217H162V216H161ZM180 217H179V220L182 221V220L180 219ZM183 217H184V218H183ZM196 217H197V216H196ZM198 217H199V216H198ZM212 217H213V216H212ZM228 217H229V216H228ZM228 217L225 219V221H226L227 219H229V221H230V218H228ZM231 217H233V216H231ZM236 217L238 218L237 215H236ZM4 218H5V217H4ZM7 218H8V217H7ZM21 218H22V216H21ZM24 218H25V217H24ZM29 218H28V219H29ZM49 218H50V217H49ZM55 218H56V217H55ZM99 218H100V217H99ZM103 218H104V217H103ZM115 218L117 219V217H115ZM120 218H121V217H120ZM153 218L155 219V217H153ZM153 218H152V219H153ZM190 218L192 219V217L190 216V217L188 218V220H190V222H191V219H190ZM201 218L203 219L202 216H201ZM204 218H205V216H204ZM207 218H208V217H207ZM207 218H206L205 220L208 221L209 218H208V219H207ZM214 218H216V219H214V221H212L213 226H212V223H210L211 221H209V225L206 224V223H208V222L205 221L206 228H207L208 226L210 227V225H211L212 227H214V225H215L214 223H215V222H219V221L222 219V217H221L220 220H219L218 217H216V216H214ZM237 218L235 219V217H233V218L231 219V221H232L233 219H235V221H237ZM1 219H2V218H1ZM9 219H10V217H9ZM22 219H23V218H22ZM26 219H27V218H26ZM32 219H33V218H32ZM32 219H31V220H32ZM34 219H35V217H34ZM38 219H39V218H38ZM47 219H48V218H47ZM64 219H65V218H64ZM68 219H69V218H68ZM85 219H86V220H85ZM116 219H113V221H114V220L117 221ZM167 219H168V218H167ZM193 219H194V218H193ZM217 219H218V220H217ZM238 219H239V218H238ZM10 220H11V219H10ZM12 220H13V222L15 223L14 218H12ZM12 220H11V221H12ZM17 220H19V218H18ZM24 220H25V219H24ZM41 220H42V219H41ZM41 220H39V221L42 222ZM45 220H46V219H45ZM57 220H58V219H57ZM62 220H63V219H62ZM73 220H72V221H73ZM84 220H85L86 222H85ZM100 220H102V218H101ZM109 220H110V219H109ZM111 220H110V221H111ZM118 220H119L120 224H122L121 227H123V228H120V227H119V226H120L119 222H116L119 226L116 225V223L114 222V224L116 225V226H115V225L113 224L114 227H115L116 229H114V227L112 226L114 230L112 229V227L110 228V225H111V224H110L109 227H108L109 230L103 228V227H104L103 223H102L101 221H100V223H99L98 220H97V222H98L100 225L102 224L101 227L103 226V227L101 228L102 230L99 228L100 226H99V227H97V226L94 227L95 225L93 224V225H94V226H93L94 229H95V228H96V229L99 228L100 231H104V230H105L104 232H101V235H100L99 238L97 239L98 241H97V240H96L97 242L94 241V242H96V243H98V242L100 243V242H101V244H99V245L101 246V248L103 247V245H105V246H107V249H108L109 246H111L112 244H114V241H113V243L111 244L113 238L116 239L117 237H115V236H118L119 231L122 232V230L125 229L124 227L128 225V224L126 223V221L123 222V221L120 220L119 218H118ZM179 220H178V221H179ZM209 220H212V218L209 219ZM215 220H217V221H215ZM246 220H247V219H246ZM246 220H245V221H246ZM248 220H249V219H248ZM22 221H23V220H22ZM22 221H20V222L22 223ZM50 221H52V220H50ZM54 221H55V220H54ZM54 221H53V222H54ZM64 221H65V220H64ZM94 221H96L95 218H94ZM134 221H136L137 223L134 222ZM151 221H152V220H151ZM178 221H176V222H177V226L181 227V226H180V223H179V225H178ZM198 221H200L199 218H198ZM202 221H203V222H202ZM223 221H224V220H223ZM231 221H230V222H231ZM235 221H233L234 224H235ZM0 222H1V221H0ZM2 222H3V221H2ZM5 222H6V220H5ZM16 222H17V221H16ZM23 222H24V221H23ZM30 222H31V221H30ZM30 222H29V224H30ZM34 222H36V220H35ZM59 222H60V221H59ZM73 222H74V221H73ZM108 222H109V221H108ZM133 222H134V223H133ZM145 222H146V224L148 223V224H149V227H152V228H149L148 225H147V227H146ZM169 222H171V221H169ZM174 222H175V221H173V223H174ZM187 222H188V221H187ZM190 222H189V223H190ZM192 222H193V221H192ZM194 222H195V220H194ZM194 222H193V223H194ZM196 222H197V221H196ZM196 222H195V223H196ZM201 222H202V223H201ZM226 222H228V221H226ZM226 222H225V223H226ZM237 222H238V221H237ZM57 223H58V222H57ZM64 223H66V222H64ZM67 223H68V222H67ZM71 223H72V222H71ZM71 223H70V225H71ZM74 223H75V222H74ZM74 223H73V224H74ZM94 223H96V222H94ZM98 223H97V225H99ZM165 223H166V222H165ZM183 223H184V222H183ZM185 223H186V221H185ZM185 223H184V224H185ZM189 223H187V224L189 225ZM199 223H200L199 227H200L202 224H203V227H205V225H204V219L201 220ZM199 223H196V227L193 225L194 232H195V228L198 227L197 224H199ZM220 223H222V222H220ZM238 223H239V222H238ZM261 223H263V220H261ZM2 224H3V223H2ZM2 224H1V226H2ZM5 224H6V223H5ZM18 224H19V223H18ZM40 224H42V223H40ZM53 224H55V223H53ZM53 224H51V225H53ZM73 224H72L71 226H73ZM104 224H105V223H104ZM123 224H124V225H123ZM125 224H127V225H125ZM163 224H164V222H163ZM170 224H171V223H170ZM170 224H169V225H170ZM191 224H192V223H191ZM191 224H190V225H191ZM217 224H219V223H217ZM230 224H231V223H230ZM230 224H228L229 226H228V225H227V226L222 225V226H224V227H226V229H228V228L231 227ZM236 224H237V223H236ZM259 224H260V223H259ZM263 224H264V223H263ZM3 225H4V224H3ZM14 225H15V224H14ZM74 225H75V224H74ZM79 225H80V226H79ZM130 225H131V224H130ZM134 225H133V226L131 225V226H132V227H135ZM165 225H166V224H165ZM169 225H167V226L169 227ZM172 225H173V224L170 225V228L172 227ZM174 225H176V223H174ZM188 225H186V226H188ZM207 225H208V226H207ZM225 225H226V224H225ZM232 225H233V224H232ZM250 225H251V224H250ZM8 226H9V225L7 224V227H8ZM15 226H16V225H15ZM27 226H28V225H27ZM31 226H32V225H31ZM38 226H39V225H37L36 227H38ZM63 226L65 227V226H67V225L64 224ZM68 226H69V225H68ZM136 226H138V225H136ZM182 226H183V224H182ZM186 226L184 225V229H186V228H185ZM215 226H216V225H215ZM255 226H256V225H255ZM9 227H10V226H9ZM12 227H13V226H12ZM19 227H20V226H19ZM43 227H45V226H42V225H41L40 230H41V229L43 230ZM49 227H50V226H49ZM64 227H63V228H64ZM69 227H70V226H69ZM78 227L75 225V226H74V230L76 231L75 228L79 229ZM88 227H87L86 229H88ZM117 227H119V228H118L119 230L117 229ZM140 227H139V228L136 227V228L139 229V230H142ZM212 227H210V228L212 229V231H216V230H215L216 227H215V228H212ZM218 227H219V229H223V228H220V226H218ZM218 227H217V230H218ZM227 227H228V228H227ZM259 227H261V226H259ZM0 228H1V227H0ZM33 228H34V227H33ZM45 228H46V227H45ZM45 228H44L43 231H45L46 229H47V230H50V231L52 230V235L56 234V231H57V227H56V225H55V227L51 226V229H50V228H49V229H48V228L45 229ZM53 228L56 229L55 232H54L55 229H53ZM70 228H71V227H70ZM72 228H73V227H72ZM84 228H83L82 230H80V231H82L81 233L85 232ZM90 228H89V229H90ZM126 228H127V227H126ZM170 228H165V229L162 228V229L165 230V231H163V230H161V231L166 232V230H167V231L169 230L171 233L174 232V233H173V235H174L175 232H178L181 228H182V230H183V227L177 229L178 231H174V229H173V230H172V229L170 230ZM173 228H174V227H173ZM177 228H178V227H177ZM187 228H192V227L189 226V227H187ZM232 228H233V227H232ZM232 228H231V229H232ZM237 228H238V227H237ZM13 229H15V228H13ZM22 229H23V228H22ZM65 229H66V227H65ZM67 229H69V228H67ZM67 229L65 230V232L67 231ZM92 229H93V228H92ZM92 229H91V230H92ZM103 229H104V230H103ZM110 229H111V230H110ZM120 229H122V230H120ZM127 229H128V228H127ZM175 229H176V226H175ZM193 229H192V230H193ZM224 229H225V228H224ZM263 229H264V228H263ZM19 230H20V229H19ZM60 230L62 231L61 233L64 235L63 230H62V229H60ZM72 230H73V229H72ZM107 230H108V231H107ZM149 230H151L152 232L149 233ZM182 230H181V231H182ZM187 230H188V229H187ZM196 230H197L196 232H199V231H201L202 229H200V230L198 231V228H197ZM206 230L208 231V230H210V229L207 228ZM206 230H205V231H206ZM239 230H240V229H239ZM242 230H243V228H242ZM32 231H33V230H32ZM32 231H31V232H32ZM70 231H71V230H70ZM77 231H79V230H77ZM77 231H76V232H77ZM86 231H87V230H86ZM88 231H90V230H88ZM92 231H93V230H92ZM95 231H96V230H95ZM97 231H98V230H97ZM109 231H110V232H109ZM111 231H113V232H111ZM114 231H115V232L118 231V233L115 235V232H114ZM131 231H132V230H131ZM131 231H130V232H131ZM147 231H148V232H147ZM159 231H157V232L155 231L156 233L154 232V233H155L154 235H156L157 233H160ZM169 231L166 232V234L169 233ZM202 231H203V230H202ZM205 231H203V232H205ZM207 231H206V232H207ZM212 231L210 230L209 232H212ZM226 231H227V230H226ZM236 231H237V230H236ZM236 231H234L235 234H236ZM243 231H244V230H243ZM247 231H249V230H247ZM4 232H5V231H4ZM12 232H13V231H12ZM12 232H10V233H12ZM16 232H17V229H16ZM16 232H15V233H16ZM18 232H19V231H18ZM22 232H23V231H22ZM29 232H30V231H29ZM48 232H49V231H46V232H45V233H46L45 236H46L47 238H45V236L43 235L44 232H43V233L39 232V233H41V235L39 234V235H40V239L44 236V237H43L44 239H49V240H46V241L43 240V242H45V246H46V245H47V246H46V247L44 246L45 248H43V252H39L40 255H39V253H38L39 256L37 255V260L40 259V258H38V257H41V256L44 257V255H47V254L49 255V253H51L50 256L53 257V255L55 254L54 252H56V251L53 252V247H52V246H53V244H52L53 242H52V241H53L54 239L56 240V235H55V236H52V235H51V232H50V233H48ZM93 232H94V231H93ZM121 232H120V233H121ZM127 232L129 233V231H127ZM132 232H133V231H132ZM132 232L128 234V233H126V231H123L122 233H126V235H129V236H130V234H131V236H132ZM183 232H184V231H183ZM203 232H201V235L203 234ZM206 232H205V235L203 234V236H206ZM209 232L207 233V236H206V237H208V239L210 238V237H209ZM224 232H225V231H224ZM228 232H229V231H228ZM230 232H231V231H230ZM232 232H233V230H232ZM238 232H240V231H238ZM245 232H246V231H245ZM261 232H263V230H262ZM10 233H9V234H10ZM27 233H28V232H27ZM47 233H48V235H47ZM53 233H54V234H53ZM61 233H60V234H61ZM81 233H77V235H78V234H81ZM90 233H92V232H90ZM99 233H100V232H99ZM102 233H103V236H102ZM120 233H119V234H120ZM147 233H148V235H147ZM171 233H169L170 236H169V234L166 235L167 237H168V236L170 237V238L168 237L169 239H168V238H165L166 241H170L172 238H175V237H176V238L174 239V241H173V239H172V241H173V242H177V241H179V238H181V237H179V236H181L180 232L178 233V235H177V233H176V234L174 235V237H172L173 235H172ZM181 233H182V232H181ZM213 233H214V234L219 233V238H218L219 241H220V239H221V241L224 240V239H222V237H220V231H216V232H213ZM222 233H223V232H222V230H221V234H222ZM252 233H253V232H252ZM6 234H7V233H6ZM6 234H5V235H6ZM12 234H13V233H12ZM17 234H18V233H17ZM49 234H50V235H49ZM57 234H58V233H57ZM68 234H69V230H68ZM70 234H71V233H70ZM74 234H75V232H74ZM111 234L113 235V237L111 236ZM149 234H150V235H149ZM182 234H183V233H182ZM198 234H200V233H198ZM211 234H212V233H211ZM223 234H224V233H223ZM225 234H227V233H225ZM230 234H231V233H230ZM237 234H239V233H237ZM242 234H243V233H242ZM247 234H248V233H247ZM247 234H246V235H247ZM257 234H258V233H257ZM259 234H261V233L259 232ZM262 234L264 235V233H262ZM262 234H261V236L263 237ZM10 235H11V234H10ZM10 235H8V236H10ZM14 235H15V234H14ZM18 235H21V234H18ZM36 235H37V234H35V237H36ZM42 235H43V236H42ZM77 235H75V236H77ZM86 235H88V233H87ZM94 235H95V234H94ZM122 235H123V234H121V236H122ZM124 235H125V234H124ZM126 235H125V236H126ZM135 235H134V236H135ZM157 235H158V234H157ZM161 235H162V236H159V235H158V238H154V239H153V237H155V236H152V239H153V240L156 239V241H157V239H158V240L161 239V241L165 240L164 238H162V237H164L163 235H165V233H163V234L161 233ZM185 235H186V234H185ZM232 235H233V234H232ZM240 235H241V234H240ZM8 236H6V237L9 238ZM41 236H42V237H41ZM48 236H49V237H48ZM60 236H61V235H60ZM60 236H59V237H60ZM72 236H73V233H72ZM83 236H84V235H83ZM89 236H90V235H89ZM91 236H93V235L91 234ZM108 236H111L112 239H111L110 237H108ZM119 236H120V235H119ZM182 236H183V235H182ZM211 236L213 237V239L217 238L215 235H214L215 237H214L213 235H211ZM217 236H218V234H217ZM237 236H239V235H237ZM247 236H248V235H247ZM250 236H251V235H250ZM258 236H260V235H258ZM50 237H53L54 239H52V238H50ZM62 237H63V236H62ZM68 237H69V236H68ZM80 237H82V235H81ZM93 237H94V236H93ZM97 237H98V236H97ZM100 237H101L102 241H101ZM127 237H128V236H127ZM127 237H126V239H127ZM156 237H157V236H156ZM160 237H161V238H160ZM186 237H187V236H186ZM206 237H203V238L206 239ZM223 237H226V238H227L228 235H227V236H226V235H223ZM243 237L245 238V235H244ZM243 237H242V239H243ZM251 237H252V236H251ZM253 237H254V236H253ZM253 237L251 238L252 240H253ZM262 237H259V238L261 239V241H260V239L257 238V237H256V238H257V240L259 239V241H256V238H254V239H255V242H254V241H253V242H254V244H256V246H257L258 244H259V245L261 244L260 246H262V244L264 243V242L261 243V242H262ZM2 238H3V237H2ZM66 238H67V237H66ZM84 238H86V237L84 236ZM108 238H110L111 240L108 239ZM140 238H141L142 241L139 240ZM159 238H160V239H159ZM177 238H178V240H176ZM192 238H193V237H192ZM194 238H195V237H194ZM197 238H198V237H197ZM226 238H225V239H226ZM236 238H237V237H236ZM238 238H240V237H238ZM249 238H250V237H249ZM249 238L246 237L245 239H248V241L251 242V239H249ZM10 239H11L10 241L12 242V241H13V240H12V237H11ZM17 239H18V238H17ZM19 239H20V238H19ZM24 239H25V237H24ZM31 239H32V238H31ZM33 239H34V238H33ZM35 239H36V238H35ZM75 239H76V241H77V240L80 239V238H79V236H78V237H75ZM88 239H89V238H87V240H88ZM91 239H92V237H91ZM91 239L89 240L90 242L92 241ZM95 239H96V235H95ZM133 239H134V240H133ZM152 239H150V241H151ZM183 239H184V237H183ZM210 239H211L212 243H210V242H209V243L212 244V245L214 246V242H213L214 240H213L212 238H210ZM229 239H230V236H229ZM234 239H235V238H234ZM234 239H233V240H234ZM0 240H1L0 242H3L2 239H0ZM41 240H42V239H41ZM50 240H51L52 243L50 242ZM55 240H54V241H55ZM60 240H61V239H60ZM63 240H64V239H63ZM73 240H74V236H73ZM108 240H109V241H108ZM129 240H130L131 242H130ZM138 240H139V241H138ZM153 240H152L151 243L155 242V241H153ZM198 240H199V239H198ZM238 240H240V239H238ZM4 241H5V240H4ZM10 241H9V243L11 244ZM26 241H27V240H26ZM39 241H40V240H39ZM47 241H48V242H47ZM57 241H58V240H57ZM66 241H67V240H66ZM68 241H70V240L68 239ZM122 241H123V238H122ZM166 241H165V242H164V241L161 242V244L163 243V246H164V245L167 243ZM172 241H170L171 244L173 243ZM184 241H185V240H183L182 243H183ZM191 241H192V240H191ZM196 241H197V240H196ZM196 241H195V242H196ZM209 241H210V240H209ZM216 241H217V239H216ZM219 241H217V243H218ZM248 241H246V242H248ZM7 242H8V241H7ZM13 242H14V241H13ZM33 242H35V241L33 240ZM41 242H42V241H41ZM43 242H42V243H43ZM60 242H62V241H60ZM72 242H74V241H72ZM80 242H82L81 239H80ZM102 242L105 243V244H103ZM119 242H120V241H119ZM137 242H142V244H141V243H137ZM143 242H145V243H143ZM157 242H158V244H157ZM157 242H156L155 244H153V245H154L155 247H157L156 245H158V249H159V248H161V245H160V247H159V244H160L159 242H160V241H157ZM234 242H235V241H234ZM244 242H245V240H244ZM244 242H242L241 246H240V243H239L238 246H237V245H234V244H235V243H234L232 246L235 247V250L232 249V248H234V247H232L231 244H230V245H227L229 248H225V247H227V246H225V247L223 246V247L225 248V250L230 249L229 252H228V250H227V251H224V249H223L222 251H220L223 247H222V245H221V247H220L219 244H224L225 242H222V243L219 242V244H217V243L215 242V243H216L215 246L218 245L219 248H220L219 252H218V249H219V248H215V246H214V247H213L212 245H210V246L208 245L207 247L205 246V248L207 249L208 252H210V251L208 250V247H212L213 250L216 249V252H217V253L215 252V254H213V253H214V251H213L212 255H211V253H209V254H210V255H208V259L210 258L209 260H213V259H214V261H215V259H217V258L215 257L216 254L219 255L220 253H221L222 255L225 254L226 257H228V258L224 257V258H225V259H224V258L221 256L222 259H224L223 261H221V260H219V259H220V255H221V254H220L219 257L217 256L219 259L216 260L215 263H212L213 261L211 262V261L208 260V264H209V263H211V264H236V262L239 261L238 259H240V257H241L240 254H242L243 259H242V260L240 259L241 262H237V264H239V263L241 264L243 261H244V264H245V263H246V262H245V260H246L245 257H246V258H249V261H250V264H251V259H250V258L253 257L252 260L254 261V260H255V258H254L255 255L252 254V257H251L249 254H250V252L253 253L252 250L254 251V247L256 248V246L253 245V248H251V247H252V246H251V247H250L251 250H249L248 245H247V246H246V245H243ZM250 242H249V243H250ZM257 242H258V243H257ZM42 243H41V244H42ZM46 243H47V244H46ZM54 243H55V242H54ZM57 243H58V242H57ZM62 243H63V242H62ZM62 243H61V244H62ZM65 243H66V242H65ZM67 243H68V242H67ZM69 243H70V242H69ZM74 243H75V242H74ZM77 243H79V242H77ZM86 243H87V242H86ZM109 243H110V245H109ZM117 243H118V242L115 241V244H117ZM125 243H126V241H125ZM129 243H128V244H129ZM164 243H165V244H164ZM185 243H187V242H185ZM190 243H191V242H190ZM198 243H199V242H198ZM249 243H248V244H249ZM12 244H13V243H12ZM30 244H31V243H30ZM30 244L26 243V245H25V246H26V249H28L27 247H29ZM33 244H34V243H33ZM33 244H32V245H33ZM36 244H37V243H36ZM41 244H40V245H41ZM49 244H51V247L49 246ZM79 244H80V243H79ZM79 244H78V246H79ZM92 244H93V243H92ZM107 244H108V245H107ZM115 244H114V245H115ZM118 244H119V245H118ZM118 244H117V245H118L119 247L116 245V247H115V249H114L113 251H111V249H108V250H110L111 252H113V256H115V255L117 256V257H115V258H112V257H113V256H112V257L110 258V259H112L111 262H112V261L115 262L114 260H116L118 257H121L122 255H123V257L125 258V256H127L128 253H130V252H131V253H134L133 255H135V252H134V251L132 252V246H130V245L127 246V247H125L126 249H125V248L123 249V250L126 251V252H127V250L130 251V252H127V253L125 252L127 255H124L125 253L122 252V251H123V250H122L123 246L121 245V244H123V243L120 242V243H118ZM144 244H145V245H144ZM147 244H148V243H147ZM168 244H169V242H168ZM171 244H170V245H171ZM207 244H208V243H207ZM225 244H226V243H225ZM228 244H229V243H228ZM244 244H245V243H244ZM250 244H251V243H250ZM13 245H14V244H13ZM54 245H56V244H54ZM57 245H58V244H57ZM63 245H64V244H63ZM68 245H69V244H67L66 246H68ZM71 245H72V243H71ZM75 245H76V244H75ZM75 245H72V246H75ZM82 245H83V243H82ZM90 245H91V244H90ZM96 245H97V244H96ZM114 245H113V247H114ZM124 245H125V244H124ZM170 245H169V246H170ZM173 245H174V244H172V246H170V247H172L171 249H173L174 251L177 250V249H174V248H173ZM175 245H176V244H175ZM182 245H183V244H182ZM182 245H180L179 247H181ZM186 245H188V243H187ZM186 245H185V249H186ZM191 245H192V244H191ZM205 245H206V244H205ZM259 245H258L257 247L260 249ZM263 245H264V244H263ZM5 246H6V245H5ZM38 246H39V245H38ZM48 246H49L50 248H49ZM61 246H62V245H61ZM69 246H70V245H69ZM69 246H68L67 248H68V249H71V248H69ZM88 246H89V245H88ZM105 246H104V247H105ZM140 246H141V247H140ZM166 246H168V245L166 244ZM169 246L167 247L168 249L170 248ZM177 246H178V245H177ZM177 246H176V247H177ZM188 246H189V245H188ZM194 246H195V245H194ZM218 246H217V247H218ZM230 246H231L232 248H231ZM242 246H245V249H247V252L250 251L248 255H245V254H247V252H244V251H245L244 249L240 250ZM249 246H250V245H249ZM17 247H18V246H17ZM23 247H24V245H23ZM30 247H34V246H30ZM30 247H29V248H30ZM47 247H48L49 249H48ZM58 247H59V245H58ZM63 247H64V246H63ZM63 247H62V249H63ZM84 247H85V246H84ZM86 247H87V246H86ZM86 247H85L84 249H86ZM97 247H98V245L96 246V248H97ZM121 247H122V248H121ZM128 247H130V248H128ZM137 247H139V248H137ZM145 247H144V248H145ZM164 247H165V246H164ZM202 247H203V245H202ZM237 247H239V248H237ZM247 247H248V248H247ZM263 247H264V246H263ZM263 247H261V249H260L261 252H262V250H264V249H262ZM14 248H15V247H14ZM51 248H52V249H51ZM74 248H75V247H74ZM77 248H78V247H77ZM94 248H95V247H94ZM101 248H100V251H101ZM111 248H112V246H111ZM116 248H117V249H116ZM127 248H128V249H127ZM135 248H136L137 250H135ZM162 248H163V247H162ZM165 248H166V247H165ZM167 248H166V249H167ZM187 248H188V247H187ZM236 248H237V249H236ZM243 248H244V247H243ZM258 248H257V251H256V250H255V251H256V252H259V256L256 255L255 257L263 258L264 255H263V257H261V255H262L263 252L260 253V250H259ZM8 249H9V248H8ZM18 249H19V247H18ZM22 249H23V248H22ZM22 249H20L21 251H19V252H20V257H21V259H20L21 261L19 260V262H18L19 264L24 263L23 260H22V254H24L25 252H26L25 257H24V256H23V257L25 258L24 261H26L27 264L32 263L34 260H36V259H33V258L36 257V253H37L36 251H34V249H33V250L28 249L27 251H26V249H23V250H25L24 252H22V251H23ZM45 249L48 250V251H45ZM50 249H51V250H50ZM62 249H60V250L63 251ZM75 249H76V248H75ZM102 249H103V248H102ZM105 249H106V248H104V250H105ZM107 249H106V250H107ZM118 249H119V251H121V253H123L122 255L120 254V256H118L117 253L115 254V250H118ZM190 249H191V248H190ZM194 249H195V248H194ZM203 249H204V248H203ZM206 249L203 250L204 253H205V255H206V253H207ZM212 249H210L211 252H212ZM231 249H232V250H231ZM238 249L240 250V251H239V252H240V254H239L240 256H238V254L235 255V253H237L236 250H238ZM9 250H10V249H9ZM29 250H31V251H29ZM54 250H55V249H54ZM56 250H58V249H56ZM93 250H94V249H93ZM144 250H145V249H144ZM152 250H153V249H152ZM161 250H162V249H161ZM164 250H165V249H164ZM179 250H180V252H181V249L178 248V252H179ZM192 250H193V249H192ZM197 250H198V248H197ZM199 250H200V249H199ZM199 250H198V251H199ZM243 250H244V251H243ZM4 251H5V250H4ZM12 251H13V250H12ZM15 251H16V250H15ZM33 251H34V252H33ZM44 251H45V252H44ZM49 251H50V252H49ZM51 251H52L53 253H52ZM97 251H99V250H97ZM97 251H96V252H97ZM110 251H109V252L107 251L106 253L109 254ZM147 251H149V250H147ZM147 251H146V253H147ZM168 251H170V250H168ZM184 251H185V250H184ZM184 251L182 250L183 253H184ZM193 251H194V253H195L196 249L193 250ZM193 251H192V252H193ZM231 251H233V252L235 251V252L233 253V252H231ZM242 251H243L245 254L242 253ZM0 252H1V251H0ZM16 252H18V251H16ZM21 252H22V254H21ZM27 252H28V253L31 252L30 255L32 254L33 257L31 258V257L29 256V254H27ZM32 252H33V253H32ZM73 252L76 253V251H73ZM78 252H79V251H78ZM78 252H77V253H78ZM80 252H82V251L80 250ZM101 252H102V251H101ZM143 252H145V251H143ZM149 252H150V251H149ZM156 252H157V251H156ZM158 252L160 253V250H159ZM164 252H165V251H164ZM166 252H167V251H166ZM178 252H177V255L180 254V253L178 254ZM185 252H186V251H185ZM1 253H2V252H1ZM13 253H14V252H13ZM34 253H35V254H34ZM41 253H42V254H41ZM43 253H47V254H44V255H43ZM71 253H72V252H71ZM83 253H84V252H83ZM85 253H86V252H85ZM106 253L103 254V252H102V253H101V256H100L99 253H97V259H98V258L100 259V257H101V259H103V258H102L103 255H104V257H106V256H107V257H108V256L110 257V256H111L110 254L107 255ZM131 253L129 254V257H126V258H130V257L132 256ZM137 253H138V252H137ZM141 253H142V252H141ZM141 253H140V254H141ZM150 253H151V252H150ZM162 253H163V252H162ZM188 253H190V252H188ZM198 253H199V252H198ZM202 253H203V252H202ZM231 253H233V254H231ZM254 253H255V252H254ZM52 254H53V255H52ZM57 254H58V253H57ZM59 254H60V253H59ZM61 254H63V253H61ZM79 254H80V253H79ZM89 254H90V253H89ZM89 254H88V255H89ZM91 254H92V253H91ZM93 254H94V253H93ZM118 254H119V253H118ZM143 254H144V253H143ZM164 254H165V253H164ZM175 254H176V251H175ZM200 254H201V253H200ZM229 254H231V256H230V260L227 261V259H229ZM260 254H261V255H260ZM263 254H264V253H263ZM8 255H9V254H8ZM27 255H28V257H27ZM69 255H71V254H69ZM74 255H76V254H74ZM81 255H82V257H83V254H81ZM86 255H87V254H86ZM148 255H149V254H148ZM158 255H159V254H158ZM168 255L171 256V254H168ZM172 255L174 256V252H173ZM185 255H187V253H186ZM190 255H191V254H190ZM213 255H215V256H213ZM58 256H59V255H58ZM72 256H73V255H72ZM72 256H71V257H72ZM98 256H99V257H98ZM137 256H140V255H137ZM137 256H136V257H137ZM149 256H153V255H149ZM173 256H171V258H174ZM188 256H189V255H188ZM188 256H187V257H188ZM203 256H204V254H203ZM210 256H212V257H210ZM248 256H250V257H248ZM0 257H1V256H0ZM29 257H30L32 260H30ZM43 257H42L43 261H40V260H42V259L39 260L40 264H41V262H42V263L44 262V264H47V263L49 264L50 262H51L50 264H52L53 262H55V258H54V257L52 258V260H54L53 262L50 260L51 258H50V259L48 258L49 256H48V257L45 256V258H43ZM46 257H47V258H46ZM62 257H63V256H62ZM76 257H77V256H76ZM107 257H106V259L101 260V262L103 261V263H100V260H99V263H100V264H105L106 262H109L110 260H109V258H108V261H107ZM123 257H122V258H123ZM140 257H141V256H140ZM154 257H156V255L153 256V258H154ZM160 257H161V255H160ZM162 257H163V254H162ZM178 257H179V256H178ZM182 257H183V256H182ZM205 257L207 258V256H205ZM213 257H214V258H213ZM242 257H241V258H242ZM6 258H7V257H6ZM10 258H11V254H10ZM24 258H23V259H24ZM28 258H29V259H28ZM68 258H69V256H68ZM68 258H67V259H68ZM83 258H84V257H83ZM95 258H96V257H95ZM95 258H94V259H95ZM122 258H119L118 261L116 260L117 262H116L115 264H119L118 262H120V261H122V260L124 259V258H123V259H122ZM143 258H144V257H143ZM146 258L149 259V257H146ZM175 258H176V257H175ZM185 258H186V257H185ZM189 258H190V256H189ZM200 258H201V257H200ZM211 258H213V259H211ZM13 259H14V258H13ZM45 259H46V260H45ZM48 259L50 260L49 262L47 261ZM69 259H70V258H69ZM71 259H73V257H72ZM85 259H86V258H85ZM120 259H121V260H120ZM139 259H140V258H139ZM139 259H138V260H139ZM244 259H245V260H244ZM257 259H258V260H257ZM257 259H256V262L258 261L257 264H259V262H260V261H259V258H257ZM5 260H6V259L4 258V261H5ZM7 260H8V258H7ZM27 260H30L31 262H30V261H27ZM73 260H74V259H73ZM88 260H89V259H88ZM104 260H106V261H104ZM125 260H127V261L129 262L128 259H124V262H125ZM134 260H136V262H137V258L134 259ZM141 260H142V259H141ZM155 260H156V259H155ZM157 260H158L157 263H159V259H157ZM174 260H175V259H174ZM185 260H186V259H185ZM201 260H202V259H201ZM247 260H248V259H247ZM247 260H246V261H247ZM0 261H1V260H0ZM2 261H3V260H2ZM9 261H10V260H8V264H9ZM14 261H15V260H14ZM61 261H64V260L61 259ZM78 261H80V259L78 260V257H77L76 263H75V262H73V263L77 264ZM92 261H93V258H92ZM186 261H187V260H186ZM205 261H207V259H205ZM262 261H264V260H262ZM262 261H261V263H264V262H262ZM16 262H17V261H16ZM16 262H15V263H16ZM21 262H22V263H21ZM26 262H25L24 264H26ZM28 262H29V263H28ZM36 262H37V261H36ZM46 262H47V263H46ZM56 262H57V261H56ZM56 262H55V263H56ZM64 262H65V261H64ZM64 262H62V263L64 264ZM80 262H82V261H80ZM85 262H86V261H85ZM89 262H90V261H89ZM89 262H88V263H89ZM93 262H94V261H93ZM95 262H96V261H95ZM111 262L108 263V264H111ZM124 262H123V263H124ZM142 262H143V261H142ZM154 262H156V261H154ZM154 262H153V263H154ZM170 262H171V260H170ZM188 262H190V260H189ZM192 262H193V261H192ZM256 262H252V263H255V264H256ZM1 263H2V262H1ZM3 263H4V262H3ZM6 263H7V262H6ZM18 263H17V264H18ZM58 263H60V262H58ZM65 263H66V262H65ZM69 263H70V262H69ZM99 263H98V264H99ZM121 263H122V262H121ZM121 263H120V264H121ZM130 263H131V261H130ZM132 263H133V261H132ZM132 263H131V264H132ZM143 263H144V262H143ZM183 263H184V261H183ZM183 263H182V264H183ZM10 264H11V262H10ZM36 264H37V263H36ZM38 264H39V263H38ZM53 264H54V263H53ZM60 264H61V263H60ZM127 264H128V263H127ZM133 264H134V263H133ZM170 264H171V263H170ZM172 264H173V263H172ZM198 264H199V263H198ZM204 264H207V263H204ZM242 264H243V263H242ZM248 264H249V263H248Z\"/></svg>",
  "mask_w": 264,
  "mask_h": 264
}]
</instances>
